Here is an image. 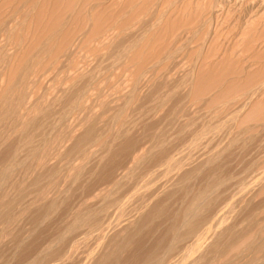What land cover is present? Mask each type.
Returning a JSON list of instances; mask_svg holds the SVG:
<instances>
[{
    "label": "rangeland",
    "instance_id": "1",
    "mask_svg": "<svg viewBox=\"0 0 264 264\" xmlns=\"http://www.w3.org/2000/svg\"><path fill=\"white\" fill-rule=\"evenodd\" d=\"M16 1V2H15ZM29 1V0H28ZM28 1L27 0H1L0 1V26L2 25V24H4L7 20H8V22H6V26H7V28H8V26L9 25H11V27L13 26V29H11V27L9 26V28L8 29H10V32H11V30H14L15 29V31H14V34L12 35V34H10V32L8 31V29H7V35H9V37L5 34L4 36H3V39L5 38V42H4V40L2 39V38H0V40H3V42H4V44L7 42L8 43V51H7V47H6V51L7 52H9V53H5V55H3V56H0V60H1V62H0V99H1V101H0V178L2 179V177H3V179L1 180L0 179V181H1V183H0V217H1V221H0V263L1 264H19L22 260H23V256L27 253V252H31V251H34V250H37V249H39V248H42L43 246H45V245H47V243H50V242H52L56 237H58V235L59 234H61L62 232H63V230H65V227L67 226V224L70 222H72V220H71V215L70 214H72L74 211H73V209L75 208V206H74V204L76 205V207L77 206H79L80 204H82V202H84L85 200H88V197L90 198V196H91V191L93 192V189L95 190L96 188H98V187H101L104 183H105V181L107 182V181H109L110 179H109V177L111 176L112 178L116 175V174H118V173H120L122 170H123V168L125 167V165H127L129 162L128 161H130L131 159H132V156H134L135 155V151H139V150H145V148H146V150L145 151H147V157L148 158H146L145 159V161H144V163H143V166H142V171L140 170V172H138V176H140V178L138 177V179H139V181L141 180V182H142V179L143 180H145V178H146V176L148 177V175H150V174H156V173H161V171H164V170H166V168H169V166L172 164V162H174V160H176L177 158L176 157H178L185 149H187V148H191L192 149V153L191 154H193V152H196L195 153V156H194V154L193 155H191L192 156V158H191V156H190V159L192 160V162H193V164L191 163V164H189L190 163V161L188 162V164H189V168H190V165H191V171H192V169H195V166L197 167V162L201 159V156H199V154L200 155H202L203 156V158H207V157H209V155L210 154H212V156L214 155V158L215 157H217L218 155H219V159H218V157L217 158H215L214 160H217L218 161V163H217V161L215 162V161H211V164H210V162H208V163H206V164H208L209 165V167H207L206 166V164H204V165H201V166H203V167H201V166H199L200 168H198L197 170L195 169L194 171L195 172H193V175H191V176H189V184H187L188 182H178V184H181V185H183V184H185L184 186H186V187H181V188H178V189H180L179 191L182 193L183 191H182V189L183 190H185L186 188V190H187V193H186V191H184L183 193H182V195H181V193L179 194V192H178V194L177 193H175V192H177L178 191V189H176V191L175 192H173L172 194H170V192H168V190L169 189H171L172 187H170V186H166V188L163 186V188H162V192H160V194H159V198H157L156 200V202H154V203H152V205L149 207L150 209L153 207V205H155V203L156 204H160V205H162L164 208H163V211L165 210L166 212H167V214H169V215H167L166 214V212L164 213V216L162 217V218H165L166 219V217H167V219L165 220V219H162L161 218V220H158V221H153L152 223H150V227L148 226V225H146V227H145V229H146V232H144V233H142V230L144 229V227H143V225H142V230H140V232H141V234L139 235V236H141L142 234V236L141 237H139V238H137L135 241H138V243L140 242L139 240H141V242H140V244H138L137 242L135 243H133V245H132V248L134 249V251L132 250V248L131 249H129L128 250V252H129V254H128V252H126L127 254H125V255H122V256H125V258L124 259H126V258H130L129 260L128 259H126V260H124L122 257V259L124 260H122V261H120L121 260V258H120V260H119V263L120 262H123L124 264H127V262H129L130 260V262H129V264H131V262H134L135 261V263H133V264H137L136 262L138 261L137 259H139V258H137V256H138V254L140 253V251H142V250H145V249H147V250H149V248H151L152 249V247L154 246V245H156L155 243H154V241L153 240H155V238H157L158 236V238H157V242L160 240V238H161V233L163 234L164 232H162V231H164L165 230V227L167 226V224L169 223L168 221H171L173 218H174V216H176V214L175 213H178L179 211L182 213L183 212V210H184V208H186L187 207V205H188V203L190 204L191 202H192V200H193V198L192 197H197V196H199L201 193H203V191L204 190H207V189H209L210 188V186H212L213 187V184H216V185H218L219 186V181H221V182H224V187H226V183H227V181H228V184H227V187L228 188H230L231 189V187L233 186V185H236L235 183H237L235 180L234 181H232L233 180V178L234 179H236L237 181H239L238 183H237V185H238V187H240V188H242V186H243V188H245V189H247V190H242V192L244 193L243 195H247L246 197L248 198L249 196V193H250V198L252 197V202L250 201V198H249V200L247 199V198H245V196H243L242 195V197L239 199L240 200V202L241 201H243L244 203L245 202H247L248 204H249V207L247 206V204L246 205H244V203L243 202H241V204H243L244 205V207L242 206V205H240L238 202H236V201H238L237 199L236 200H234L232 197V192L231 191H234V187L235 186H233L232 188H233V190L231 189H228L227 187H226V189L227 190H225L224 189V187H222L221 185V189L218 187V192H219V195H220V197H219V195H218V201H216V202H218V203H215L214 204V206L212 207V209L209 211V213L210 214H206V216H208V215H213V218H214V214L217 212V208H218V204L220 203H222L223 201H225L226 199H228L227 201L229 202V203H231L230 205L232 206L235 202L238 204V208H237V206L236 207H234V205L236 204H234L233 206H232V210H234L235 212H233V214L235 215V216H233L232 217V219H229L228 217H229V215H221V216H219V218H221L222 220L223 219H225V221L227 220H233V218H235V217H237V214H236V212H240L241 211V213H239V215L241 216H239L240 217V219H238V217H237V219H234L233 221H232V223L234 224V225H232V224H230V222L231 221H228V225H226V226H223L225 229L227 228V229H229V230H227V231H231L232 233L231 234H229V232H227L229 235H233V236H235V238H236V240H237V242H236V244H235V246L233 247L234 249H236L235 250V253H237V252H239V251H244L245 249H247L246 251H247V253L246 254H248L246 257H247V259L248 260H246V258H244V262H249L250 260L252 261L253 260V258L252 257H254L255 255V252H256V258H258V255H260L259 257H263L264 255H263V253H264V243H261V244H263V246L261 245V249H260V245H258L260 242H261V240H262V237H263V232H264V212H263V209H264V201L262 200V199H264V190H262V189H264V179H263V175H264V173L262 174V172L264 171V129H263V125L264 124H262L263 122H264V116H262V115H259V113L260 114H263L262 113V111H264V96L262 97V99H261V97L259 96V95H263V93H264V81H263V79H264V62H263V60H264V56H262V55H264V40H262V39H264V35L262 34V33H259V35L257 34V32H258V30L259 31H261L260 30V28L262 29V31L261 32H263L264 31V25H263V23H264V19H263V17H262V19H261V15L260 16H258L257 14H256V12H254L253 11V16L251 17V14H252V12L251 11H249L248 12V10H247V5L248 4H250V1H251V3H255V0H238L239 2L237 3L236 1L237 0H224V1H222V0H215V3L212 1V0H202V2H201V0H198V1H196V0H191V2H190V0H184V2L182 3L181 1H179V2H177L176 4L178 5H176L175 4V6L173 5V6H171V4H172V2H173V0H172V2L170 3V1L169 0H160L159 2L161 3L160 5L162 6H160V8L158 9V14H160V16L159 15H154L153 17H150V16H152V13H153V11H155V9L153 8V6L155 5V3H157V1L158 0H155L156 2H154V0H152L151 1V3H150V0H129L130 2V4H131V6L133 7V10H134V12H133V10H132V7L130 6V4L129 3H127L128 1L127 0H118V2H119V4L118 3H114V2H116L117 0H109V1H107L106 2V4H105V2H102V0H86V1H82V2H80L79 3V1H77V0H73V2H72V0H38V2L36 1V0H30V2L28 3ZM57 1H59V2H57ZM77 1V3H75V2ZM96 1H100V2H102V3H100L99 2V6L97 5H95V3L96 4H98ZM103 1H106V0H103ZM111 1V2H110ZM120 1H121V4H120ZM142 1H144V2H142ZM187 1H189V2H187ZM199 1H200V5L202 6H200L199 8L202 10V8H203V12L201 13V10L200 11H198V12H196L197 10H196V8H197V4L199 3ZM204 1V2H203ZM206 1V2H205ZM211 2V4H212V7H211V4H210V2ZM228 1H230V3L228 2ZM232 1V2H231ZM254 1V2H253ZM2 2L4 3V5H2L1 6V4H2ZM26 2V3H25ZM36 2V3H35ZM39 2H41V3H39ZM43 2V3H42ZM56 2V3H55ZM88 2V3H87ZM112 2L114 3V6H109V5H113L112 4ZM133 2V3H132ZM149 2V3H148ZM164 2V3H163ZM168 2H169V4H170V6L172 7V8H170V6L168 5ZM198 2V3H197ZM209 2V4H206V3H208ZM218 2V3H217ZM235 2V3H234ZM243 2V3H242ZM74 3H75V5H74ZM79 3V4H78ZM86 4V5H82V4ZM91 3H93V5L91 4ZM111 3V4H110ZM122 3L124 4L123 6H122ZM135 3V4H134ZM179 3V4H178ZM182 3V4H181ZM185 3H188V4H190L191 6L193 5V7H191L190 5H186ZM192 3V4H191ZM205 5H204V4ZM217 3V7H216V9L214 8V6H215V4ZM219 3H220V5H219ZM227 5H226V4ZM240 3H241V5H240ZM247 3V4H246ZM27 4V5H26ZM33 4H39L38 6H35V5H33ZM48 4V5H47ZM116 4H118L119 5V7H117L118 5H116ZM165 4L166 5H168V7L166 6V8H164L163 6H165ZM223 5V8H222V5ZM225 4V5H224ZM236 4V5H235ZM238 4V5H237ZM243 4H245L244 6H243ZM23 5L25 6V8H23ZM33 5V6H32ZM41 5V6H40ZM54 5V6H53ZM60 5V6H59ZM73 5V6H72ZM80 5L81 6H83V8H81L80 7ZM102 5V6H101ZM115 5H116V8H114L115 7ZM125 5H127L126 6V8H128V10L129 9H131L132 11L131 12H126V11H128L124 6ZM134 5V6H133ZM142 5V6H141ZM182 5V6H181ZM211 7H209V6ZM242 6V8L240 9L239 7L240 6ZM32 6V7H31ZM46 6V7H45ZM80 7L79 9L78 8H76L75 9V7ZM90 6H95V10H92L93 8L92 7H90ZM100 6H101V8H103V10H105V11H103V10H101L100 9ZM104 6V7H103ZM109 7L108 8V12L106 11L107 10V7ZM140 7V8H144L143 10L142 9H140V8H138V7ZM150 6H152V12L150 11L151 9L150 8H148L149 9V11L151 12L150 14H148L149 13V11H147V12H145L146 10H147V8L146 7H150ZM182 7L183 9H181L180 7ZM186 8H185V7ZM190 6V7H189ZM196 6V7H195ZM204 6V7H203ZM206 6V7H205ZM208 6V7H207ZM219 6H221V7H219ZM224 6H226L225 8H224ZM235 6V7H234ZM246 6V7H245ZM18 7V8H17ZM21 7L24 9L23 11H19V8L21 9ZM59 7V8H58ZM74 7V8H73ZM99 8V9H97V8ZM121 7V8H120ZM131 7V8H130ZM175 7V8H174ZM176 7H177V9H178V13H176L177 11V9H176ZM180 9H179V8ZM232 7V8H231ZM238 7V9L236 10V8ZM31 8H34V10H35V12H29V11H34L33 9L31 10ZM35 8H38V9H35ZM41 8V9H40ZM48 8H50V9H48ZM60 8H61V10H60ZM92 8V9H91ZM104 8H106V9H104ZM110 8H111V10H110ZM118 8V9H117ZM123 8H125V9H123ZM135 8V9H134ZM187 8H188V10H187ZM193 8V9H192ZM204 8H205V10H207L205 13H206V15H204L205 13H204ZM210 8V9H209ZM219 8V9H218ZM229 8V10L227 11V9ZM53 9V10H52ZM72 9H74V10H72ZM90 11H89V10ZM98 11H97V10ZM113 9V10H112ZM122 10V12H120L121 10ZM137 9H138V11H142L141 13H143L145 16H141V15H143V14H141L140 15V13L139 12H136L135 13V11H137ZM170 9V10H169ZM174 10V12L176 13H174L173 11H171V10ZM186 9V10H185ZM190 9H191V11H190ZM226 9V10H225ZM232 9V10H231ZM234 9V10H233ZM20 12V13H18V11ZM22 10V9H21ZM73 12H72V11ZM80 12H79V11ZM92 10V11H91ZM101 10V12H99ZM109 10H110V12H109ZM114 10H119L117 13L114 11ZM162 10H165V11H163V13L162 12H160V11H162ZM169 10V11H168ZM181 10V11H180ZM182 10H185L186 12H188V13H185L184 11V13L186 14V16H185V14L182 12ZM194 10H195V12H194ZM212 10H214V12H215V14H212V12H211V14H209V12ZM218 10V11H217ZM223 10H225V11H223ZM231 10V11H230ZM237 12H236V11ZM27 11V12H26ZM38 13H37V12ZM39 11H41V13L39 14ZM45 11V12H44ZM63 11V12H62ZM77 11L79 12V13H77ZM104 13H103V12ZM166 11H167V13H166ZM10 12V13H9ZM28 12H29V14H28ZM59 12H60V14H59ZM89 12V13H88ZM91 12V13H90ZM107 12V13H106ZM113 12H114V15H113ZM165 12V13H164ZM171 12H173L174 14H171V15H173V18L172 19H170L171 18V15H170V13ZM182 13L183 14V17H182V15L180 14V13ZM192 14H191V13ZM193 12L196 14V16L197 15H199V17H198V19L196 18V16L195 15H193ZM230 14H229V13ZM231 12H236V13H232L231 14ZM18 13V14H17ZM33 13H35V14H33ZM46 13V14H45ZM77 13V14H76ZM98 13H101V15L102 16H99L98 17V15H100V14H98ZM112 13V14H111ZM119 13V14H118ZM123 13V14H122ZM126 13L128 14L127 16H126ZM198 13H200V14H198ZM204 13V14H203ZM219 13V14H218ZM224 15H223V14ZM225 13H227V14H225ZM250 13V14H249ZM32 14V15H31ZM64 14V15H63ZM71 14H72V17H71ZM80 14V15H79ZM91 14H92V16H91ZM95 14V15H94ZM108 14V15H107ZM118 14V17L116 16V15ZM131 14V15H130ZM132 14H133V17H132V19L130 18H128L129 16H132ZM139 15L142 19L144 18V17H146V18H144L142 21H147L146 19H148L147 17H149V19H148V22L149 21H151V22H149L150 24H147L148 26H147V28L146 29H148L147 31L145 30L144 31V33L146 32V36H143L142 37V35H144V33L141 35V38L139 37H137V38H134L133 40H135L134 42H135V45L137 46V48H136V46L135 45H133L134 44V42H133V40L131 41V45H129V46H131V47H128V48H130V49H128V50H130V51H128L127 49V54H129V57L130 58H128V55L125 53V51L126 50H124V53L127 55V56H125V55H123V53H121V55L123 56V59H122V57H120V58H118L119 60H120V63H121V65H119L120 63L117 61V63L116 64H118V65H115L114 64V62H116V61H114V60H112V59H110V60H108V59H106L107 61H110V62H113V64L112 63H107V61L104 59L103 60V55H105L106 53V51H108V46H107V44H108V40H112V38L114 39V38H118V40H120L121 39V36H124L125 37V34L127 33V31L128 30H130V29H133L134 28V26L132 25V23L134 22V23H136V22H138L139 23V19H140V17L138 16V17H136V15ZM155 14V13H154ZM162 14H164L165 16H163L162 18L164 19V17H165V20H162V21H165L163 24H162V22L161 23H159L158 22V20H161L162 18H160L161 17V15ZM166 14L167 15H169V18H168V16H166ZM187 14H191L190 15V17L188 18V16L189 15H187ZM209 14V15H208ZM221 14V15H220ZM3 15V16H2ZM25 15V16H24ZM38 15V16H37ZM73 15H76V17L74 16V18H73ZM78 15V16H77ZM91 17H90V16ZM104 15H106V16H104ZM109 15H111V17L109 16ZM113 15V16H112ZM121 15H122V17H124V15L126 16V17H124V18H122L121 17ZM177 15H178V17H177ZM202 15H203V17H202ZM222 15H223V17H222ZM235 16L234 18H233V16ZM238 16V19H237V16ZM254 15H257L258 16V20H259V22L257 21V19L255 18L256 16H254ZM15 16V17H14ZM17 16V17H16ZM27 16V17H26ZM29 16V17H28ZM65 16V17H64ZM87 16V17H86ZM89 16V17H88ZM136 18H135V17ZM159 16V18H157ZM195 17L196 19H194L193 17ZM205 16V17H204ZM207 16H208V18H207ZM210 16V17H209ZM215 18H214V17ZM225 16V17H224ZM229 16H231V17H229ZM19 17V18H18ZM39 17V18H38ZM68 17L70 18L71 17V20H69L68 19ZM86 17V19H84ZM97 17L99 18V19H97ZM101 17H103L102 19H101ZM109 17H110V19H111V21L110 22H115L114 21V18H118L117 20H116V22L117 21H119L120 22V26H119V22H117L116 24L117 25H115L114 23H113V25H114V27L112 28V23H111V25H108L110 22L109 21H106V20H104V18L105 19H107V20H110L109 19ZM167 17V18H166ZM177 17V18H176ZM180 17H181V19H182V21L185 23V21H186V23H185V25H183V22L181 21V19H180ZM188 19H187V18ZM227 17H229V19L230 20H228V18ZM240 17V18H239ZM249 17V18H248ZM251 17V18H250ZM47 18V19H46ZM49 18V19H48ZM52 18V19H51ZM62 19L63 21H61L60 19ZM124 19L125 21H127V23H130V24H126V23H123L122 24V22H124V20H119V19ZM126 18H128L129 19V21H128V19H126ZM139 18V19H138ZM152 18V19H151ZM154 18V19H153ZM155 18H157L158 20L156 21V19ZM195 20V21H193V19ZM206 18L207 19H209V21L208 20H206ZM217 18V19H216ZM225 18H226V20H225ZM232 18V19H231ZM254 18V19H253ZM28 19V20H27ZM55 19V20H54ZM57 19V20H56ZM84 19V20H83ZM113 19V20H112ZM136 19H137V21H136ZM172 21V24H173V22L174 21H176L177 20V24L175 23V25H183V26H179V27H176L175 26V28L178 30V28H180L181 30H178V31H176V29H174V24H173V26L169 23L170 22V20ZM174 19H176V20H174ZM180 19V20H179ZM190 19H192V21L190 20ZM202 19H204V20H206V22L207 23H205V28H204V30L205 31H203V26H202V24L201 23H203V20ZM248 19V20H247ZM255 19H256V22H255ZM262 20V22H261V20ZM10 20H12V22H10ZM57 21L56 23H52L51 21ZM61 21V22H59V21ZM65 20H69V22L67 23ZM90 20V21H89ZM97 20H99L98 22H96ZM100 20H101V24H100ZM102 20H104L103 22H102ZM131 20L133 21L132 23H131ZM139 20V21H138ZM153 20L155 21V23L154 24H156V26H157V24L159 23V25H158V27H156L154 24H153ZM166 20H169L168 21V24H167V21ZM179 20V21H178ZM185 20V21H184ZM198 20V21H197ZM199 20H200V24H201V26H199L200 24H199ZM214 22H213V21ZM215 20H217V21H215ZM219 20H221L220 21V23H219ZM242 20V21H241ZM245 20H247V21H245ZM249 20H251V21H249ZM18 21H20V22H18ZM26 21H27V23H26ZM79 21V22H78ZM87 21V22H86ZM89 21V22H88ZM94 21V22H93ZM136 21V22H135ZM181 21V22H180ZM188 21V22H187ZM202 21V22H201ZM211 21V23H213L212 25H211V27H206V25L208 24V22H210ZM225 21H228L229 22V24H228V22H225ZM238 21V23H233V22H237ZM241 22V24H240V22ZM248 21H249V23H248ZM254 23H257L256 24V26L254 25V27H253V29L254 30H256L255 28H257V32H256V34L258 35H254V31H253V29L252 30H250L251 28L249 27V25L251 24L252 25V23L253 22ZM30 22V23H29ZM48 22H49V24H48ZM63 22H66V24H68L67 26L65 25V23H63ZM95 22H96V24H95ZM109 22V23H108ZM179 22V23H178ZM216 22V23H215ZM221 22H223L222 24H221ZM247 22V23H246ZM251 22V23H250ZM38 23V24H37ZM45 23H46V25H45ZM52 23V24H51ZM87 23V24H86ZM90 23L92 24V25H96V26H91L90 25ZM104 23H106V24H104ZM133 23V24H134ZM138 23H136L135 24V27L138 25ZM198 25L197 27L200 29H202L201 30V34L199 33L198 35H200V36H198L197 35V37H194V38H198L197 40H198V42H199V40L201 41V42H199L201 45H199V43L197 42V40L196 39H192L191 40V43H189V45H186L185 43V37H187V35H188V33H189V35L191 34V32H195V31H198V28L196 27V24ZM211 23H209V24H211ZM217 23H218V25H220V27H221V30H220V27H218V25H217ZM230 23H232V24H230ZM242 23H244V24H242ZM262 23V24H261ZM7 24H9V25H7ZM13 24H15V25H13ZM22 24V26H20V25ZM25 24V25H24ZM42 24V25H41ZM57 24V25H56ZM60 24H61V26H60ZM65 25V29L63 28V26ZM97 24H99V26H104L103 28H101L100 27V30H99V26H98V28L97 29H95L96 27H97ZM152 24V26H151V28L149 27L150 25ZM165 24V25H164ZM170 24V26H171V28L168 26ZM189 24V25H188ZM191 24H192V26L193 25H195V28H194V26H193V28H192V26H191ZM216 24V25H215ZM226 24H228V25H230V26H228V25H226ZM235 24V25H234ZM249 24V25H248ZM261 24V25H260ZM5 25V24H4ZM18 25L21 27H18ZM39 25V26H38ZM52 25H54V26H56V28L54 27V26H52ZM69 25H70V27H71V32L69 31V30H67V29H69L70 27H69ZM86 25H88V26H86ZM121 25H123V26H121ZM125 25H127V26H125ZM131 26L132 25V27H128V26ZM166 25H167V28H169V29H171V30H173L172 31V33H171V31L169 30V29H166L165 27H166ZM204 25V24H203ZM213 25H215V28H216V26H217V31H218V36H217V31L215 30V28L214 29H209V28H213L214 26ZM224 25H225V27H224ZM232 25H234L233 27H232ZM243 26V28H241V26ZM247 25V28L245 27L244 28V26H246ZM252 25V26H253ZM262 25H263V27H262ZM14 26H15V28H14ZM17 26V27H16ZM33 26V27H32ZM45 26V27H44ZM106 26H110L108 29H107V27ZM117 26V27H116ZM118 26H119V28H118ZM139 27H140V25H138ZM154 26L156 27V28H158L159 30L158 31H156V28H155V31L153 30V28H154ZM163 26V27H162ZM207 26H210V25H207ZM236 26H237V30H236ZM2 27H4V26H2ZM2 27H0V28H2ZM37 27V28H36ZM41 27V28H40ZM53 28V29H51V28ZM58 27V28H57ZM59 27L61 28V29H59ZM69 27V28H68ZM87 29H86V28ZM89 27H90V30H88L89 29ZM106 27V28H105ZM122 27H125V29L124 28H121ZM127 27V28H126ZM153 27V28H152ZM229 27H230V29H229ZM248 27H249V29H248ZM260 27V28H259ZM18 28V29H17ZM95 29L94 30V32L95 33H93V29ZM118 28V29H117ZM138 27H136V28H134V29H137ZM185 28H189V29H186V30H189L188 32L187 31H185ZM192 28V29H191ZM209 29L208 31L209 32H212L213 33V38H211V39H207V34L208 33H206L207 32V30L206 29ZM232 28V29H231ZM21 29V30H20ZM58 29V30H57ZM62 29H64V30H62ZM91 29H92V31H91ZM105 29H107V30H105ZM150 29V30H149ZM195 29V30H194ZM225 29H227L228 30V32H227V30H225ZM235 29V30H234ZM243 29H245L246 31H248L247 33H246V31L245 30H243ZM20 30V31H19ZM62 30V31H61ZM109 30H111V31H109ZM116 30V32H117V34L119 33V36L117 35V34H115L116 32H114ZM184 30V31H183ZM193 30V31H192ZM211 30V31H210ZM216 31V33L215 32H213V31ZM225 31V33L223 32V31ZM231 30V31H230ZM240 30V31H239ZM241 30H243V32L241 31ZM54 31H56L57 32V34L58 33H60V35L58 34V35H55L56 34V32H54ZM67 31H68V34H66L67 33ZM119 31V32H118ZM125 31H126V33H125ZM149 31H151V33L149 32ZM170 31V32H169ZM175 31V32H174ZM180 31H183L184 32V34H183V36H182V33L183 32H181L180 33ZM202 31L204 32V33H206L205 35L202 33ZM219 31H220V33H219ZM232 31H236V32H234V33H232ZM240 33L239 35L241 36V35H243V36H241V37H239V35H237L238 34V32ZM250 31H252V33H253V36H252V33L250 32ZM26 32V33H25ZM82 32H84L83 34H82ZM97 32V33H96ZM109 32H112V34L114 33L115 34V36H114V34L112 35V34H109ZM148 32L150 33L149 35H148ZM152 32H153V34H152ZM186 32V33H185ZM245 32V33H244ZM20 33V34H19ZM35 33V34H34ZM37 33V34H36ZM122 33V34H121ZM124 33V34H123ZM179 34L180 33V36L178 37L177 35L175 36V34ZM215 33V34H214ZM222 33V34H221ZM228 33H231V34H229L228 35ZM251 33V36L253 37V39H252V41H251V37L250 38H248V40H246L247 39V34H250ZM264 33V32H263ZM19 34V35H18ZM39 34V35H38ZM44 34V35H43ZM53 34H54V36H53ZM64 34V35H63ZM66 34V35H65ZM84 34H86V36L88 37V35L89 34H91V35H93V36H91V35H89V38L90 39H92L91 41H90V39L88 38L87 40L85 39V38H87L86 36H84ZM88 34V35H87ZM171 34H173V35H171ZM186 34V35H185ZM220 34V35H219ZM223 34H225V36L223 35ZM260 34H261V36L263 37H261L260 36ZM33 35V36H32ZM35 35V36H34ZM50 37V36H52V37H54L53 39H51V38H49L48 36ZM63 35V36H62ZM84 37H83V36ZM98 35V36H97ZM103 35H107L108 37H110L108 40H107V38L104 36L103 37ZM121 35V36H120ZM152 35V36H151ZM171 35V36H170ZM214 35H216V36H214ZM223 35V36H222ZM6 36H7V38L8 39H6ZM15 36V37H14ZM79 36V37H78ZM118 36V37H117ZM147 36H149V37H147ZM152 38H151V37ZM154 36V37H153ZM203 36H204V38H203ZM227 36H229V38L227 37ZM233 36H235V38L233 37ZM244 36H246L245 38V40L249 43V39H250V43L252 44H248V43H246V41L244 42V40L243 39H237V38H244ZM250 35H248V37H249ZM256 36H257V38H256ZM18 37V38H17ZM47 37L49 38L47 41H46V39H47ZM56 37V38H55ZM80 37H82V38H80ZM98 37H101V38H104V39H106V40H102L101 38L100 39H98ZM146 39H145V38ZM180 37H181V39H180ZM214 37H216L215 38V40H214ZM219 37V40H221V41H219V40H217V38ZM222 37V38H221ZM232 37L234 38V40L232 39ZM237 37V38H236ZM254 37H255V39H254ZM262 39H261V38ZM21 38V39H20ZM39 38V39H38ZM65 38V39H64ZM67 38V39H66ZM80 38V39H79ZM83 38H84V40H83ZM123 38V37H122ZM178 38V39H177ZM203 40V42H202V40ZM224 38H226L225 39V41L223 40ZM261 39V40H259V39ZM37 39V40H36ZM43 39V40H42ZM60 39H61V41H60ZM97 39L98 40H100V41H97ZM139 39V40H138ZM150 39H151V42H150ZM175 39V40H174ZM228 39V40H227ZM230 39H232V40H230ZM256 39H258V40H256ZM42 41V43H41V41ZM45 40V41H44ZM51 41L50 42V44H49V42L48 41ZM68 40V41H67ZM69 40L71 41L70 43H69ZM95 40V41H94ZM136 40L138 41V42H136ZM171 40V41H170ZM180 40H181V42H180ZM227 40V41H226ZM237 40V41H236ZM240 40H241V42H242V46L241 45H239L241 42H240ZM243 40V41H242ZM256 40V41H255ZM33 41V42H32ZM65 41H67V42H65ZM99 42V44H97L96 43V45H100L99 46V48L100 47H103V48H105L104 46H106V51H105V49H99L98 48V46H97V48L95 47L96 45L94 44L95 42ZM104 41V42H103ZM108 41V42H107ZM139 41L141 42V45H142V47L140 46V43H139ZM147 41V42H146ZM197 42V45H198V47H197V45L195 44V42ZM211 41V42H210ZM212 41H215L214 43L216 44L217 42L216 41H218V43L219 42H226V44L224 43L223 44V47H221V44L222 43H219V45H220V48H219V46H218V43L215 45L214 43H212ZM257 41H259V43L260 44H257L256 42ZM261 41V42H260ZM28 42V43H27ZM36 42H37V44H36ZM45 42H47V43H45ZM63 42V43H62ZM73 42V43H72ZM75 42H76V44H75ZM87 42V43H86ZM94 42V43H93ZM101 42H102V44L104 43V45L103 46H101ZM105 42H107V43H105ZM144 42H146L145 44H142V43H144ZM184 42V43H183ZM227 42H229V44L227 43ZM235 42H236V46H235V48L234 49H232L233 47H234V45H235ZM238 42H240V43H238ZM253 42V43H252ZM254 42L256 43V45L254 44ZM6 43V44H7ZM41 43V44H40ZM45 43V44H44ZM64 43H67L66 45L64 44ZM77 43L79 44V45H77ZM90 43V44H89ZM92 43V44H91ZM149 43V44H148ZM208 43V44H207ZM232 43H234V45L232 44ZM244 43H245V45H250L251 47L253 46V47H255V48H251L250 46H248V48H246V46L244 45ZM5 44V45H6ZM42 44L44 45L43 47H42ZM47 44H48V46H47ZM53 44V46H51V48H50V46L49 45H52ZM56 44V45H55ZM61 44H63V45H61ZM80 44H82V45H80ZM106 44V45H105ZM175 44H176V47L178 46V44H180L176 49L179 51V47H181V49H182V45L183 44H185V45H183V46H185V50L183 49L182 51L180 50L179 51V53L181 54H177L178 53V51L175 49ZM190 44H191V46H190ZM193 44H195L196 46H195V48H194V46H193V48L191 49V47H192V45ZM205 44H207V45H205ZM210 44H214V45H212L211 47H210ZM228 44V48L225 46V45H227ZM231 44V45H230ZM238 44V45H237ZM255 46H254V45ZM262 44H263V46H262ZM17 45V46H16ZM37 45V46H36ZM40 45V46H39ZM71 45V46H70ZM77 45V46H76ZM204 45V46H203ZM233 45V47L231 48V46ZM243 45H244V47H243ZM260 46V48H261V46H262V48L263 49H260V48H258L259 46ZM64 48V46H65V48L67 49V51H66V49L64 48V49H61L62 47ZM68 46V47H67ZM87 46V47H86ZM90 46H92V47H90ZM134 46V47H133ZM172 46V47H171ZM188 46V47H187ZM190 46V47H189ZM216 46V48L217 49H220V50H218V51H220L219 52V54H218V52L215 50V47ZM237 46H239V47H237ZM240 46H241V48H240ZM21 47V48H20ZM40 47V48H39ZM70 47H72L71 49H69ZM95 47V48H94ZM133 47V48H132ZM141 49H139V48ZM200 47V48H199ZM203 47V48H202ZM249 47H250V49H249ZM30 48V49H29ZM38 48H39V50L41 49L42 50V48L44 49V53H43V51H42V54L40 55V58H39V60H38V58H37V56L36 55H39L38 54V52H40L39 50H38ZM83 48V49H82ZM164 48V49H163ZM196 48H198L197 50H196ZM209 48H211L212 50H214V51H216V52H212V50L211 49H209ZM223 48V49H222ZM230 48V51L231 50H235V49H237L238 51L241 49V51H242V53H241V51H239V52H237V53H235V51H237V50H235V51H233V52H230V51H228L227 49H229ZM238 48H240V49H238ZM245 50V51H243V49ZM51 49V50H50ZM52 49H53V51H52ZM56 49H57V51L58 50H60V51H62V52H60V51H58L57 53V55H56ZM99 51H98V50ZM137 49V51H135ZM201 50V52L203 53H201L200 54V56H201V58H200V60L198 59L199 57H197V59H198V61L196 62V55L199 53V51ZM211 50V53H212V55L210 54V51H207V50ZM252 50V51H249V50ZM19 50V51H18ZM38 50V52L36 53V51ZM45 50H47V51H45ZM55 50V51H54ZM65 50V51H64ZM71 50V51H70ZM97 50V51H96ZM104 50V53L102 52ZM132 50V51H131ZM158 50H160L161 52H159ZM195 50V51H194ZM202 50H204V51H202ZM246 50H247V54L248 53H250L251 55L253 54L252 52H254V50H255V54L254 55H250V54H248V57L249 56H251L249 59H252V60H247V61H250V63H247L246 62V59L248 58H246L245 59V57L247 56L246 54H244V53H246ZM257 50L258 51H263V52H259L260 53V55L258 54V52H257ZM12 51V52H11ZM72 51H74L73 53H72ZM83 51V52H82ZM95 51V52H94ZM134 51V52H133ZM164 53H163V52ZM171 51V52H170ZM176 51V52H175ZM196 53V54H194V52ZM249 51V52H248ZM46 52V53H45ZM54 52H55V54H54ZM67 52H69V53H67ZM70 52H71V55H70ZM93 52V53H92ZM130 52V53H129ZM133 52V53H132ZM168 54H167V53ZM174 52V53H173ZM207 52H209V55H210V57L208 56V58L207 57H205V58H207V59H210V60H206V59H204L205 61H207V62H205V61H203V59L202 58H204V56H207ZM224 52H229L230 54H231V56L233 55V57H232V60H231V58L230 57H228V56H230V54H228V55H224V54H226V53H223ZM15 53V54H14ZM34 53V54H33ZM35 53H36V55H35ZM49 53H50V57H49ZM67 54V56H66V54ZM82 53L84 54V56L82 55ZM86 53H88V54H90V56L87 58L88 60H89V62H94V63H98L99 64V66L101 65V67L102 66H104V67H102L103 68V70H102V72H101V76H103V78H101V76H99V78L100 79H98V82H97V80L95 81V83H94V85H90V87H88V88H86L87 89V92H85L86 93V95H87V98H90V97H88V96H90V94H91V98H90V100L88 99V101L90 102H85V104L84 105H86V106H88V108H86V107H82L83 105H82V103H79L78 105H76V104H73L72 106H73V108H72V106H71V104H67V103H69V102H67L66 103V101H62L63 99L62 98H60L61 96H60V93H61V95H62V91L65 89V88H67L69 85H71V84H73V86L76 84L75 82H77L76 80H80V77H81V75L84 73V72H90V70L89 69H92V70H94L95 69V67H98L97 65L98 64H96V66L95 67H93V64L92 63H89V65L87 64V59H86V57L88 56V54H86ZM98 53V54H97ZM99 53L102 55H100V56H98L99 55ZM136 53H137V55H136ZM159 53H160V55H159ZM176 53V54H175ZM205 53V54H204ZM216 53V54H215ZM234 53V54H233ZM262 53V54H261ZM10 54H11V57H10ZM13 54V55H12ZM52 54V55H51ZM65 54V55H64ZM73 54V55H72ZM82 56H81V55ZM85 54H86V57H85ZM163 55V57H166L167 55V58H165L166 59V61H168V59H169V61L168 62H166L165 63V59L162 57V55ZM166 54V55H165ZM171 54V55H170ZM172 54H174V55H172ZM242 55V57H241V55ZM56 55V56H55ZM61 55V56H60ZM69 55H70V57H69ZM178 55H180V56H178ZM214 55H216L215 56V59L213 60V58L211 59V57L213 56L214 57ZM221 55V56H220ZM224 55V57H222ZM234 55H236L237 57L240 55V57H238V58H241V59H237V57H236V61H234L235 60V56ZM256 55H258V57H257V59H256ZM6 56V57H5ZM35 56H36V59H35ZM59 56V57H58ZM63 56H64V58H63ZM74 56V57H73ZM82 58V59H84V57H85V59L84 60H81V61H83V65H81V63L82 62H80L79 61V59H80V57ZM124 56H125V58H124ZM134 56V57H133ZM197 56H199V54L197 55ZM225 56H227L226 58H225ZM262 56V57H261ZM3 57V58H2ZM15 57H16V59H15ZM31 57V58H30ZM33 57V58H32ZM39 57V56H38ZM46 57V58H45ZM67 59H69V60H65L66 58ZM93 57L95 58L96 57V59H94V61L92 60L93 59ZM98 57V58H97ZM102 57V58H101ZM134 59H133V58ZM169 57V58H168ZM176 57H178V58H176ZM255 59H254V58ZM6 58V59H5ZM29 58H30V60L32 59H34L32 62H33V65H32V69L33 70H31L32 72H31V74H30V77H29V75L27 76L28 77V79L26 78L25 80H21L20 78H22V77H20V76H22V74L24 73V70L26 69L25 67H27V66H29L31 63V61L29 60ZM42 58H43V61H42ZM63 58V59H62ZM99 58H101V59H99ZM128 58V59H127ZM150 58V59H149ZM160 58V59H159ZM163 58V59H162ZM174 58V59H173ZM183 58V59H182ZM185 58V59H184ZM194 58H195V62H194V64H193V60H194ZM216 58H217V60H219L220 58L221 59H224V60H219L218 62H217V60H216ZM219 58V59H218ZM227 58H230L229 60L227 59ZM243 58V59H242ZM22 59V60H21ZM55 59V60H54ZM60 59H62V60H64L63 62L65 63H63L62 62V60H59ZM72 59V61H70ZM73 59L75 60V61H73ZM90 59H91V61H90ZM98 59V60H97ZM174 60V61H179L180 60V62H178L177 63V61H176V63L175 62H173V61H171V60ZM182 59V60H181ZM259 59V60H258ZM8 60V61H7ZM37 60V61H36ZM45 60H46V62H45ZM57 60H58V62H57ZM77 60L80 62V65H78L79 64V62H77ZM96 60V61H95ZM102 61V62H100V61ZM163 60V61H162ZM202 60V61H201ZM216 60V61H215ZM228 60V63H229V65H230V68H234V69H230L229 70V65H228V63L226 62V61ZM237 60H239V61H237ZM253 60H257V62H254ZM17 61V62H16ZM57 63H56V62ZM66 61V62H65ZM84 61H85V63L87 64H85L84 63ZM100 63H99V62ZM103 61H105L107 64H104V62ZM123 61V62H122ZM158 61V62H157ZM188 62V64L189 63H191L192 62V66L193 65H195L196 67L194 68V69H192L193 67L191 66V64H190V66L188 67V65H185V63L186 62ZM200 61V62H199ZM210 61V62H209ZM223 61V63H224V61H225V63H227V64H225V66H224V64H223V66L221 65V62ZM230 61V62H229ZM236 62L235 64L234 63H232V62ZM243 61V62H242ZM246 62V64H250V65H252V67L250 68V69H247V67H248V65H246V68L244 69L243 67H245V62ZM252 61V62H251ZM19 62V63H18ZM37 62V63H36ZM52 62V63H51ZM63 64V66H62V64ZM69 62H71L72 64H73V67L72 68H70V65H72V64H69ZM75 62H77L78 64H75L76 66L78 65L79 66V68H78V66L77 67H74L75 65H74V63ZM126 62V63H125ZM155 62H156V65H155ZM161 62H164L163 64H164V66H163V64L161 63ZM182 62H183V64H182ZM202 62V64H203V62H205L206 64H200ZM215 62H217L216 64H215ZM241 62V63H240ZM258 62H259V64H260V66H259V64H258ZM262 62V63H261ZM29 63V64H28ZM101 63H103L104 65H102ZM123 63H124V65H123ZM162 64V65H160V64ZM208 63H209V66H208ZM220 63V64H219ZM244 64V66H243V64ZM252 63V64H251ZM8 66H7V65ZM26 64H28L27 66H26ZM35 64V65H34ZM43 64V65H42ZM55 64V65H54ZM108 64H110V66H111V64L113 65V66H109ZM126 64V65H125ZM154 64V65H153ZM157 64H159L160 66V68L162 67V69H160L158 66H157ZM166 64V65H165ZM177 64L179 65V67L180 66H183V65H185V68H183V69H186V70H189L190 68V70L188 71V75L190 76V78H189V80H188V78L186 79L185 78V76H187V71L185 70H183L184 72H185V76H184V72L182 71V69H180V68H182V67H177ZM182 64V65H181ZM187 64V63H186ZM216 65V67H215V65ZM235 65V66H233V65ZM19 65V66H18ZM38 65V66H37ZM50 67V69H49V67ZM60 65H61V67L63 68H61L60 67ZM65 65H67V67L65 66ZM69 65V66H68ZM86 65V67L88 68V66H89V69H87L88 71H86L85 70V68H82L81 66H85ZM92 65V67L90 68V66ZM95 65V64H94ZM117 66V67H115V66ZM123 65V66H122ZM142 65H144V66H142ZM172 65H173V68H172ZM176 65V66H175ZM198 65V66H197ZM201 65V66H200ZM204 65H206V67L208 66V68H204L205 66ZM211 65V66H210ZM218 65V66H217ZM238 65H239V67H238ZM256 65V66H255ZM31 66V65H30ZM57 66V67H56ZM65 66V67H64ZM150 66L152 67V69L150 68ZM155 66H157V67H155ZM165 66H166V68H165ZM186 66H187V68H186ZM220 66V67H219ZM223 68H222V67ZM239 68H237V67ZM243 66V67H242ZM257 66L263 71V74L261 73V76H259L260 75V69L259 68H257ZM8 67V68H7ZM13 67V68H12ZM21 67V68H20ZM45 67V68H44ZM47 67V68H46ZM52 67V68H51ZM80 67H81V69H80ZM106 67H107V69H106ZM118 67H119V69H118ZM139 67V68H138ZM140 67H143V68H140ZM153 67H155V68H157V69H154ZM170 69H169V68ZM175 67H177L176 69H174ZM184 67V66H183ZM201 68V70H199L200 68ZM210 67V68H209ZM217 67H219V68H217ZM227 67V68H226ZM236 67V68H235ZM242 67V68H241ZM257 68V70H256V68ZM16 68V69H15ZM25 68V69H24ZM39 68V69H38ZM66 68V69H65ZM67 68H68V70H67ZM77 70H80V71H77V72H75L76 71V69ZM109 68H111V69H109ZM115 69V71H114V69ZM121 68V69H120ZM137 68V69H136ZM165 68V69H164ZM168 68V70H167V74H166V69ZM179 68V69H178ZM222 68V69H221ZM241 68V69H240ZM255 70H254V69ZM263 68V69H262ZM12 69H14V70H12ZM31 69V68H30ZM60 69H62V71H64V69H65V71L64 72H61V71H58V70H60ZM82 69H84V71L82 70ZM106 69V71L104 72V70ZM135 69V70H134ZM142 69H144V70H142ZM159 69V70H158ZM197 69H198V71H197ZM202 69H204V72H203V70ZM209 69H211V72H210V70ZM213 69H216V70H214L213 72H215V71H217L215 74H214V76H213V73H212V70ZM220 69H221V71H220ZM224 69H226V70H224ZM242 69H244V70H242ZM251 69H253L254 70V72H258L259 70V72L256 74V73H254L253 72V70L251 71ZM3 70H6V71H4L3 72ZM16 70V71H15ZM23 70V71H22ZM56 70V71H55ZM70 70H73V71H71L70 72ZM75 70V71H74ZM91 70V71H92ZM137 70V71H136ZM141 70V71H140ZM154 70H156V71H154ZM165 70V71H164ZM171 70H172V72L174 73H172L171 72ZM174 70H176V71H174ZM178 70H179V72H178ZM209 70V71H208ZM219 70V71H218ZM232 70V71H231ZM247 70V71H246ZM248 70H249V72H248ZM35 71V72H34ZM49 71V72H48ZM71 73L70 75H68V74H65L64 75V73L65 72H67V73H69V72ZM83 71V73H81ZM107 71H108V74H107ZM134 71V72H133ZM138 71H140V72H138ZM154 71V72H153ZM181 71H182V75L180 76L179 74H181ZM234 71H236V73L234 72ZM239 73H238V72ZM7 72V73H6ZM47 72V73H46ZM53 72V73H52ZM55 72V73H54ZM58 72H59V74H58ZM61 72V73H60ZM75 72V73H74ZM104 72V74H102ZM110 72V73H109ZM115 72V73H114ZM133 72V73H132ZM148 72H150V73H148ZM153 74H152V73ZM175 72H178V73H175ZM193 73V74H190V73ZM198 72H200L201 74H202V76L200 77V73H198ZM208 72V75H209V72H210V75L209 76H206L207 73ZM222 72V73H221ZM227 72V73H226ZM229 72V73H228ZM232 72H233V76L231 75L232 74ZM241 72V73H240ZM244 72V74H242ZM246 72H248V73H246ZM251 72H253V74L251 73ZM50 74V77L48 76L49 74ZM72 73H73V75L75 76V79H74V77H73V75H72ZM112 73V74H111ZM146 73V74H145ZM163 73V76H164V74H166L165 75V77H163L161 74ZM169 73V74H168ZM171 73V74H170ZM196 73V74H195ZM197 73H198V75H197ZM204 73H205V76H204ZM211 73H212V75H211ZM219 73H220V75H219ZM225 73V75L227 74V75H229V77L226 75H222V74H224ZM251 73V74H250ZM36 74V75H35ZM44 74H47V75H44ZM58 76H57V75ZM81 74V75H80ZM111 74V75H110ZM255 74V75H254ZM259 74V75H258ZM18 75V76H17ZM51 75H52V83L54 84L53 85V87H52V83L51 82H49V80L51 81ZM67 75H68V77H67ZM72 75V76H71ZM79 77V79H78V77ZM80 75V76H79ZM107 77H106V76ZM147 75V76H146ZM156 75V76H155ZM158 75V76H157ZM169 75H170V77L172 78H169ZM178 75V76H177ZM192 75V76H191ZM194 75H195V78H194ZM219 75V76H218ZM236 77H235V76ZM241 75V76H240ZM243 75V76H242ZM248 75H249V77H251V78H249L248 79ZM250 75H252V76H250ZM254 75V76H253ZM34 76V77H33ZM45 76H47V77H45ZM56 76V77H55ZM64 76H66V78H64ZM69 76H71L72 78V80H74V81H71V79H70V77ZM144 76H146V77H144ZM153 76V77H152ZM176 76V77H175ZM188 76V77H189ZM197 76V77H196ZM210 76H212L213 77V79L215 78V80H213L212 79V77L211 78H208V77H210ZM241 78H240V77ZM257 76H258V79H257ZM143 77V78H142ZM151 77H152V79H151ZM163 77V78H162ZM169 79H168V78ZM180 77H184L185 78V80L183 79V78H180ZM222 77V78H221ZM224 77V78H223ZM228 77V78H227ZM237 77H239V78H237ZM253 77V78H252ZM262 77V78H261ZM17 78H18V80H20V83L19 82H17ZM33 78V79H32ZM41 78L43 79V80H41ZM48 80H47V79ZM50 78V79H49ZM77 78V79H76ZM106 78H108V79H106ZM205 79V80H209V82L211 83H213V84H210L208 81L206 82L205 80H203L205 83H203V85H202V80L201 79ZM219 78V79H218ZM231 78H232V80H231ZM233 78H237V80H236V82H235V79H233ZM257 79V80H255V81H257L256 83H255V81L254 82H252L254 79ZM260 78V79H259ZM9 79V80H8ZM11 79V80H10ZM33 80V83L34 82H36L37 81V83H32V80ZM44 79H46V82H45V80ZM55 79V80H54ZM65 79H67V81H68V79L71 81H68V82H70V83H68ZM104 79H106L107 80V86L105 85L106 84V80L104 81ZM113 79V80H112ZM130 79V80H129ZM146 79V80H145ZM156 79V80H155ZM180 79H183V80H181V81H183L184 82V86H186V87H184L183 86V83L181 84H178V88L181 90H177V92L176 93H174V94H176V95H173V94H171V92H169L170 90H172L174 87H176V89H177V83H178V81L180 80ZM212 81H211V80ZM226 79V80H225ZM230 80V81H232V82H230V81H228V80ZM246 79H248V81H246ZM252 79V80H251ZM262 79V80H261ZM30 80V81H29ZM36 80V81H35ZM57 80V81H56ZM59 80V81H58ZM101 80V81H100ZM103 80V81H102ZM128 80V82H126ZM158 80V81H157ZM170 80V81H169ZM171 80H173V81H171ZM175 80H177V82L175 81ZM187 80V81H186ZM193 80V84H192V81ZM201 80V82H199ZM220 80V82H221V80H222V84L220 83V82H218ZM234 80V81H233ZM261 80V81H260ZM54 81V82H53ZM67 82V83H65V82ZM130 81V82H129ZM166 81V82H165ZM186 81V82H185ZM189 81V82H188ZM214 81V82H213ZM224 81V82H223ZM226 81V82H225ZM242 81V82H241ZM244 81V82H243ZM21 82H22V84H21ZM24 82V83H23ZM73 82V83H72ZM103 82V83H102ZM105 82V83H104ZM111 82V83H110ZM114 82V83H113ZM126 82V83H125ZM172 82V83H171ZM173 82H175L176 83V85H175V83H173ZM191 82V83H190ZM194 82H196V84H194ZM217 82H218V84H217ZM238 82H239V84H241L240 85V87L243 89H241V88H239V84H238ZM248 82V84L247 85H245L246 83ZM250 82H252V83H250ZM13 83V84H12ZM17 83H19V84H17ZM39 83V84H38ZM44 83V84H43ZM51 83V84H50ZM58 83V84H57ZM65 83V84H64ZM99 85L100 83V86H97V84ZM116 83V84H115ZM130 85H129V84ZM167 83V84H166ZM189 83H190V86L192 87L193 86V91H194V93H196V91L197 90H201L200 92L199 91H197V92H199V93H204L206 90V94L207 93H209L208 95H204V96H208V97H206V98H208V99H205V97L203 96V94H202V97L200 96V94L198 93H196V94H194L193 93V91H192V88L191 87H189ZM200 83V84H199ZM224 83H226V84H224ZM229 83V84H228ZM231 83V84H230ZM236 83V84H235ZM245 83V84H244ZM257 83L258 84H260V83H262V84H260L259 86H260V88H259V86L257 85ZM17 84V85H16ZM21 84V85H20ZM30 84V85H29ZM38 84V85H37ZM48 84V85H47ZM68 84V86L67 87H64V89L63 90H59L60 88L62 89V87L65 85H67ZM126 84V85H125ZM205 84H207L206 85V87H205ZM214 84H216L215 86H214ZM220 84H221V86H220ZM233 84H235L234 85V87H233ZM2 85V86H1ZM5 85V86H4ZM14 85H16V87L14 86ZM20 85V86H19ZM49 85H51L50 86V88H49ZM60 85V86H59ZM103 85H104V87H103ZM127 85H129L128 87H127ZM173 85H175V86H173ZM183 86L184 88H180V86ZM198 85V86H197ZM199 85H202V87L201 86H199ZM218 85V86H217ZM230 85V86H229ZM237 85V86H236ZM253 85H256V86H258V88L256 87V86H253ZM17 86H18V88H17ZM47 86V87H46ZM117 86V87H116ZM123 86H126V87H124L123 88ZM135 86H136V88H135ZM165 86V87H164ZM188 86V87H187ZM196 86V87H195ZM212 86V87H211ZM217 88V90H215V88ZM217 86V87H216ZM219 86H220V89H219ZM226 86L227 87H231L230 89L231 90H229L228 88H226ZM236 86V87H235ZM245 86V87H244ZM246 86H248V87H246ZM250 86H252V88L253 87H255V89L253 88H250ZM263 87V89H262V87ZM15 87V88H14ZM51 87L53 88V90L51 89ZM54 87H57V88H59L58 90L60 91L59 92V94H58V90H56L57 88H54ZM119 88V87H122V89L120 90V92L122 91V93H124V95H122V93L121 94H119L120 92H119V89H116L115 90V88ZM199 89H198V88ZM203 87H205V88H209V87H211V88H209V89H205L204 90V88ZM238 87V88H237ZM12 88V89H11ZM25 88V89H24ZM32 88H33V90H32ZM43 88V89H42ZM45 88V89H44ZM46 88H47V90H50V91H47L46 90ZM49 88V89H48ZM91 88H94L95 90L93 91ZM101 88V89H100ZM104 88V89H103ZM127 88V89H126ZM136 90H135V89ZM165 88V89H164ZM167 88V89H166ZM188 88V89H187ZM196 88H197V90H196ZM203 88V89H202ZM235 90H234V89ZM237 88V89H236ZM249 88V89H248ZM257 88V89H256ZM67 89H70V88H67ZM88 89H90L89 91L90 92H96V94L94 93L93 94V92L92 93H89V91H88ZM112 89V90H111ZM114 89V90H113ZM126 89L127 90V93L128 94H126V96L128 95H132V100H130V96L128 97V99L126 100V101H123V104H125V102H126V104L125 105H123L122 103H121V101L123 100V97H126L125 96V92H123L124 90ZM128 89H130V90H128ZM168 89H170V90H168ZM175 89V90H176ZM190 89V90H189ZM195 89V90H194ZM211 89V90H210ZM225 89L227 90V91H225ZM240 89V90H239ZM244 89H248L247 91H248V93H251L252 92V95H250V94H245L247 91L245 90L244 91ZM30 90V91H29ZM44 90V91H43ZM46 90V91H45ZM92 90V91H91ZM138 90V91H137ZM209 90V91H208ZM213 90V91H212ZM236 90H237V94H236V96H237V98H236V96H235V92H236ZM242 90V91H241ZM251 90V91H250ZM255 90H262V92H258V93H256V92H254ZM29 91V92H28ZM56 91V92H55ZM111 91H114V92H111ZM128 91H130V92H128ZM166 91H168L169 92V94H170V96H169V98H168V96H166V95H169V94H166V93H168V92H166ZM179 91V92H178ZM191 91V92H190ZM212 91V92H211ZM216 91H217V93H216ZM231 91H232V93H231ZM6 92V93H5ZM9 92V93H8ZM21 92V93H20ZM117 92H119V93H117ZM134 92V93H133ZM174 92V90L172 91V93ZM182 92V93H181ZM188 93V95L191 93V95H189V96H187V93ZM213 92L214 93H216L219 97H217V95L216 94H213ZM218 92H219V94H218ZM225 93V95L224 94H222L221 95V93ZM240 92H242V93H240ZM245 92V93H244ZM254 92V93H253ZM8 93V94H7ZM11 93H13V94H11ZM24 93V94H23ZM48 93V94H47ZM84 93V94H85ZM87 93H89V94H87ZM102 93V94H101ZM105 93V94H104ZM112 93V94H111ZM115 93H117L116 95H113V94H115ZM15 94V95H14ZM19 94V95H18ZM27 94H29V96L27 95ZM44 94V95H43ZM47 94V95H46ZM57 94V95H56ZM83 94V95H84ZM99 94V95H98ZM109 94H111V95H113V97L112 96H110ZM180 94V95H179ZM186 94V95H185ZM192 94H193V98H192ZM213 95V96H215V97H213V96H210V95ZM226 94H227V96L228 95H231V97L229 96V97H227L226 96ZM244 94V95H243ZM257 94H258V96H257ZM7 95V96H6ZM26 95V96H25ZM31 95V96H30ZM59 95V96H58ZM94 95H95V98H94ZM104 96V98H105V100H106V102H107V100L109 99V101L111 102V103H114V106H117V107H111L113 104H111V103H109V101H108V104H109V107L106 105L107 103L106 102H104V98H103V96ZM110 96V97H108V99L106 98V96ZM121 95H122V98H121ZM171 95H173V96H171ZM198 95L200 96V97H198ZM223 95L224 96H226V98L225 97H223ZM242 95V97L243 98H239L238 96H241ZM250 95V96H249ZM253 95H255V97H253L252 98V101H251V99H249V97L251 98ZM19 96V97H18ZM55 96V97H54ZM97 96H98V100H97ZM116 96V97H115ZM120 97L121 99H119L118 97ZM196 96V97H195ZM210 96V97H209ZM222 97V99H221V97ZM248 96V97H247ZM9 99H8V98ZM12 97V98H11ZM13 97H15V98H13ZM21 97V98H20ZM22 97H23V100H22ZM24 97H26V99H24ZM27 97H28V99H27ZM34 99H33V98ZM43 98V101H45V102H43L42 101V98ZM47 97V98H46ZM57 97H59V98H57ZM113 98V102L111 101L112 99H110V98ZM186 97H188L187 99H186ZM216 98L217 99V101H216V99H210V98ZM234 97V98H233ZM245 97H246V99H245ZM31 98H32V103H34V101L36 102L35 103V106L36 105H38L39 104V106H37L36 108H38V109H34V108H32L31 110L33 111V112H31V111H29V110H27V109H30V106L31 105H33L32 103H29V102H31L30 100H31ZM179 98V99H178ZM199 98V99H198ZM223 98H224V100L225 101H227V102H225V103H228L229 102V100H230V98L232 99L233 98V101L234 100H237L238 99V102H236V103H234V105H232V103H231V100H230V102L228 103L229 105H230V107L228 106V108H230V109H228V108H226V107H222V104H224L225 105V103H224V101L222 102V104L220 103V99H221V101L223 100ZM261 99V100H255V99ZM3 99V100H2ZM11 99H13V100H11ZM17 99V100H16ZM19 99V100H18ZM20 99H21V101H20ZM30 99V100H29ZM39 99H41V101L39 100ZM53 99V100H52ZM62 99V100H61ZM97 101H96V100ZM162 99H163V101H165L166 103L165 104H167V105H164V103H162L161 101H162ZM172 99V101H170ZM186 99V100H185ZM189 99H191V102L192 101H194L195 103H196V100H193V99H197V101L199 102L201 99H202V102H203V99L204 100H206V101H204L205 103H203L202 104V102H197L196 103V105H194L193 106V102L192 103H190V100ZM228 99V100H227ZM240 99V100H239ZM242 99H245L244 101L242 100ZM5 100V101H4ZM25 100H28V101H25ZM36 100H39L40 101V103H38L39 101H36ZM101 100V101H100ZM140 100V101H139ZM178 100V101H177ZM182 102H181V101ZM185 100V101H184ZM187 100H188V102H187ZM210 100V104H208V103H206V102H208ZM214 100V101H213ZM247 100H248V102H247ZM250 100V101H249ZM263 100V101H262ZM6 101H8V103L6 102ZM10 101V102H9ZM12 101H13V103H12ZM14 101H16V102H14ZM22 101H23V103H22ZM48 101V102H47ZM60 101H61V103H60ZM96 101V102H95ZM99 101V102H98ZM212 101V102H211ZM246 101V104H243L242 105V103L243 102H245ZM260 101V102H259ZM2 102V103H1ZM26 102V103H25ZM27 102H28V104H31L30 106H28V104H27ZM44 104H43V103ZM56 102V103H55ZM65 105H67L66 107L64 106V104ZM129 102H130V104H129ZM179 102V103H178ZM181 102V103H180ZM187 102V103H186ZM217 102V103H216ZM240 102V103H239ZM257 102V103H256ZM7 105V106H4L5 104ZM19 105L18 107H17V104ZM25 103V104H24ZM59 103V104H58ZM88 105H87V104ZM95 103V104H94ZM101 105H100V104ZM103 103H106V104H103ZM142 103V104H141ZM160 103V104H159ZM165 106H163L162 104ZM187 105H186V104ZM202 104V106H201V104ZM248 103H249V105H248ZM252 103V104H251ZM14 104H16V106H14ZM51 104V105H50ZM62 104V105H61ZM90 104V105H89ZM110 104H111V106H110ZM138 104V105H137ZM183 104H185V105H183ZM192 104V105H191ZM199 104H200V106H199ZM205 104H208L209 105V107H210V105H214L215 104V106H219L220 107V112L219 111H217L218 110V108H215V106H211L210 108H211V110H216L218 113H220L219 115V117L222 119V117H226V116H231V115H233L232 113H234L235 115H233V116H231L232 118L233 117H236L237 119H233L234 120V122H235V124H234V128H238V129H234V128H230L229 129V127H223L224 128V130L222 129V131H223V134L226 136H223L222 137V131H219L218 133L220 134V136H219V139L221 140V137H222V140H224L225 141V139L227 140L228 138H227V133H229V132H227V131H229V130H236V131H230L232 134H230V136L231 137H233L235 134L237 135V136H234V137H236V138H231V137H229V140H227V141H225V142H223V144L224 143H226V144H224V146H223V144H222V142L220 141V140H218V139H215V138H218V136H216L215 134H213V136H212V132H211V130H210V128L212 129L214 126H216V125H214V126H212L211 125V123H214V122H211V121H213V120H215L216 122L215 123H218L221 119L218 117V114H216V111L214 110L213 112L217 115V117L218 118H214V116L216 117V115H214V113L210 110L209 111V107L206 105V106H204ZM228 104H226V105H228ZM240 104V105H239ZM9 105V106H8ZM13 105V106H12ZM24 107H23V106ZM42 105V106H41ZM45 105V106H44ZM71 107H70V106ZM80 105V106H79ZM107 107H106V106ZM130 105V106H129ZM136 105V106H135ZM155 105V106H154ZM158 105V106H157ZM159 105H161V106H159ZM180 105V106H179ZM190 105V106H189ZM223 105V106H224ZM225 105V106H226ZM245 105H248L247 107H245ZM250 105H252V106H250ZM255 105V106H254ZM4 106V107H3ZM10 106H11V108H10ZM22 106V107H21ZM28 107V108H26V107ZM63 106V107H62ZM75 106H77V108H79V109H77ZM105 106V107H104ZM127 106V108L125 109V107ZM133 106V107H132ZM141 106H143V107H141ZM182 106H183V109H182ZM184 106L186 107H190L189 109H187V107L186 108H184ZM235 106L237 107V106H240V108L239 107H237V109H240V111L238 110V114H240L241 113V116H239L238 114H236L235 112H233V110L232 111H230L231 110V108H235ZM70 107V108H69ZM75 107V108H74ZM80 107L82 108V110L81 111H78V110H80ZM95 107H97V109H95ZM103 107V108H102ZM153 107H154V109H153ZM171 107V108H170ZM180 107V108H179ZM194 107V108H193ZM196 107H197V109H196ZM202 107V108H201ZM249 107H251V109L249 108ZM255 107V108H254ZM260 107V108H259ZM17 108H18V110H17ZM19 108H20V110L21 111H23L24 112V114L26 113V114H28L29 112V114L28 115H26V118H25V115L23 116V113L19 110ZM22 108H23V110H22ZM52 108V109H51ZM67 108V109H66ZM90 108H92V109H90ZM105 108V109H104ZM113 108V109H112ZM124 108V109H123ZM129 108H130V110H129ZM138 108V109H137ZM156 108H158V109H156ZM166 108V109H165ZM177 108V109H176ZM180 110H179V109ZM209 108V109H208ZM254 108V109H253ZM4 109V110H3ZM10 109V110H9ZM51 109V111H49ZM61 109V110H60ZM73 109H77V110H75V111H73L72 112V114L69 112V110L71 111V110H73ZM108 109V110H107ZM171 109V110H170ZM188 111H187V110ZM222 109V110H221ZM227 109H228V111H230V115H228V113L227 114H224L225 112H228L227 111ZM237 109H234V111L236 110L237 111ZM245 109V111H243ZM256 109V110H255ZM257 109H258V111H257ZM8 110V111H7ZM25 110V111H24ZM57 110V111H56ZM86 112H85V111ZM98 112H97V111ZM107 110V111H106ZM113 110V111H112ZM118 110V111H117ZM123 110H125L124 111V113H123ZM128 110V111H127ZM143 110V111H142ZM154 110V111H153ZM157 110V111H156ZM183 110V111H182ZM185 110H186V112H185ZM193 110V111H192ZM195 110H197V111H195ZM204 110V111H203ZM17 112V114L15 115V113L14 112ZM41 111V112H40ZM43 111H44V113H43ZM48 113H47V112ZM63 111V112H62ZM65 111H66V113H65ZM84 111V112H83ZM91 111V112H90ZM112 111V113H110ZM156 111V112H155ZM173 111V112H172ZM207 111V112H206ZM210 112V114H206V113H209ZM222 111H224V112H222ZM249 111V112H248ZM1 112H3V113H1ZM28 112V113H27ZM41 114H40V113ZM75 112V113H74ZM77 112V113H76ZM81 112V113H80ZM135 114H134V113ZM139 112L140 113H142V115L140 116V114H139ZM152 112V113H151ZM190 112V113H189ZM199 112V113H198ZM222 112V113H221ZM232 112V113H231ZM240 112V113H239ZM6 113H8V114H6ZM10 113V114H9ZM20 113H21V115L22 116H20ZM51 113V114H50ZM69 113H70V116H69ZM79 113V114H78ZM88 113V114H87ZM92 113H93V115H92ZM95 113V114H94ZM97 113H99L98 115L99 116H97L96 114ZM174 113V114H173ZM196 113V114H195ZM242 113H244V114H242ZM246 113H250L248 116H249V118H252V117H255V118H252L253 119V121L250 119V120H248L249 122H247L246 120H245V118L247 117L248 118V116H246V117H244L245 116V114ZM4 114H6V115H4ZM19 114V116L17 117V115ZM40 115L41 116V118H40V116H37V119L39 118V120H41L40 122H39V124H37L34 128L32 127L33 125H32V120H33V118H34V116L35 115ZM62 114V115H61ZM65 114V115H64ZM113 114V115H112ZM136 115L135 116V118H136V121H137V119L139 118V119H141V117H143L142 119H143V121L141 120V122L142 123H140V124H138L139 122H136V124L137 125H133V124H135V119L133 118L134 116L133 115ZM139 114V115H138ZM155 114V115H154ZM202 114H206L207 116L206 117H208V118H210V119H212V120H210V119H208L207 120V118L204 116V115H202ZM211 114H213V116L211 115ZM222 114V115H221ZM225 116H224V115ZM11 115V116H10ZM43 115V116H42ZM45 115V116H44ZM67 115L69 116V117H67ZM85 115H86V117H85ZM95 115L97 116V117H95ZM120 115V116H119ZM194 115V116H193ZM209 115V116H208ZM210 115H211V117H210ZM252 115V117H250ZM28 116V117H27ZM30 116V117H29ZM60 116H61V118H60ZM62 116H63V118H62ZM102 116V117H101ZM115 116H117V117H115ZM132 118H131V117ZM198 116H200V119H199V117ZM202 116V117H201ZM222 116V117H221ZM259 117V116H261L260 117V121L256 118V117ZM12 117H13V119H12ZM26 119H24V118ZM45 117V118H44ZM65 117V118H64ZM84 119H82V118ZM91 117V118H90ZM92 117H94V118H92ZM115 117V118H114ZM193 117V118H192ZM213 117V118H212ZM241 118V121L243 120H245L244 121V123L242 122V123H238V122H240V119L239 118ZM244 119H243V118ZM18 118L19 119H22V121H26V123H24L23 125L25 126V125H27L28 127H29V129L25 132V128H27V126H25V127H23V125L20 123V125H19V120H18ZM68 118V119H67ZM79 118H80V120H79ZM90 118V119H89ZM98 118V119H97ZM116 118H117V120H116ZM155 118V119H154ZM248 118V119H249ZM16 119V120H15ZM27 119H29V121L27 120ZM55 119V120H54ZM65 120V121H62V120ZM87 119H89V120H87ZM97 119V121H95ZM134 119V121H131V120H133ZM138 119V120H139ZM160 119V120H159ZM193 120V122L194 123H196V122H198L197 124H194L195 125V127H194V125H192V126H190V124L192 123L193 124V122H192V120ZM199 119V120H198ZM218 119H220L219 121H217ZM254 119H256L257 121H259V123L260 122H262L261 124H259L256 120H254ZM262 119V120H261ZM2 120H4V121H2ZM10 120V121H9ZM54 120V121H53ZM100 120V121H99ZM125 120V121H124ZM129 120H130V122H132V124H131V127L129 126V125H127L128 123H129ZM171 120H173V122L171 123ZM175 120V121H174ZM209 120H210V122H209ZM236 120H238V122L236 121ZM47 121H49V122H47ZM60 123H59V122ZM62 121V122H61ZM77 121V122H76ZM88 121V122H87ZM94 121V122H93ZM106 121V122H105ZM140 121V120H139ZM168 121V122H167ZM170 121V122H169ZM187 121V122H186ZM190 121V122H189ZM196 121V122H195ZM254 123V127L256 126L257 127V132H254V131H256V130H254L253 131V128H252V130H248V129H250V127H253V124L251 123ZM256 121V122H255ZM54 122V123H53ZM65 122V123H64ZM80 122V123H79ZM92 122L95 124V127H96V129H97V137L99 136V139L102 137V142L100 143V145H98L99 147H98V149H97V147L95 148V149H97L96 151L97 152H99V154L97 155V152H90L91 153V155H90V153H89V149H87L88 147H89V145L88 144H86L85 145V147L86 146H88V147H86L84 150H89V151H83V149H81L83 152H81V150H78V148L76 149V148H74V147H77L76 146V144L78 145V142L80 141V140H82L84 137H85V135H86V132L90 129V126L92 125ZM116 122V123H115ZM119 122V123H118ZM190 123V124H187V123ZM209 122V123H208ZM13 123V124H12ZM47 123V124H46ZM69 123H70V126H69ZM72 123V124H71ZM76 123V124H75ZM79 123V124H78ZM89 123V124H88ZM169 123V124H168ZM255 123H257V124H259L260 126H261V128L263 129V130H261L258 126L259 125H255ZM30 124V125H29ZM42 124V125H41ZM44 124V125H43ZM88 124V125H87ZM111 124V125H110ZM170 124H172V125H170ZM182 124H186V125H188V126H190V127H188V126H186V125H183V126H181ZM208 124H210L211 125V127H210V125H209V127H208ZM238 124H240V126H241V129H240V126H238ZM252 124V125H251ZM2 125V126H1ZM14 125V126H13ZM16 125H17V127H16ZM32 125V126H31ZM41 125V126H40ZM76 125V126H75ZM97 125V126H96ZM100 125V126H99ZM133 125V126H132ZM174 125V126H173ZM11 126V127H10ZM21 126V127H20ZM31 126V127H30ZM38 126V127H37ZM61 126H62V128H61ZM64 126V127H63ZM67 126V127H66ZM88 126V127H87ZM99 126V127H98ZM103 126H105L104 128H103ZM112 126V127H111ZM123 126V127H122ZM15 127V128H14ZM47 127V128H46ZM71 127H72V129H71ZM74 127V128H73ZM75 127H77L78 129H76ZM92 127V126H91ZM185 127H186V129H185ZM188 127V128H187ZM192 127V128H191ZM195 128V130H194V128ZM206 127V128H205ZM247 127H248V129H247ZM255 127V128H256ZM14 128V129H13ZM36 128V129H35ZM40 128H41V130H40ZM49 128H50V130H49ZM58 128V129H57ZM87 128V129H86ZM100 128V129H99ZM106 128H108L107 129V131H106ZM169 128V129H168ZM190 128V129H189ZM202 128H204V133L203 132H201L200 130H203ZM209 128V129H208ZM215 128V127H214ZM228 128V129H227ZM254 128V129H255ZM11 129V130H10ZM34 129V130H33ZM48 129V130H47ZM104 129V130H103ZM125 129H127V132L126 131H124ZM187 129H189L190 131H192L191 133H194L196 136H197V134H198V131H200L201 132V134H200V132H199V134H198V136H197V138H194V136H193V134L192 135H189V134H191L190 132H189V134H188V131L189 130H187ZM193 129V130H192ZM208 131V132H206V130ZM216 129V128H215ZM227 129V130H226ZM244 130V129H247V130H245L244 132H242L243 133V135H241L242 133H241V130ZM15 130V131H14ZM59 130V131H58ZM69 130V131H68ZM77 130V131H76ZM115 130V131H114ZM184 130V131H183ZM210 130V131H209ZM212 130H214V129H212ZM10 131V132H9ZM14 131V132H13ZM75 131V132H74ZM122 131H124V133H128V134H124ZM138 131V132H137ZM172 131H174V132H172ZM186 131V132H185ZM194 131V132H193ZM196 131H197V134H196ZM248 131H250L249 133L252 135H250L249 133L247 134V132ZM257 135V137H255L256 135L255 134H253V132ZM260 131H262V132H260ZM68 132V133H67ZM74 132V133H73ZM108 134H107V133ZM211 132V133H210ZM225 132H226V134H225ZM235 132V133H234ZM236 132H238V133H236ZM45 133V134H44ZM50 133H52L51 135H50ZM65 133H66V135H65ZM122 133L124 134V135H122ZM202 133L205 135L206 133H208L209 134V136H210V134H211V136L209 137L208 136V138H207V134L204 136V137H202V138H204V140H201V136H202ZM217 133V134H218ZM20 134V135H19ZM39 134V135H38ZM73 134V135H72ZM75 134V135H74ZM83 134H85L84 136H83ZM100 134V135H99ZM168 134V135H167ZM177 134V135H176ZM218 134V135H219ZM238 134H240V136H238ZM12 135V136H11ZM22 135V136H21ZM68 135V136H67ZM107 135V136H106ZM129 135V136H128ZM46 138H44V137ZM54 136H56V137H54ZM71 136V137H70ZM76 136V137H75ZM82 136V137H81ZM104 136V137H103ZM121 136V137H120ZM123 136H126V140H124L125 139V137H123ZM191 136H193V137H191ZM195 136V137H196ZM214 136H216L215 138H213ZM229 136V135H228ZM243 136H245V138H243V139H241V138H239V137H243ZM250 136V137H249ZM16 137H18V138H16ZM96 137V139L94 138V140H96V141H90V145H91V143L93 144V143H95V142H97L98 140V138ZM118 137V138H117ZM129 139H128V138ZM205 137H206V139H208V140H206L205 139ZM225 137V138H224ZM23 138V139H22ZM29 138V139H28ZM48 138V139H47ZM172 138V139H171ZM182 138V139H181ZM189 138H192V139H190L189 140ZM198 138L200 139V142L199 141H197L198 142V144L196 143V146H193L195 143L194 142H192L193 143V145H192V143L191 142H188V143H190L191 144V147H190V145H188V143H187V141H191V140H194L195 141V139L196 140H198ZM224 138V139H223ZM231 138V139H230ZM254 139V138H256L255 140H251V139ZM135 141H133V140ZM232 139H233V141H232ZM235 139H236V141H235ZM240 139L241 140H245L246 139V141H244L243 143H244V145H243V143L242 144H240V146H238L239 145V143H234V142H238V141H240ZM32 140V141H31ZM49 140V141H48ZM109 140H111V141H109ZM139 140V141H138ZM164 140V141H163ZM208 142L209 140V142L208 143H206V141ZM213 140H214V144H215V146L213 145V147H212V145L210 144V143H213ZM217 140V141H216ZM238 140V141H237ZM25 141V142H24ZM27 141H29V142H27ZM65 141V142H64ZM70 141V142H69ZM127 141H133V144H132V142L130 143V142H128L129 143V145H128V143H127ZM137 141V142H136ZM203 141H205V145L206 144H208L209 145V147H210V145H211V150H212V153H210L211 152V150L210 149H208L209 147L207 146H205L204 145V142ZM234 143H232V142ZM249 141V142H248ZM252 141V142H251ZM28 144H27V143ZM196 142V141H195ZM203 144H202V143ZM216 142V143H215ZM219 142H221V144H222V146L220 145V144H218ZM13 143V144H12ZM25 143V144H24ZM30 143V144H29ZM119 143V144H118ZM199 143H200V147H199ZM229 143H232V144H230V145H232V146H230L229 145ZM240 143H241V141H240ZM29 145L30 147H28V146H25V145ZM45 144V145H44ZM106 144V145H105ZM112 144V145H111ZM115 144V145H114ZM131 144V145H130ZM136 144H137V146H136ZM163 144H164V146H163ZM218 144V145H217ZM238 144V145H237ZM32 145V146H31ZM47 145V146H46ZM94 145V144H93ZM108 145H109V147H108ZM144 145V146H143ZM162 145V146H161ZM201 145H203V146H205V147H203V146H201ZM220 146L221 148L222 147H224V148H222V151H221V149L219 148V147H217V146ZM229 146L228 148L230 149H228V148H226L225 146ZM242 145V146H241ZM24 146V147H23ZM62 146V147H61ZM140 146V147H139ZM159 146V147H158ZM194 148H193V147ZM234 146H236V147H234ZM18 147V148H17ZM28 147V148H27ZM32 147L34 148V149H32ZM105 147H107L105 150H104V148ZM120 147V148H119ZM135 147V148H134ZM154 147V148H153ZM204 148V150H206V148H207V151H204L203 150V148ZM233 147V148H232ZM241 147V148H240ZM245 147V148H244ZM13 148H14V150H13ZM24 148V149H23ZM26 148V149H25ZM99 148H100V150H99ZM139 148V149H138ZM144 148V149H143ZM156 148H157V151H156ZM160 148H162V149H160ZM164 148V149H163ZM202 149L201 151H203V153L201 152V151H199L200 149ZM213 148V149H212ZM233 150H232V149ZM235 148V149H234ZM29 149V150H28ZM37 149V150H36ZM65 149V150H64ZM73 149L75 150L76 149V151H80L79 152V154L80 155H78V152H77V154L76 153H74L73 152ZM109 149V150H108ZM116 149V150H115ZM134 149V150H133ZM194 149H197V150H194ZM224 149H228V151L226 150L225 152H224ZM240 149H242V150H240ZM31 150H32V152H31ZM54 150V151H53ZM63 150V151H62ZM104 150V151H103ZM124 150V151H123ZM148 150H149V153H148ZM159 150V151H158ZM164 150V151H163ZM178 150V151H177ZM210 150V151H209ZM217 150L218 151H220L219 152V154H217ZM246 150V151H245ZM26 151V152H25ZM34 151V152H33ZM57 151V152H56ZM100 151H101V153H100ZM103 151V152H102ZM156 151V152H155ZM201 152V153H199V154H197V152ZM213 151L215 152L214 154H213ZM23 152H25L24 154H23ZM88 152V153H87ZM111 152V153H110ZM114 152V153H113ZM162 152V153H164V154H160V153ZM177 152V153H176ZM205 152H206V154H207V156L205 155ZM241 152V153H240ZM27 153V154H26ZM36 153H38V154H36ZM53 153V154H52ZM66 153H67V155H66ZM94 153H96V154H94ZM104 155H103V154ZM156 153V154H155ZM159 153V154H158ZM208 153H210L209 155H208ZM40 154V155H39ZM107 154V155H106ZM109 154V155H108ZM158 154V155H157ZM177 156H176V155ZM204 154V155H203ZM215 154H217L216 156H215ZM28 155V156H27ZM56 155V156H55ZM60 155V156H59ZM78 157H77V156ZM96 157H95V156ZM102 155H103V157H102ZM156 155V156H155ZM169 155V156H168ZM27 156V157H26ZM90 156V157H89ZM92 156V157H91ZM125 156V157H124ZM151 156H153V157H151ZM165 158H164V157ZM174 156H176V157H174ZM199 157L198 159L197 158H195V160L197 161H194L193 160V158L194 157ZM83 157V158H82ZM95 157V158H94ZM99 157H101V158H99ZM130 157V158H129ZM211 157V156H210ZM30 158V159H29ZM57 158V159H56ZM81 158V159H80ZM89 158H90V160H89ZM114 158V159H113ZM129 158V159H128ZM176 158V159H175ZM202 158V159H203ZM39 159V160H38ZM43 159V160H42ZM74 159V160H73ZM83 159L85 160V161H83ZM100 159H102V160H100ZM106 159V160H105ZM110 161H109V160ZM189 159V158H188ZM187 159V160H188ZM164 160H168L167 161V163H166V161L164 162ZM213 160V159H212ZM74 161V162H73ZM87 161H88V163H87ZM90 161V162H89ZM47 162V163H46ZM86 162V163H85ZM103 162H104V165H103ZM128 162V163H127ZM171 164H170V163ZM194 162H196V163H194ZM213 162H215V164H213ZM82 163V164H81ZM13 164V165H12ZM45 164V165H44ZM115 164H116V166H115ZM165 164H167L166 166H168V164H170L168 167H165L164 165ZM187 164V165H188ZM194 164H196L195 166H194ZM213 164V166H210V165H212ZM217 164V165H216ZM9 165V166H8ZM45 167H44V166ZM84 165H85V167H84ZM215 165V166H214ZM12 166V167H11ZM53 166V167H52ZM77 166V167H76ZM194 168H193V167ZM204 166H206L207 168H205ZM223 166V167H222ZM262 166V167H261ZM48 167V168H47ZM60 167V168H59ZM80 167H82V168H80ZM98 167V168H97ZM111 167V168H110ZM159 167V168H158ZM163 167H164V169H163ZM188 167H186L187 169L186 170H190ZM8 168V169H7ZM46 168H47V170H46ZM54 170H52V169ZM65 168V169H64ZM66 168H67V170H66ZM79 168H80V170H81V172H80V170H79ZM84 168H87V169H85L84 170ZM120 168V169H119ZM209 168H211V169H209ZM228 168V169H227ZM261 168H263L262 170H259V171H256V169H261ZM41 169V170H40ZM202 169H203V171H202ZM208 169V170H207ZM215 169H216V171H215ZM48 170H50V171H48ZM52 170V171H51ZM60 172H59V171ZM221 170V171H220ZM222 170H224V171H222ZM253 170H254V173H256L257 174V172H258V177L261 179L262 178V181L261 180H258L257 181V184L255 183V185L253 184V182L251 181V177H250V175H248V174H250V172L251 173H253ZM35 171V172H34ZM46 171V173H44ZM145 171V172H144ZM198 171V172H197ZM215 172V174H214V172ZM246 171V172H245ZM260 171H262V172H260ZM7 172V173H6ZM37 172V173H36ZM48 172H51V173H49V174H51V175H53V176H51L50 175V177H49V174H48ZM52 172H54L53 174H52ZM59 172V173H58ZM200 172V174H198ZM202 172V173H201ZM207 172H212L211 174L210 173H208L207 174ZM247 172H248V174H247ZM259 172L261 173V174H259ZM44 173V174H43ZM141 173V174H140ZM216 173H219V174H216ZM245 173V174H244ZM253 173V175L251 174V176H253L254 177V179H256L255 178V175L256 174H254ZM7 174H9V175H7ZM41 174V175H40ZM55 174V175H54ZM80 174V175H79ZM102 174V175H101ZM148 174V175H147ZM212 174H214V175H212ZM223 174V175H222ZM225 174V175H224ZM248 176H247V175ZM35 175V176H34ZM38 175H40L41 177H39ZM42 175H44V177L42 176ZM49 177H47V176ZM114 175V176H113ZM198 175V176H197ZM206 175V176H205ZM211 175L213 176V178L211 177ZM217 177H219L220 176V178H217V181H218V179H219V181L217 182L216 180H215V178H216V176ZM246 175V179H244V176ZM261 175L263 176V177H261ZM38 176V177H37ZM46 176V177H45ZM143 176H145V177H143ZM224 176V177H223ZM234 176V177H233ZM241 176H243V177H241ZM257 176V175H256ZM7 177V178H6ZM25 177V178H24ZM52 177H54V179H53V181H52ZM64 177V178H63ZM84 177V178H83ZM221 177H223V178H221ZM225 177H227V178H225ZM230 177V178H229ZM239 177H241V178H243V182L241 181V178H239ZM252 177V178H253ZM40 178V179H39ZM43 178V179H42ZM49 180H51L52 181V183H50L51 181H49ZM69 178V179H68ZM76 178V179H75ZM225 178V179H224ZM258 178V179H259ZM10 179V180H9ZM37 179H38V181H37ZM48 180V182L47 181H44V180ZM89 179V180H88ZM101 179H102V181H101ZM109 179V180H108ZM195 179V180H194ZM211 179H213L212 181L214 182L213 184H212V181H210ZM221 179H224L223 181L221 180ZM228 179V180H227ZM232 179V180H231ZM43 182H42V181ZM55 180V181H54ZM76 180V181H75ZM225 180H227V181H225ZM246 180H247V182H246ZM257 180V179H256ZM255 180V181H256ZM39 181H41L42 183H45V184H43V185H41L40 183H39ZM59 181H63L61 184L59 183ZM187 181H188V179H187ZM9 182V183H8ZM37 183L38 182V187L40 188V186H42V188L45 190V192H44V190L43 189H41V190H43V193H41V195L43 194H46L45 196H49V198L51 197V198H59V197H62V192H65V191H68L69 193H68V195H67V197H66V202L67 203H64L63 205H62V207L59 205V209L60 210H57L56 212H52L51 213V215H48V213L47 214H45V211L43 210L45 207H43V208H41L42 207V205H44V203L46 204L47 202H45V200L44 201H42L41 203L39 202V204H38V202L34 199V201H30L31 200V198H32V200H33V198H34V196H35V194L34 193H32L31 195H33L32 197H31V195H29V197L30 198H27L29 201L27 202V201H22V203L20 202V204L21 205H19V204H16L15 205V207L16 208H14V209H12V213L10 212L9 213V216H8V212H9V210H10V207H8V206H11V205H9V200L12 202V201H14V200H16V199H18V195H20V194H23L24 192H26L27 190H29L30 188V191L32 190V187H26V186H30V185H32L33 187H34V185H37V184H35V183ZM47 182V183H46ZM57 182L59 183V184H57ZM191 182V183H190ZM208 182H209V185H208ZM220 182V183H221ZM232 183V186L230 185L231 183ZM233 182H234V184H233ZM240 182H241V184H240ZM252 182V183H251ZM259 182V183H258ZM262 182V183H261ZM31 183V184H30ZM34 183V184H33ZM48 183L50 184V185H48ZM53 183H54V186H53ZM242 183L245 185H242ZM261 183V184H260ZM187 184V185H186ZM222 184V183H221ZM258 184H260V185H258ZM262 184H263V187H261L262 186ZM40 185V186H39ZM59 185V189L57 188V186ZM61 185V186H60ZM90 185V186H89ZM181 185H178L177 187H180ZM254 185V186H253ZM44 186V187H43ZM53 186V187H52ZM71 186H72V188H71ZM188 186V187H187ZM206 186V187H205ZM209 186V187H208ZM246 186H247V188H246ZM45 187H46V189H45ZM65 187V188H64ZM194 187V188H193ZM253 187V188H252ZM23 188H25V189H23ZM51 188V189H50ZM57 188V189H56ZM63 188V189H62ZM71 189V191H70V189ZM185 188V189H184ZM189 188H191L190 190H192L191 191V193H190V191H189ZM237 187H235V189H236ZM242 188V189H243ZM255 188H257V189H255ZM22 189V190H21ZM68 189V190H67ZM194 189V190H193ZM223 189V190H222ZM55 190V191H54ZM164 190V191H163ZM199 190V191H198ZM225 190V191H224ZM229 190H230V192H229ZM262 190V191H261ZM22 191V192H21ZM30 191H27V192H30ZM165 191L166 192H168L169 193V195H166V193H165ZM189 191V192H188ZM229 193H228V192ZM245 191V192H244ZM247 191V192H246ZM255 191V192H254ZM258 191H261V192H258ZM19 192H21V193H19ZM79 192V193H78ZM205 192V191H204ZM224 192V193H223ZM249 192V193H248ZM251 192H253L254 193V195H252L251 194ZM71 193V194H70ZM163 193H165V195H166V197H165V195L162 194ZM186 193V194H185ZM195 193V194H194ZM198 193V194H197ZM227 193H228V195H229V197H227L228 195H227ZM247 193V194H246ZM261 193V194H260ZM191 194V195H190ZM224 194V195H223ZM260 194V195H259ZM4 195V196H3ZM58 195V196H57ZM73 195V196H72ZM161 195V196H160ZM171 195V196H170ZM187 195V196H186ZM191 196V198L189 197V196ZM252 195V196H251ZM261 196V197H259V196ZM56 196V197H55ZM75 196V197H74ZM87 196V197H86ZM169 196V197H168ZM177 196H178V198H177ZM182 198H181V197ZM222 196H226V197H222ZM64 197V196H63ZM62 197V198H63ZM71 197V198H70ZM231 197V198H230ZM254 197H255V201L256 202H253V200H254ZM2 198V199H1ZM16 198V199H15ZM162 198V199H161ZM177 198V199H176ZM186 198H188V199H186ZM226 198V199H225ZM242 198H243V200H242ZM246 199V201H245V199ZM260 198V199H259ZM13 199V200H12ZM26 199V200H27ZM60 199V198H59ZM160 199V200H159ZM180 199V200H179ZM184 199V200H183ZM222 199V200H221ZM231 199V202L229 201ZM235 201H233V200ZM60 200H62V199H60ZM145 201L144 202H146L147 201V198L146 199H144ZM188 200V201H187ZM261 200L263 201V202H261ZM5 201V202H4ZM36 201V202H35ZM161 203H160V202ZM165 201V202H164ZM183 201L185 202L184 204H186V205H184L183 204ZM189 201H191V202H189ZM250 201V202H249ZM3 202V203H2ZM24 202H26V204L24 203ZM70 202H72V203H70ZM78 202V203H77ZM176 202V203H175ZM227 202V203H228ZM2 203V204H1ZM7 203H8V205H7ZM30 203V204H29ZM34 205H33V204ZM263 203V204H262ZM6 204V205H5ZM38 204V205H37ZM71 204V205H70ZM183 204V205H182ZM236 204V205H237ZM260 204V205H259ZM19 205V206H18ZM27 205H30V206H27ZM41 205V206H40ZM167 205V206H166ZM175 205V206H174ZM215 205H217V207L215 208L216 209V211H215V209H213L214 207H215ZM251 205V206H250ZM263 205V206H262ZM21 206V207H20ZM65 206V207H64ZM70 206V207H69ZM180 206H185V207H180ZM241 206V207H240ZM245 206H247V208L245 207ZM19 207H20V210H19ZM40 207V208H39ZM58 207V206H57ZM61 207V208H60ZM72 207V208H71ZM243 207V208H242ZM22 208V209H21ZM24 208H26V209H24ZM147 209L146 210V212L148 211H150V209ZM179 208L181 209V210H179ZM2 209H4L3 211H1ZM7 209V210H6ZM63 209V210H62ZM71 209H72V211H71ZM238 209L240 210V211H238ZM247 209V210H246ZM16 210H18V212L16 213ZM68 210H69V212H68ZM179 210V211H178ZM244 210L247 212V213H245L244 214V216H243V213H244ZM7 211V213L5 214V212ZM14 211V212H13ZM175 211V212H174ZM177 211V212H176ZM214 211V212H213ZM243 211V212H242ZM251 211V212H250ZM179 212V214H181ZM212 212V213H211ZM249 212V213H248ZM262 212V213H261ZM67 213H69L68 215H67ZM173 213V214H172ZM5 214V215H4ZM10 214H11V216H10ZM12 214L14 215H16V216H13V219H11V217H12ZM30 214V215H29ZM43 214V215H42ZM179 214H177V215H179ZM242 214V215H241ZM246 214H248V215H246ZM4 215V216H3ZM165 215H167L166 217H165ZM252 215H253V217H252ZM260 215H261V217H262V219H260ZM3 216V217H2ZM146 216V214H145V212H144V216H143V218ZM173 216V217H172ZM225 216H226V218H225ZM249 216H251L250 218H248L247 219V217H249ZM5 217H6V219H5ZM7 217L9 218V220H10V223H9V220H7ZM15 217V218H14ZM41 217V218H40ZM68 217V218H67ZM128 217V216H127ZM135 217V216H134ZM129 217V218H127L126 219V221L124 220L122 223H124V222H126V223H130V225L128 226L126 223H124L123 224V226L126 224L127 225V227L125 228H123L122 229V231L125 229H127L126 230V232H125V230L123 231V234L124 233H130V232H132L131 230H132V228L134 227V225L136 226V224H138L136 221H137V218L138 217ZM172 217V218H171ZM211 217V216H210ZM224 217V218H223ZM242 217H244V218H242ZM256 217H259V218H257L256 219ZM126 218V217H125ZM131 218V219H130ZM132 218H133V220H134V222L132 221ZM168 218H170V220L168 219ZM212 218V217H211ZM212 218V219H213ZM218 218V219H219ZM242 218V219H241ZM252 218V221L250 222V223H248L247 224V222H249L250 221V219ZM4 221H3V220ZM59 219V220H58ZM66 219V220H65ZM69 219H70V221H69ZM129 219L131 220L130 222H129ZM218 219H217V225H215L216 227L215 228H217V226L218 225H220L218 228H221V230L220 231H223V228L221 227L223 224L225 225L226 223H225V221H223L222 222V220H219V224H218ZM260 219V220H259ZM41 220V221H40ZM128 220V221H127ZM141 220V219H140ZM168 220V221H167ZM235 220H236V222H235ZM246 220H247V222H246ZM160 221H161V223H160ZM166 221V222H165ZM241 221H243L245 224V226L243 225V222H240ZM140 222V221H139ZM157 222V223H156ZM163 222V223H162ZM4 223V224H3ZM134 223V224H133ZM221 223H223V224H221ZM238 223V224H237ZM251 223H253V227L255 228V229H253V227L250 229L249 228V226H252V224ZM2 224V225H1ZM7 224H9V226L7 225ZM11 224V225H10ZM240 224H242L243 225V227L244 228H246V231L248 230L247 228H249V233L251 232L250 230H252L253 229V233L254 234H256V232L260 235V232H261V237L259 236V235H257V239L255 240V237L253 238V236H255V235H251V233L250 234H246L245 232V229H244V231H243V227H242V229H241V226H240ZM256 224H257V226H256ZM131 225H133V227L131 226ZM164 225V226H163ZM230 225H232V226H230ZM238 225V226H237ZM248 225V226H247ZM7 228H6V227ZM14 226V227H13ZM20 226V227H19ZM228 226H229V228H228ZM259 226V227H258ZM129 227H130V229H129ZM147 227H148V229H147ZM154 227V228H153ZM163 227V228H162ZM234 227V228H233ZM256 227H257V229H256ZM262 227V228H261ZM135 228V227H134ZM237 228H239V230H237ZM6 229V230H5ZM233 229V230H232ZM260 229V230H259ZM129 230V231H128ZM152 230V232H155V234L154 233H152V232H150ZM157 230V231H156ZM159 230V231H158ZM161 230V231H160ZM243 232H242V231ZM256 230V231H255ZM258 230V231H257ZM263 230V231H262ZM122 231H121V233H119V234H121V236L122 237H126L127 236V234H122ZM128 231V232H127ZM143 231H145V230H143ZM255 231V232H254ZM133 232H134V230H133ZM161 232V233H160ZM239 232H242L241 234H243V235H245V236H252L251 238L252 239H250V237H249V241H248V239H246V238H248V237H244L243 235L240 237V233ZM14 233V234H13ZM22 233V234H21ZM149 233V234H148ZM235 233V234H234ZM239 233V234H238ZM8 234V235H7ZM152 234V235H151ZM154 234V235H153ZM21 235V236H20ZM129 235V234H128ZM154 237V239L151 237ZM155 235L157 236V237H155ZM13 236V237H12ZM16 236V237H15ZM19 236V237H18ZM29 236V237H28ZM55 236V237H54ZM237 236V237H236ZM54 237V238H53ZM138 237V236H137ZM151 237V238H150ZM240 239H239V238ZM244 237V238H243ZM261 239H259V238ZM117 239H118V237H116ZM141 238V239H140ZM144 238V239H143ZM215 239H216V237H214ZM264 238V237H263ZM25 239V240H24ZM117 239H115V241H117ZM139 239V240H138ZM143 239V240H142ZM147 239H151L150 241L149 240H147ZM159 239V240H158ZM244 239V241L246 240V241H248V244L250 245L251 244V247L249 246V245H247L245 242V248H244V243H243V240ZM23 240H24V242H23ZM47 240V241H46ZM120 240V239H119ZM118 240V241H119ZM214 240V239H213ZM241 240V241H240ZM255 241V243H253V241ZM6 241V242H5ZM17 241V242H16ZM118 241L117 242H115V244H113L114 243V241H113V243H111L110 245L112 246H108L107 248H108V251H104L103 252V254H102V256H106V257H104V259L103 260H105V258L107 259V257L109 256H111V259H112V253H114L113 252V250L115 251V250H117V247L115 248V247H113V245H118L117 243H118ZM143 241H148V243L150 244V243H152V244H148V243H146V242H143ZM251 241V242H250ZM259 243H258V242ZM263 241H264V239H263ZM262 241V242H263ZM156 242V243H157ZM213 242V241H212ZM258 244H257V243ZM141 243H142V245H141ZM145 243H146V245H145ZM243 243V244H242ZM9 244V245H8ZM16 244V245H15ZM44 244V245H43ZM134 244H136L137 246H135ZM147 244H148V246H149V248H148V246H147ZM239 244V245H238ZM253 244V245H252ZM255 244V245H254ZM27 245V246H26ZM139 245H141V246H139ZM144 245V246H143ZM7 246V247H6ZM35 246V247H34ZM137 247L136 249H135V247ZM139 246V247H138ZM145 246H147V247H145ZM249 247V249L250 248H252V246H255V248H252V249H254V251L251 249L250 250V252L248 251V248L247 247ZM20 247V248H19ZM39 247V248H38ZM142 247H144V248H142ZM259 249H258V248ZM263 247V248H262ZM25 248V249H24ZM106 248V249H107ZM180 248V247H179ZM21 249V250H20ZM28 249V250H27ZM29 249H30V251H29ZM109 249H112V251H110V254L108 255L107 253H109ZM150 249V250H151ZM233 249V250H234ZM256 249V250H255ZM146 250V251H147ZM257 250H261L260 251V254L257 252ZM20 251V252H19ZM132 251L133 252H135L136 254L134 255V256H136V258L133 256V253H132ZM137 251H139V252H137ZM175 251H177V252H175ZM174 251V254H171V259H172V261L174 260V258H177V257H175V256H179L184 250H183V247H181V249L179 250V249H177V250H175ZM179 251H180V254H179ZM196 251H199V252H201L200 251V248H198ZM23 252V253H22ZM107 252V253H106ZM112 252V253H111ZM253 252V253H252ZM263 252V253H262ZM177 253V255H175ZM196 253H198V252H196ZM257 253H258V255H257ZM108 256H107V255ZM130 254H132V255H130ZM179 254V255H178ZM199 254V253H198ZM252 254V256H250V258H249V255H251ZM128 255V257H126ZM173 255V256H172ZM175 255V256H174ZM102 256H100V261H102ZM174 257V258H173ZM133 258V259H132ZM168 259V261L169 260H171L169 257H167ZM252 258V259H251ZM134 259H136V260H134ZM254 259H255V257H254ZM259 259V258H258ZM261 259V258H260ZM108 260V261H107ZM107 260H105V261H107V262H109L110 263V260L109 259H107ZM132 260H134V261H132ZM166 260V259H165ZM164 260V261H165ZM166 260V261H167ZM256 260V259H255ZM8 261H10V262H8ZM105 261H102L103 263H105V264H108L107 262H105ZM167 261V262H168ZM171 261V262H172ZM250 261V262H251ZM257 261V260H256ZM8 262V263H7ZM167 262H163L164 264H166ZM171 262L169 261V263L171 264ZM123 263H121V264H123ZM141 264V262L140 261H138V264ZM168 264V263H167ZM217 264V263H216Z\"/></svg>",
    "mask_w": 264,
    "mask_h": 264
},
{
    "label": "bare ground",
    "instance_id": "2",
    "mask_svg": "<svg viewBox=\"0 0 264 264\" xmlns=\"http://www.w3.org/2000/svg\"><path fill=\"white\" fill-rule=\"evenodd\" d=\"M1 1V0H0ZM25 1V0H24ZM28 1V0H27ZM34 1V0H33ZM37 2H38V0H36ZM43 1V0H42ZM60 1V0H59ZM59 1H57V2H59ZM77 1H79V0H77ZM77 1L75 2V3H77ZM83 0H80L79 1V3L80 2H82ZM84 1H86V0H84ZM88 1V0H87ZM107 1H109V0H106V1H103L102 0V2H105V4H106V2ZM128 2L127 3H129L130 1L129 0H127ZM136 1V0H135ZM148 1V0H147ZM151 1L152 0H150V3H151ZM160 0H158L157 1V3H155V5L153 6V8L155 9V11H153L152 10V6H150V7H146L147 8V10L145 11V12H147V11H149V9L148 8H150L151 10V12L153 11V13H152V16H150V17H153L154 15H159L160 16V14H158L159 12H158V9L160 8V2H159ZM162 1V0H161ZM164 1V0H163ZM170 1V0H169ZM179 1H181V0H173V2H172V0L170 1V3L172 2V4H171V6H175V4L177 3V2H179ZM183 2H184V0H182ZM181 1V2H182ZM194 1V0H193ZM196 1H198V0H196ZM214 3H215V0H212ZM222 1H224V0H222ZM16 2V1H15ZM30 2V0L28 1V3ZM61 2V1H60ZM72 2H73V0H72ZM98 4H96L95 3V5L97 6H99V2L98 1H96ZM102 2H100V3H102ZM111 2V1H110ZM142 2H144V1H142ZM154 2H156L155 0H154ZM182 2V3H183ZM187 2H189V1H187ZM190 2H191V0H190ZM201 2H202V0H201ZM204 2V1H203ZM206 2V1H205ZM210 2V1H209ZM209 2L208 3H206V4H209ZM229 3H230V1H228ZM232 2V1H231ZM237 3L239 2L238 0L236 1ZM254 2V1H253ZM26 3V2H25ZM36 3V2H35ZM39 3H41V2H39ZM43 3V2H42ZM56 3V2H55ZM75 3H74V5H75ZM78 3V4H79ZM83 3V2H82ZM88 3V2H87ZM114 3H118L119 4V2H118V0L116 1V2H114ZM114 3L112 2V4L113 5H109V6H114ZM133 3V2H132ZM149 3V2H148ZM164 3V2H163ZM181 3V4H182ZM198 3V2H197ZM218 3V2H217ZM217 3L215 4V6H214V8L216 9V5H217ZM235 3V2H234ZM243 3V2H242ZM92 5H93V3H91ZM103 4V3H102ZM111 4V3H110ZM118 4H116V5H118ZM120 4H121V1H120ZM130 4V3H129ZM135 4V3H134ZM179 4V3H178ZM186 5L188 4V3H185ZM192 4V3H191ZM201 3H200V1H199V3L196 5L197 6V8H196V12H198V11H200L201 9L199 8L201 5H200ZM204 4V3H203ZM210 4H211V2H210ZM209 4V5H210ZM226 4V3H225ZM224 4V5H225ZM247 4V3H246ZM2 5H4V3L2 2V4H1V6ZM27 5V4H26ZM33 5H35V4H33ZM32 5V6H33ZM39 5V4H38ZM37 4L35 5V6H38ZM48 5V4H47ZM83 6L84 5H86L85 3L84 4H82ZM116 5H115V7L114 8H116ZM124 4L122 3V6H123ZM168 5L170 6V4H169V2H168ZM168 5H166L165 4V6H163L164 8H166V6L168 7ZM177 5V4H176ZM188 5H190V4H188ZM205 5V4H204ZM208 5V6H209ZM219 5H220V3H219ZM222 5V4H221ZM227 5V4H226ZM236 5V4H235ZM238 5V4H237ZM240 5H241V3H240ZM239 5V6H240ZM245 4H243V6H244ZM31 6V7H32ZM41 6V5H40ZM54 6V5H53ZM60 6V5H59ZM73 6V5H72ZM83 6H81L80 5V7L81 8H83ZM102 6V5H101ZM101 6H100V9L101 10H103V8H101ZM126 6L127 5H125L124 7L126 8ZM130 6H131V4H130ZM134 6V5H133ZM142 6V5H141ZM170 6V8H172ZM178 6V5H177ZM182 6V5H181ZM191 6V5H190ZM189 6V7H190ZM195 6V7H196ZM207 6V7H208ZM46 7V6H45ZM80 7H75V9L76 8H80ZM90 7H92L91 9L92 10H95L94 8H95V6L93 7V6H90ZM104 7V6H103ZM107 7V6H106ZM117 7H119V5L117 6ZM132 7V6H131ZM130 7V8H131ZM138 7V6H137ZM162 7V6H161ZM180 7V6H179ZM178 7V8H179ZM185 7V6H184ZM191 7H193V5L191 6ZM202 7V6H201ZM204 7V6H203ZM206 7V6H205ZM210 7V6H209ZM211 7H212V4H211ZM210 7V8H211ZM219 7H221V6H219ZM226 6H224V8H225ZM235 7V6H234ZM246 7V6H245ZM1 8V7H0ZM18 8V7H17ZM23 8H25V6L23 5ZM22 7H21V9L19 8V11L21 12V11H23L24 9H23ZM59 8V7H58ZM74 8V7H73ZM97 8V7H96ZM108 8L109 7H107V12H108ZM113 8V7H112ZM121 8V7H120ZM125 8H123V9H125ZM138 8H140V7H138ZM169 8V7H168ZM175 8V7H174ZM181 9H183L182 7H180ZM179 8V9H180ZM186 8V7H185ZM209 8V9H210ZM222 8H223V5H222ZM232 8V7H231ZM240 9L242 8V6H240L239 7ZM34 10V8H31V10ZM35 9H38V8H35ZM41 9V8H40ZM48 9H50V8H48ZM97 9H99V8H97ZM96 9V10H97ZM104 9H106V8H104ZM118 9V8H117ZM127 10H128V8H126ZM125 9V10H126ZM135 9V8H134ZM140 9H144V8H140ZM176 9H177V7H176ZM193 9V8H192ZM219 9V8H218ZM238 9V7L236 8V10ZM53 10V9H52ZM60 10H61V8H60ZM72 10H74V9H72ZM71 10V11H72ZM89 10V9H88ZM91 10V11H92ZM101 10L99 11V12H101ZM110 10H111V8H110ZM110 10H109V12H110ZM113 10V9H112ZM121 10V9H120ZM132 10H133V7H132ZM131 9H129L128 11H126V12H131L132 11ZM170 10V9H169ZM168 10V11H169ZM175 10V9H174ZM174 10L172 9L171 11H173L174 12ZM186 10V9H185ZM185 10H182V12L184 11L185 13H188V12H186ZM187 10H188V8H187ZM202 10H203V8H202ZM201 10V13L203 12ZM226 10V9H225ZM225 10H223V11H225ZM229 10V8L227 9V11ZM232 10V9H231ZM230 10V11H231ZM234 10V9H233ZM235 10V11H236ZM247 10H248V12L249 11H251L252 12V14H251V17L253 16V11L254 12H256V14L258 15V16H260L261 15V19H262V17L264 16V0H255V3H251V1H250V4H248L247 5ZM18 11V10H17ZM18 11V13H20ZM75 11V10H74ZM79 11V10H78ZM77 11V13H79ZM90 11V10H89ZM98 11V10H97ZM103 11H105V10H103ZM102 11V12H103ZM116 13L119 11V10H114ZM149 11V13L148 14H150L151 12ZM163 11H165V10H162V11H160V12H162L163 13ZM177 12L176 13H178V9L176 10ZM181 11V10H180ZM190 11H191V9H190ZM207 10H205V8H204V13L206 12ZM210 11V10H209ZM218 11V10H217ZM27 12V11H26ZM29 12H35V10L34 11H29ZM29 12H28V14H29ZM37 12V11H36ZM45 12V11H44ZM63 12V11H62ZM73 12V11H72ZM106 12V13H107ZM120 12H122V10L120 11ZM133 12H134V10H133ZM136 12H139L140 13V15L141 14H143V13H141L140 11H138V9H137V11H135V13ZM158 12V13H157ZM173 12H169L170 13V15L171 14H174ZM183 12V13H184ZM194 12H195V10H194ZM193 12V15H195L196 16V14ZM211 12H212V14H215V12H214V10L212 11H210L209 12V14H211ZM237 12V11H236ZM236 12H231V14L232 13H236ZM1 13V12H0ZM10 13V12H9ZM17 13V14H18ZM38 13V12H37ZM41 13V11H39V14ZM76 13V14H77ZM89 13V12H88ZM91 13V12H90ZM104 13V12H103ZM155 13V14H154ZM165 13V12H164ZM166 13H167V11H166ZM175 13V14H176ZM180 13V12H179ZM184 13V14H185ZM191 13V12H190ZM203 13V14H204ZM229 13V12H228ZM33 14H35V13H33ZM46 14V13H45ZM59 14H60V12H59ZM98 14H100V15H98V17L99 16H102L101 15V13H98ZM112 14V13H111ZM119 14V13H118ZM118 14L116 15L117 17H118ZM123 14V13H122ZM174 14V15H175ZM181 15H182V17H183V14L182 13H180ZM192 14V13H191ZM191 14H187V15H189L188 16V18L190 17V15ZM198 14H200V13H198ZM208 14V15H209ZM219 14V13H218ZM223 14V13H222ZM225 14H227V13H225ZM230 14V13H229ZM250 14V13H249ZM32 15V14H31ZM64 15V14H63ZM80 15V14H79ZM95 15V14H94ZM108 15V14H107ZM113 15H114V12H113ZM112 15V16H113ZM128 14L126 13V16H127ZM131 15V14H130ZM204 15H206V13L204 14ZM221 15V14H220ZM224 15V14H223ZM223 15H222V17H223ZM257 15H254V16H256L255 18L257 19V21L259 22V20H258V16ZM3 16V15H2ZM25 16V15H24ZM38 16V15H37ZM74 16L76 17V15H73V18H74ZM78 16V15H77ZM90 16V15H89ZM88 16V17H89ZM91 16H92V14H91ZM90 16V17H91ZM104 16H106V15H104ZM110 17H111V15H109ZM125 15H124V17H126ZM139 15L137 14L136 15V17H138ZM142 17L143 16H145L144 14L143 15H141ZM159 16L157 17V18H159ZM163 16H165L164 14H162L161 15V17L160 18H162ZM166 16H168V18H169V15H167L166 14ZM185 16H186V14H185ZM198 17H199V15H197ZM196 16V18L198 19V17ZM233 16V15H232ZM237 16V15H236ZM15 17V16H14ZM17 17V16H16ZM27 17V16H26ZM29 17V16H28ZM65 17V16H64ZM71 17H72V14H71ZM71 17L69 18L68 17V19L69 20H71ZM87 17V16H86ZM86 17L84 18V19H86ZM97 17V19H99ZM110 17H109V19H110ZM114 18V21L115 22H113L115 25H117L118 23L117 22H119V21H117L116 22V20L118 19V18ZM121 17H122V15H121ZM124 17H122V18H124ZM132 17H133V14H132V16H129L128 18L130 19H132ZM135 17V16H134ZM135 17V18H136ZM140 17V16H139ZM177 17H178V15H177ZM176 17V18H177ZM193 17V16H192ZM202 17H203V15H202ZM205 17V16H204ZM210 17V16H209ZM214 17V16H213ZM225 17V16H224ZM229 17H231V16H229ZM229 17H227L228 18V20H230L229 19ZM235 16H233V18H234ZM250 17V18H251ZM19 18V17H18ZM39 18V17H38ZM103 17H101V19H102ZM119 19L120 21L121 20H124V19ZM128 18H126V19H128ZM144 18H146V17H144ZM143 18V19H144ZM148 19H149V17H147ZM157 18H155L156 19V21L158 20ZM167 18V17H166ZM173 18V15H171V18L170 19H172ZM187 18V17H186ZM187 18V19H188ZM194 19H196L195 17H193ZM192 18V19H193ZM207 18H208V16H207ZM206 18V20H208L209 21V19H207ZM215 18V17H214ZM240 18V17H239ZM249 18V17H248ZM47 19V18H46ZM49 19V18H48ZM52 19V18H51ZM60 19V18H59ZM83 19V20H84ZM129 19H128V21H129ZM134 19V18H133ZM132 19V20H133ZM139 19V18H138ZM141 17H140V21H139V23L138 22H136L137 21V19H136V23H138V25H140V27L137 25L136 27H138L137 29H134V28H136L135 27V24L136 23H134L132 20H131V23H132V25L134 26V28L132 27V25L130 26H128V27H132L133 29H130V30H128L127 31V33H126V31H125V37L124 36H121V39L120 40H118V36H119V33L117 34V32H116V30L114 31V32H116L115 34H117L118 36V38H112V40L110 41V40H108L110 37H108L107 35V37L105 36V35H103V37L105 36L106 38H107V40L109 41H107L108 42V44H107V48H108V51H106L107 49H106V46H104L105 48H103V47H100L99 48V46L98 45H96V43L97 44H99V42H97V41H100V40H98V39H100L101 37H98V39H97V41L94 43L96 46V48H97V46H98V48L99 49H105V55H101L100 53H99V55L98 56H102L103 57V60L105 59H108V60H110V59H112V60H114V61H116V62H114V64L115 65H118V64H116L117 63V61L119 60L118 58H120V57H122V59H123V56L121 55V53H123V55H125V56H127L128 55V58H130L129 57V54H127L126 52H127V50L128 49H130V48H128V47H131L132 45H131V41L134 39V38H141V35L144 33V31L146 30H148V29H146L147 28V24H150L149 22H151V21H149L148 22V19H146L147 21H142L143 20ZM152 19V18H151ZM154 19V18H153ZM169 19V20H170ZM180 19H181V17H180ZM179 19V20H180ZM192 19H190L191 21H192ZM193 19V21H195ZM217 19V18H216ZM232 19V18H231ZM237 19H238V16H237ZM254 19V18H253ZM256 19H255V22H256ZM260 19V20H261ZM263 19H264V17H263ZM28 20V19H27ZM55 20V19H54ZM57 20V19H56ZM61 21H63L62 19H60ZM69 20L67 21V20H65L67 23L69 22ZM104 20H106V21H111V19L110 20H107V19H105L104 18ZM104 20H102V22L104 21ZM113 20V19H112ZM135 20V19H134ZM145 20V19H144ZM150 20V19H149ZM162 20H165V17H164V19L162 18L161 20H158V22L159 23H161L162 22V24L165 22V21H162ZM169 20H166L167 21V24H168V21ZM174 20H176V19H174ZM178 20V21H179ZM203 20V23H201L202 24V26H203V31H205L204 30V28H205V23H207L206 22V20H204V19H202ZM225 20H226V18H225ZM248 20V19H247ZM247 20H245V21H247ZM51 21V20H50ZM59 21V20H58ZM61 21H59V22H61ZM72 21V20H71ZM90 21V20H89ZM88 21V22H89ZM99 20H97L96 22H98ZM173 21V20H172ZM172 21L170 20V24L173 26V24H174V29H176L175 28V26L176 27H179V26H183V25H185V23H186V21H185V23L182 21V19H181V21L183 22V25H175V23L177 24V20L176 21H174L173 22V24H172ZM180 21V22H181ZM192 21V22H193ZM198 21V20H197ZM213 21V20H212ZM215 21H217V20H215ZM220 21L221 20H219V23H220ZM242 21V20H241ZM249 21H251V20H249ZM249 21H248V23H249ZM264 21V20H263ZM6 22H8V20L6 21ZM6 22L4 23V24H2L0 27H2V26H4V27H2V28H0V38H2L3 39V36L6 34L7 35V29L9 28V26L11 27V25H9V24H7V25H9L8 26V28H7V26H6ZM10 22H12V20H10ZM18 22H20V21H18ZM52 23H56L55 21H51ZM66 22H63V23H65V25L67 26L68 24H66ZM79 22V21H78ZM87 22V21H86ZM94 22V21H93ZM96 22H95V24H96ZM108 22V23H109ZM188 22V21H187ZM202 22V21H201ZM214 22V21H213ZM218 22V21H217ZM225 22H228V21H225ZM240 22V21H239ZM253 22V21H252ZM261 22H262V20H261ZM26 23H27V21H26ZM30 23V22H29ZM51 23V24H52ZM111 23L112 22H110L108 25H111ZM113 23H112V25H113ZM117 23V24H116ZM123 23H126V24H130V23H127V21H125L124 20V22H122V24ZM155 23V21L153 20V24ZM159 23L157 24V26H156V24H154L156 27H158V25H159ZM166 23V22H165ZM179 23V22H178ZM209 23H211V21L210 22H208V24L207 25H210V26H207L206 25V27H211V25L213 24V23H211V24H209ZM216 23V22H215ZM223 22H221V24H222ZM233 23H238V21L237 22H233ZM247 23V22H246ZM251 23V22H250ZM260 23V22H259ZM38 24V23H37ZM48 24H49V22H48ZM87 24V23H86ZM92 25L91 23H90V25L91 26H96V25ZM100 24H101V20H100ZM104 24H106V23H104ZM170 24L168 25L170 28H171V26H170ZM187 24V23H186ZM196 24V23H195ZM199 24H200V20H199ZM198 24V25H199ZM201 24L199 25V26H201ZM204 24V25H203ZM220 24V25H221ZM228 24H229V22H228ZM228 24H226V25H228ZM230 24H232V23H230ZM240 24H241V22H240ZM242 24H244V23H242ZM255 25L256 26V24L257 23H252V25ZM262 24V23H261ZM260 24V25H261ZM13 25H15V24H13ZM20 25V24H19ZM18 25V27H20V26H22V24L19 26ZM25 25V24H24ZM42 25V24H41ZM45 25H46V23H45ZM57 25V24H56ZM64 25V24H63ZM65 25L63 26V28L65 29ZM124 25V24H123ZM123 25H121V26H123ZM165 25V24H164ZM189 25V24H188ZM197 24H196V27L198 26ZM216 25V24H215ZM215 25H213L214 27L213 28H209V29H214L215 28ZM217 25H218V23H217ZM220 25H218V27H220ZM235 25V24H234ZM234 25H232V27L234 26ZM249 25V24H248ZM251 24L249 25V27L251 28L250 30H252L253 29V27H254V25L252 26ZM263 25H264V23H263ZM263 25H262V27H263ZM39 26V25H38ZM52 26H54V25H52ZM60 26H61V24H60ZM86 26H88V25H86ZM98 26H99V24H97V27L95 28V29H97L98 28ZM105 26V25H104ZM104 26H99V30H100V27L101 28H103ZM119 26H120V22H119ZM119 26H118V28H119ZM125 26H127V25H125ZM151 26H152V24L149 26L150 28H151ZM154 26V28H153V30L155 31V27ZM191 26H192V24H191ZM194 26V28H195V25H193ZM193 26H192V28H193ZM222 26V25H221ZM228 26H230V25H228ZM241 26V25H240ZM17 27V26H16ZM33 27V26H32ZM45 27V26H44ZM55 28H56V26H54ZM69 27H70V25H69ZM68 27V28H69ZM107 27V29L110 27H108V26H106ZM105 27V28H106ZM114 27V25L112 26V28ZM117 27V26H116ZM160 27V26H159ZM158 27V28H159ZM163 27V26H162ZM224 27H225V25H224ZM231 27V26H230ZM230 27H229V29H230ZM247 28V25L246 26H244V28ZM249 27H248V29H249ZM7 28V29H6ZM14 28H15V26H14ZM21 28V27H20ZM37 28V27H36ZM41 28V27H40ZM51 28V27H50ZM58 28V27H57ZM86 28V27H85ZM88 28V27H87ZM86 28V29H87ZM111 28V27H110ZM117 28V29H118ZM121 28V27H120ZM122 28H124L125 29V27H122ZM121 28V29H122ZM127 28V27H126ZM158 28H156V31H158L159 29ZM161 28V27H160ZM166 29H169V28H167V25H166V27H165ZM191 28V29H192ZM198 28V27H197ZM216 28H217V26H216ZM215 28V30L217 31V29ZM234 28V27H233ZM241 28H243V26H241ZM260 28V27H259ZM11 29H13V26L11 27ZM18 29V28H17ZM51 29H53V28H51ZM59 29H61L60 27H59ZM64 29H62V30H64ZM93 29V28H92ZM92 29H91V31H92ZM95 29H93V33H95L94 32V30ZM107 29H105V30H107ZM186 29H189V28H185V31H189V30H186ZM201 28L199 29L198 28V31H193V32H191V34L189 35V33H188V35H187V37H185V44L186 45H189V43H191V40L194 38V37H197V35L200 33L201 34V30H202ZM208 28L206 29L207 30V32L206 33H208L207 34V39L209 40V39H211V38H213V33L212 32H209L208 30H209ZM232 29V28H231ZM256 30H254L253 29V31L255 32H257V28H255ZM21 30V29H20ZM19 30V31H20ZM58 30V29H57ZM61 30V31H62ZM66 30V29H65ZM67 30H71V27L69 28V29H67ZM88 30H90V27H89V29ZM150 30V29H149ZM170 31H171V33H172V31L173 30H171V29H169ZM178 30H181L180 28H178ZM177 29H176V31H178ZM195 30V29H194ZM213 31V32H215L216 33V31ZM220 30H221V27H220ZM225 30H227V29H225ZM235 30V29H234ZM236 30H237V26H236ZM243 30H245V29H243ZM243 30H241L242 32H243ZM260 30L262 31V29L260 28ZM8 31L10 32V29H8ZM14 31H15V29L14 30H11V32L14 34ZM96 31V30H95ZM109 31H111V30H109ZM155 31V32H156ZM169 31V32H170ZM184 31V30H183ZM183 31H180V33L181 32H183ZM202 31V33L205 35L206 33H204ZM211 31V30H210ZM223 31V30H222ZM231 31V30H230ZM240 31V30H239ZM246 31V30H245ZM261 31H259L258 30V32H257V34L259 35V33H262L263 35H264V31L263 32H261ZM10 32V34H12ZM54 32H56V31H54ZM71 32V31H70ZM119 32V31H118ZM150 33H151V31H149ZM148 32V35L150 34ZM175 32V31H174ZM190 32V31H189ZM224 33H225V31H223ZM227 32H228V30H227ZM226 32V33H227ZM234 32H236V31H232V33H234ZM238 32V31H237ZM248 31H246V33H247ZM251 33H252V31H250ZM256 32L254 33V35L256 34ZM26 33V32H25ZM61 33V32H60ZM60 33H58L59 35H60ZM84 32H82V34H83ZM97 33V32H96ZM180 33L178 34L179 36H180ZM186 33V32H185ZM214 33V34H215ZM219 33H220V31H219ZM225 33V34H226ZM241 33V32H240ZM239 32H238V34L237 35H239L240 34ZM245 33V32H244ZM251 33L250 34H247L246 36H247V39L245 38L246 36H244V38L242 37V38H237L238 40L239 39H243L244 40V42L246 41V40H248V38H250L251 39V41H252V39H253V33H252V36H251ZM12 34V35H13ZM20 34V33H19ZM18 34V35H19ZM35 34V33H34ZM37 34V33H36ZM57 34V32H56V34L55 35H58ZM66 34H68V31H67V33ZM65 34V35H66ZM109 34H112V32H109ZM114 34V33H113ZM112 34V35H113ZM115 34H114V36H115ZM122 34V33H121ZM124 34V33H123ZM152 34H153V32H152ZM175 34V33H174ZM183 34H184V32L182 33V36H183ZM217 36H218V31H217ZM222 34V33H221ZM225 34H223L224 36H225ZM229 34H231V33H228V35ZM242 34V33H241ZM256 34V35H257ZM39 35V34H38ZM44 35V34H43ZM64 35V34H63ZM62 35V36H63ZM88 35V34H87ZM89 35H91V34H89ZM89 35H88V37L86 36V34H84V36H86L87 38H85L86 40L89 38ZM171 35H173V34H171ZM170 35V36H171ZM177 34H175V36H176ZM177 35V36H178ZM186 35V34H185ZM220 35V34H219ZM222 35V36H223ZM244 35V34H243ZM243 35H241V36H243ZM248 35H250L249 37H248ZM257 35V36H258ZM8 37H9V35H7ZM7 36H6V39H8L7 38ZM33 36V35H32ZM35 36V35H34ZM48 36V35H47ZM53 36H54V34H53ZM83 36V35H82ZM83 36V37H84ZM91 36H93V35H91ZM98 36V35H97ZM143 36H146V32L144 33V35H142V37ZM152 36V35H151ZM150 36V37H151ZM178 36V37H179ZM198 36H200V35H198ZM214 36H216V35H214ZM240 35H239V37H241ZM257 36H256V38H257ZM260 36H261V34H260ZM15 37V36H14ZM49 37V36H48ZM47 37V39H46V41L49 39V38H51V39H53L54 37H52V36H50L49 38ZM79 37V36H78ZM123 37V38H122ZM147 37H149V36H147ZM154 37V36H153ZM228 38H229V36H227ZM234 38H235V36H233ZM232 37V39L234 40V38ZM262 37V36H261ZM260 37V38H261ZM264 37V36H263ZM262 37V38H263ZM10 38V37H9ZM18 38V37H17ZM56 38V37H55ZM80 38H82V37H80ZM79 38V39H80ZM145 38V37H144ZM152 38V37H151ZM203 38H204V36H203ZM215 38L216 37H214V40H215ZM222 38V37H221ZM261 38V39H262ZM21 39V38H20ZM39 39V38H38ZM65 39V38H64ZM67 39V38H66ZM90 39V38H89ZM93 39V38H92ZM92 39H90V41L92 40ZM102 40H106V39H104V38H101ZM132 39V40H131ZM146 39V38H145ZM178 39V38H177ZM180 39H181V37H180ZM194 39H196V38H194ZM193 39V40H194ZM198 39V38H197ZM196 39V40H197ZM201 39V38H200ZM225 39L226 38H224L223 40L225 41ZM232 39H230V40H232ZM246 39V40H245ZM250 39H249V43L246 41V43H248V44H251L250 42ZM254 39H255V37H254ZM259 39V38H258ZM258 39H256V40H258ZM261 39H259V40H261ZM4 40V42L6 41L5 40V38L3 39ZM3 40H0V56H3V55H5V53L8 51V43L5 45L4 44V42H3ZM37 40V39H36ZM43 40V39H42ZM83 40H84V38H83ZM139 40V39H138ZM175 40V39H174ZM182 40V39H181ZM181 40H180V42H181ZM202 40V39H201ZM217 40H219V37L217 38ZM228 40V39H227ZM226 40V41H227ZM242 40V41H243ZM255 40V41H256ZM262 40H264V39H262ZM41 41V40H40ZM45 41V40H44ZM60 41H61V39H60ZM68 41V40H67ZM67 41H65V42H67ZM95 41V40H94ZM135 40H133V42H134ZM171 41V40H170ZM219 41H221V40H219ZM235 41V40H234ZM237 41V40H236ZM33 42V41H32ZM49 42V44H50V40L48 41ZM71 41L69 40V43H70ZM92 42V41H91ZM104 42V41H103ZM107 42H105V43H107ZM136 42H138L137 40H136ZM142 42V41H141ZM141 42L139 41V43H140V46L142 47V45H141ZM147 42V41H146ZM146 42H144V43H142V44H145ZM150 42H151V39H150ZM195 42V41H194ZM197 42H198V40H197ZM197 42H195V44L197 45ZM199 42H201L200 40H199ZM198 42V43H199ZM202 42H203V40H202ZM205 42V41H204ZM203 42V43H204ZM211 42V41H210ZM215 41H212V43H214ZM217 43H218V41H216ZM240 42H241V40H240ZM240 42H238V43H240ZM261 42V41H260ZM28 43V42H27ZM41 43H42V41H41ZM40 43V44H41ZM45 43H47V42H45ZM44 43V44H45ZM52 43V42H51ZM63 43V42H62ZM68 43V42H67ZM67 43H64L65 45L67 44ZM73 43V42H72ZM87 43V42H86ZM184 43V42H183ZM216 43V44H217ZM219 43H222L221 44V47H223V44L225 43L226 44V42H219ZM219 43H218V46H219V48H220V45H219ZM228 44H229V42H227ZM253 43V42H252ZM257 44H260L259 43V41H257L256 42ZM256 43L254 42V44L256 45ZM36 44H37V42H36ZM75 44H76V42H75ZM90 44V43H89ZM92 44V43H91ZM138 44V43H137ZM136 44V45H137ZM149 44V43H148ZM185 44H183V45H185ZM195 44H193L192 45V47H191V49L193 48V46H194V48H195ZM202 44V43H201ZM200 43H199V45H201ZM208 44V43H207ZM207 44H205V45H207ZM215 44V43H214ZM214 44H210V47L212 46V45H214ZM215 44V45H216ZM228 44L227 45H225L227 48H228ZM233 45H234V43H232ZM245 45V43H244V45L246 46V48H248V46H250V45ZM253 44V45H254ZM56 45V44H55ZM61 45H63V44H61ZM77 45H79L78 43H77ZM76 45V46H77ZM80 45H82V44H80ZM104 45V43L102 44V42H101V46H103ZM106 45V44H105ZM129 45H131V46H129ZM133 45H135V42H134V44ZM135 45V46H136ZM139 45V44H138ZM146 45V44H145ZM180 44H178V46H179ZM182 45V49H181V47H179L180 49H179V51L181 50H183L184 48H185V46H183ZM231 45V44H230ZM233 45L231 46V48L233 47ZM238 45V44H237ZM239 45H241L242 46V42L239 44ZM244 45H243V47H244ZM252 45V44H251ZM254 45V46H255ZM17 46V45H16ZM37 46V45H36ZM40 46V45H39ZM44 45L42 44V47H43ZM47 46H48V44H47ZM50 46V48H51V46H53V44L52 45H49ZM71 46V45H70ZM177 46V47H178ZM181 46V45H180ZM190 46H191V44H190ZM189 46V47H190ZM204 46V45H203ZM217 46V45H216ZM216 46L214 47L215 48V50L217 49L216 48ZM235 46H236V42H235V45H234V47L232 48V49H234L235 48ZM241 46H240V48H241ZM259 46V45H258ZM262 46H263V44H262ZM262 46H261V48H260V46L258 47V48H260V49H263L262 48ZM6 47H7V51H6ZM54 47V46H53ZM62 47V46H61ZM68 47V46H67ZM87 47V46H86ZM90 47H92V46H90ZM94 47V48H95ZM134 47V46H133ZM132 47V48H133ZM172 47V46H171ZM176 47V44H175V49L177 48ZM184 47V48H183ZM188 47V46H187ZM197 47H198V45H197ZM237 47H239V46H237ZM251 47V46H250ZM250 47H249V49H250ZM253 47V46H252ZM251 47V48H252ZM256 47V46H255ZM255 47H253V48H255ZM264 47V46H263ZM21 48V47H20ZM40 48V47H39ZM39 48H38V50H39ZM64 48H65V46H64ZM63 47L61 48V49H64ZM72 47H70L69 49H71ZM128 48V49H127ZM136 48H137V46H136ZM139 48V47H138ZM193 48V49H194ZM200 48V47H199ZM203 48V47H202ZM240 48H238V49H240ZM30 49V48H29ZM66 49V48H65ZM73 49V48H72ZM83 49V48H82ZM127 49V50H126ZM140 49V48H139ZM142 49V48H141ZM140 49V50H141ZM164 49V48H163ZM186 49V48H185ZM184 49V50H185ZM198 48H196V50H197ZM209 49H211V48H209ZM207 50V51H210V54L212 55V53H211V50ZM223 49V48H222ZM243 49V48H242ZM248 49V50H249ZM256 49V48H255ZM38 50L36 51V53L38 52ZM41 50V49H40ZM39 50V51H40ZM51 50V49H50ZM98 50V49H97ZM96 50V51H97ZM124 50H126L125 51V53L127 54H125L124 53ZM177 50V49H176ZM200 50V49H199ZM218 50H220V49H217L216 51L218 52V54H219V52L220 51H218ZM228 51H230V48L229 49H227ZM235 50H237V49H235ZM235 50H231L230 52H233V51H235ZM19 51V50H18ZM42 51H43V53H44V49L42 48V50L40 51V52H38V54L39 55H36V53H35V55L37 56V58H38V60H39V58H40V55L42 54ZM45 51H47V50H45ZM52 51H53V49H52ZM55 51V50H54ZM58 51H60V50H58ZM57 49H56V55L58 54L57 52ZM63 51V50H62ZM62 51H60V52H62ZM65 51V50H64ZM66 51H67V49H66ZM71 51V50H70ZM99 51V50H98ZM128 51H130V50H128ZM132 51V50H131ZM135 51H137V49L135 50ZM159 52H161L160 50H158ZM178 51V50H177ZM179 51H178V53L177 54H180L179 53ZM195 51V50H194ZM193 51V52H194ZM198 51V50H197ZM202 51H204V50H202ZM216 51H214V50H212V52H216ZM239 51H241V49L239 50ZM238 50L237 51H235V53H237V52H239ZM243 51H245L244 49H243ZM249 51H252V50H249ZM248 51V52H249ZM261 51V50H260ZM260 51H258L257 50V52H258V54L260 55ZM264 51V50H263ZM263 51H261V52H263ZM12 52V51H11ZM55 52H54V54H55ZM74 51H72V53H73ZM83 52V51H82ZM95 52V51H94ZM103 53H104V50L102 51ZM134 52V51H133ZM132 52V53H133ZM163 52V51H162ZM171 52V51H170ZM176 52V51H175ZM183 52V51H182ZM201 52V50L199 51V56H197L196 55V62L198 61V59L200 60V58H201V56H200V54L202 53H200ZM216 52V53H217ZM254 52H255V50H254ZM254 52H252L253 54L252 55H254L255 53ZM7 53H9V52H7ZM46 53V52H45ZM67 53H69V52H67ZM93 53V52H92ZM130 53V52H129ZM164 53V52H163ZM167 53V52H166ZM174 53V52H173ZM215 53V54H216ZM221 53V52H220ZM223 53V52H222ZM224 53H226V54H224ZM223 54L224 55H228V54H230L229 52L227 53V52H224ZM241 53H242V51H241ZM15 54V53H14ZM34 54V53H33ZM66 54V53H65ZM64 54V55H65ZM86 54H88V53H86ZM86 54H85V57H86ZM91 54V53H90ZM90 54H88V56L86 57V59L90 56ZM98 54V53H97ZM168 54V53H167ZM176 54V53H175ZM194 54H196L195 52H194ZM203 54V53H202ZM205 54V53H204ZM232 54V53H231ZM231 54H230V56H228V57H230L231 58V60H232V57H233V55L231 56ZM234 54V53H233ZM244 54H246L247 56L245 57V59L248 57V54H250V53H248L247 54V50H246V53H244ZM262 54V53H261ZM13 55V54H12ZM52 55V54H51ZM55 55V56H56ZM70 55H71V52H70ZM70 55H69V57H70ZM73 55V54H72ZM81 55V54H80ZM82 55L84 56V54L82 53ZM81 55V56H82ZM136 55H137V53H136ZM159 55H160V53H159ZM162 55V54H161ZM166 55V54H165ZM171 55V54H170ZM172 55H174V54H172ZM181 55V54H180ZM180 55H178V56H180ZM224 55L222 56V57H224ZM241 55V54H240ZM240 55L238 56V57H240ZM251 55V54H250ZM251 55V56H252ZM36 56H35V59H36ZM39 56V57H38ZM61 56V55H60ZM66 56H67V54H66ZM125 56H124V58H125ZM168 56V55H167ZM167 56L166 57H163V55H162V57L165 59V58H167ZM208 56L210 57V55H209V52H207V56H204V58H202L203 59V61H205L204 59H206V60H210V59H207L208 58ZM215 56L216 55H214V57L212 56L211 57V59L213 58V60L215 59ZM221 56V55H220ZM235 56V60L234 61H236V55H234ZM251 56H249L247 59H246V62L247 63H250V61H247ZM262 56H264V55H262ZM261 56V57H262ZM6 57V56H5ZM10 57H11V54H10ZM49 57H50V53H49ZM59 57V56H58ZM68 57V56H67ZM74 57V56H73ZM80 57V56H79ZM85 57H84V59H85ZM101 57V58H102ZM134 57V56H133ZM132 57V58H133ZM197 57H199L198 59H197ZM205 57H207V58H205ZM227 56H225V58H226ZM237 57V59H241V58H238ZM241 57H242V55H241ZM257 57H258V55H256V59H257ZM3 58V57H2ZM31 58V57H30ZM30 58H29V60H30ZM33 58V57H32ZM46 58V57H45ZM63 58H64V56H63ZM62 58V59H63ZM66 58V57H65ZM71 58V57H70ZM69 58V59H70ZM98 58V57H97ZM101 58H99V59H101ZM114 58V59H113ZM127 58V59H128ZM162 58V59H163ZM169 58V57H168ZM176 58H178V57H176ZM230 58H227L228 60L230 59ZM254 58V57H253ZM259 58V57H258ZM6 59V58H5ZM15 59H16V57H15ZM62 59H60V60H62ZM69 59H65V60H69ZM84 59H82L81 57H80V59H79V61L80 62H82L81 63V65H83V61H81V60H84ZM85 59V60H86ZM94 59H96V57L94 58L93 57V61H94ZM121 59V58H120ZM121 59V60H122ZM126 59V58H125ZM134 59V58H133ZM150 59V58H149ZM160 59V58H159ZM170 59V58H169ZM169 59H168V61H169ZM174 59V58H173ZM171 60V61H173V62H175L176 63V61H174V60ZM183 59V58H182ZM181 59V60H182ZM185 59V58H184ZM219 59V58H218ZM243 59V58H242ZM255 59V58H254ZM22 60V59H21ZM32 60V59H31ZM30 60V61H31ZM34 60V59H33ZM32 60V61H33ZM55 60V59H54ZM59 60V59H58ZM58 60H57V62H58ZM59 60V61H60ZM98 60V59H97ZM216 60H217V58H216ZM215 60V61H216ZM219 60H224V59H219ZM219 60H217V62L219 61ZM228 60L226 61L227 63H228ZM249 60H252V59H249ZM259 60V59H258ZM8 61V60H7ZM30 62L31 64V66L29 65V66H27L28 64H26V66L27 67H25L24 69V73L22 74V76H20V77H22V78H20L21 80H25L26 78L28 79V75H29V77H30V74H31V70H33L32 69V65H33V62ZM37 61V60H36ZM42 61H43V58H42ZM64 60H62V62H63ZM70 61H72V59L70 60ZM73 61H75L74 59H73ZM78 60H77V62H79ZM90 61H91V59H90ZM96 61V60H95ZM100 61V60H99ZM98 61V62H99ZM107 61V60H106ZM163 61V60H162ZM168 61H166V59H165V63L166 62H168ZM202 61V60H201ZM225 61H224V63H225ZM237 61H239V60H237ZM254 62H257V60H253ZM0 62H1V60H0ZM17 62V61H16ZM45 62H46V60H45ZM56 62V61H55ZM56 62V63H57ZM66 62V61H65ZM77 62H75L74 63V65L75 64H78ZM80 62H79V64L78 65H80ZM89 60L87 59V64L89 65V63H92V62H89ZM100 62H102V61H100ZM99 62V63H100ZM104 62V64H107V63H109L110 61H107V63L105 62V61H103ZM113 62H110V63H112L113 64ZM119 63H120V60L118 61ZM123 62V61H122ZM158 62V61H157ZM178 62H180V60L179 61H177V63ZM186 62V61H185ZM189 62V61H188ZM188 62H186L185 63V65H188V67L190 66V64H191V66H192V62L191 63H189L188 64ZM194 62H195V58H194V60H193V64H194ZM200 62V61H199ZM205 62H207V61H205ZM205 62H203V64H206ZM210 62V61H209ZM217 62H215V64L217 63ZM230 62V61H229ZM232 62V61H231ZM243 62V61H242ZM245 62V61H244ZM246 62L244 63L245 64V67H243L244 66V64H243V68L245 69L246 68V65H248V64H246ZM252 62V61H251ZM263 62H264V60H263ZM2 63V62H1ZM19 63V62H18ZM37 63V62H36ZM52 63V62H51ZM61 63V62H60ZM64 63V62H63ZM84 63H85V61H84ZM126 63V62H125ZM162 64L164 63V62H161ZM223 61L221 62V65L223 66ZM227 63H225V64H227ZM232 63H236V62H232ZM241 63V62H240ZM262 63V62H261ZM62 64V63H61ZM65 64V63H64ZM69 64H72L71 62H69ZM86 64V63H85ZM86 64V65H87ZM93 64V67H95L96 66V64H98V63H92ZM95 64V65H94ZM102 65H104L103 63H101ZM111 64V66H113ZM160 64V63H159ZM157 64V66L159 67L160 65H162V64ZM179 64V63H178ZM177 64V67H179V65ZM182 64H183V62H182ZM181 64V65H182ZM200 64H202V62L200 63ZM202 64V65H203ZM214 64V65H215ZM220 64V63H219ZM225 64H224V66H225ZM237 64V63H236ZM235 64V65H236ZM252 64V63H251ZM258 64H259V62H258ZM7 65V64H6ZM35 65V64H34ZM43 65V64H42ZM55 65V64H54ZM77 65V66H78ZM86 65L83 67V66H81L82 68H85V70L86 71H88L87 69H89V66H88V68L86 67ZM109 66H110V64H108ZM114 65V66H115ZM119 65H121V63L119 64ZM123 65H124V63H123ZM122 65V66H123ZM126 65V64H125ZM154 65V64H153ZM155 65H156V62H155ZM166 65V64H165ZM185 65H183V66H180V67H182V68H180V69H182V71L184 70H186V69H183V68H185ZM196 65V64H195ZM195 65H193L192 67V69H194L196 66ZM207 65V64H206ZM206 65H204L205 67L204 68H208V66H209V63H208V66L206 67ZM228 65H229V63H228ZM233 65V64H232ZM235 65H233V66H235ZM253 65V64H252ZM252 65H248V67H247V69H250L251 67H252ZM8 66V65H7ZM19 66V65H18ZM38 66V65H37ZM48 66V65H47ZM62 66H63V64H62ZM66 67H67V65H65ZM64 66V67H65ZM69 66V65H68ZM73 67V64L72 65H70V68H72ZM76 65L74 66V67H77ZM98 67H95V69L94 70H92V69H89L90 70V72H84L83 73V71H84V69H82L83 71L81 72V73H83L82 75H81V77H80V80L78 81V80H76L77 82H75L76 84L73 86V84H71L70 82L71 81H74V80H72L73 78L71 77L72 75H73V73H72V75L71 76H69L70 77V79H71V81L68 79V81H70V82H68L67 81V79H65L68 83H70L71 85H69L68 86V84L65 86H63L62 87V89L60 88H57V87H54V88H57L56 90H63L64 89V87H67V88H70V89H67V88H65L63 91H62V95H61V93H60V98H62L61 100L64 102V101H66V103L67 102H69V103H67V104H71V106L73 105V104H76V105H78L79 103H84L85 104V102H89L88 101V99L90 100V98L92 97L91 96V94H90V96H88V97H90V98H87V95H86V93L85 92H87V89L86 88H88V87H90V85H94V83H95V81L97 80V82H98V79H100L99 78V76H101L100 74H101V72H102V70H103V68L102 67H104V66H102L101 67V65L99 66V64L97 65ZM110 66V67H111ZM142 66H144V65H142ZM157 66H155V67H157ZM163 66H164V64H163ZM176 66V65H175ZM190 66V67H191ZM198 66V65H197ZM201 66V65H200ZM211 66V65H210ZM218 66V65H217ZM221 66V67H222ZM256 66V65H255ZM259 66H260V64H259ZM264 66V65H263ZM49 67V66H48ZM57 67V66H56ZM60 67H61V65H60ZM81 67H80V69H81ZM92 67V65L90 66V68ZM115 67H117V66H115ZM155 67H153L154 69H157V68H155ZM177 67H175L174 69H176ZM215 67H216V65H215ZM220 67V66H219ZM219 67H217V68H219ZM237 67V66H236ZM235 67V68H236ZM238 67H239V65H238ZM237 67V68H238ZM241 67V68H242ZM8 68V67H7ZM13 68V67H12ZM21 68V67H20ZM31 68V69H30ZM45 68V67H44ZM47 68V67H46ZM52 68V67H51ZM62 68V67H61ZM78 68H79V66H78ZM77 68V69H78ZM87 68V69H86ZM139 68V67H138ZM140 68H143V67H140ZM150 68L152 69V67L150 66ZM160 68V67H159ZM165 68H166V66H165ZM164 68V69H165ZM169 68V67H168ZM168 68L166 69V74H167V70H168ZM172 68H173V65H172ZM178 68V69H179ZM186 68H187V66H186ZM200 68V67H199ZM202 68V67H201ZM201 68L199 69V70H201ZM210 68V67H209ZM223 68V67H222ZM221 68V69H222ZM227 68V67H226ZM240 68V69H241ZM256 68V67H255ZM257 68H259L258 66H257ZM257 68H256V70H257ZM264 68V67H263ZM262 68V69H263ZM16 69V68H15ZM39 69V68H38ZM49 69H50V67H49ZM63 69V68H62ZM62 69H60V70H58V71H61V72H64L65 71V69H64V71H62ZM76 69V68H75ZM76 69V71L75 72H77V71H80V70H77ZM106 69H107V67H106ZM106 69L104 70V72L106 71ZM109 69H111V68H109ZM114 69V68H113ZM118 69H119V67H118ZM121 69V68H120ZM137 69V68H136ZM160 69H162V67L160 68ZM170 69V68H169ZM188 69V68H187ZM191 69V68H190ZM189 69V70H190ZM221 69H220V71H221ZM230 69H234V68H230V65H229V70ZM239 69V68H238ZM244 69H242V70H244ZM254 69V68H253ZM253 69H251V71L253 70ZM260 69V68H259ZM12 70H14V69H12ZM51 70V69H50ZM67 70H68V68H67ZM92 70V71H91ZM135 70V69H134ZM142 70H144V69H142ZM159 70V69H158ZM189 70H186L187 71V76H185V72H184V76H185V78L187 77L188 78V80H189V78H190V76L188 75V71ZM203 70V72H204V69H202ZM210 70V72H211V69H209ZM208 70V71H209ZM214 70H216V69H213L212 70V73H213V76H214V74L217 72V71H215V72H213ZM224 70H226V69H224ZM255 70V69H254ZM254 70H253V72H254ZM261 70V69H260ZM259 70V71H260ZM4 71H6V70H3V72ZM16 71V70H15ZM23 71V70H22ZM56 71V70H55ZM71 71H73V70H70V72ZM114 71H115V69H114ZM137 71V70H136ZM141 71V70H140ZM140 71H138V72H140ZM154 71H156V70H154ZM153 71V72H154ZM165 71V70H164ZM174 71H176V70H174ZM182 71H181V74H179L180 76L182 75ZM197 71H198V69H197ZM219 71V70H218ZM232 71V70H231ZM245 71V70H244ZM247 71V70H246ZM258 71V72H259ZM35 72V71H34ZM49 72V71H48ZM60 72V73H61ZM69 72V71H68ZM67 73V72H65L64 73V75L65 74H68V75H70L71 73ZM74 72V73H75ZM104 72L102 73V74H104ZM116 72V71H115ZM114 72V73H115ZM134 72V71H133ZM132 72V73H133ZM171 72H172V70H171ZM178 72H179V70H178ZM178 72H175V73H178ZM210 72H209V75H210ZM235 73H236V71H234ZM238 72V71H237ZM248 72H249V70H248ZM248 72H246V73H248ZM253 72H251L252 74H253ZM258 72H254V73H258ZM1 73V72H0ZM7 73V72H6ZM47 73V72H46ZM53 73V72H52ZM55 73V72H54ZM78 73V72H77ZM110 73V72H109ZM148 73H150V72H148ZM152 73V72H151ZM173 73V72H172ZM190 73V72H189ZM194 73V72H193ZM193 73H190V74H193ZM198 73H200V72H198ZM198 73H197V75H198ZM212 73H211V75H212ZM222 73V72H221ZM227 73V72H226ZM229 73V72H228ZM239 73V72H238ZM241 73V72H240ZM250 73V74H251ZM261 73L263 74V71L261 70L260 71V75L259 76H261ZM49 74V73H48ZM58 74H59V72H58ZM107 74H108V71H107ZM112 74V73H111ZM110 74V75H111ZM146 74V73H145ZM153 74V73H152ZM161 74V73H160ZM166 74H164V76H163V73L161 74L163 77H165V75ZM169 74V73H168ZM171 74V73H170ZM174 74V73H173ZM196 74V73H195ZM201 74V73H200ZM203 74V73H202ZM202 74L200 75V77L202 76ZM207 75L206 76H209L208 75V72L206 73ZM237 74V73H236ZM242 74H244V72L242 73ZM249 74V73H248ZM32 75V74H31ZM36 75V74H35ZM44 75H47V74H44ZM57 75V74H56ZM68 75H67V77H68ZM79 75V76H80ZM216 75V74H215ZM219 75H220V73H219ZM218 75V76H219ZM222 75H225V73L224 74H222ZM227 75V74H226ZM225 75V76H226ZM232 76H233V72H232V74H231ZM245 75V74H244ZM255 75V74H254ZM253 75V76H254ZM18 76V75H17ZM49 77H50V74L48 75ZM58 76V75H57ZM77 76V75H76ZM106 76V75H105ZM147 76V75H146ZM146 76H144V77H146ZM156 76V75H155ZM158 76V75H157ZM178 76V75H177ZM183 76V75H182ZM189 76V77H188ZM192 76V75H191ZM204 76H205V73H204ZM228 77H229V75H227ZM235 76V75H234ZM241 76V75H240ZM239 76V77H240ZM243 76V75H242ZM250 76H252V75H250ZM34 77V76H33ZM45 77H47V76H45ZM56 77V76H55ZM73 77H74V79H75V76L73 75ZM78 77V76H77ZM107 77V76H106ZM153 77V76H152ZM152 77H151V79H152ZM162 77V78H163ZM176 77V76H175ZM197 77V76H196ZM212 76H210V77H208V78H211ZM217 77V76H216ZM215 77V78H216ZM227 77V78H228ZM236 77V76H235ZM239 77H237V78H239ZM31 78V77H30ZM48 78V77H47ZM46 78V79H47ZM64 78H66V76H64ZM101 78H103V76H101ZM143 78V77H142ZM147 78V77H146ZM168 78V77H167ZM169 78H171L170 77V75H169ZM168 78V79H169ZM180 78H183L184 80H185V78L184 77H180ZM186 78V79H187ZM194 78H195V75H194ZM215 78L213 79V77H212V79L213 80H215ZM222 78V77H221ZM224 78V77H223ZM237 78L235 79V78H233V79H235V82H236V80H237ZM241 78V77H240ZM249 78H251V77H249V75H248V79ZM253 78V77H252ZM262 78V77H261ZM33 79V78H32ZM31 79V80H32ZM46 79H44L45 80V82H46ZM50 79V78H49ZM77 79V78H76ZM78 79H79V77H78ZM106 79H108V78H106ZM106 79H104V81L106 80ZM172 79V78H171ZM183 79H180L179 81H178V83H177V89H176V87H174L172 90H170V89H168V90H170L169 92H171V94H173V95H176V94H174V93H176L177 92V90L179 89L178 87V84H182L183 83V86L187 83L186 81V83L184 84V82L183 81H181V80H183ZM196 79V78H195ZM219 79V78H218ZM248 79H246V81H248ZM257 79H258V76H257ZM256 78L252 81V82H254L255 80H257ZM260 79V78H259ZM9 80V79H8ZM11 80V79H10ZM41 80H43L42 78H41ZM48 80V79H47ZM55 80V79H54ZM113 80V79H112ZM130 80V79H129ZM146 80V79H145ZM156 80V79H155ZM202 80V85H203V83H205L203 80H205L204 78L203 79H201ZM201 80L199 81V82H201ZM211 80V79H210ZM226 80V79H225ZM228 80V79H227ZM231 80H232V78H231ZM250 80V79H249ZM252 80V79H251ZM262 80V79H261ZM260 80V81H261ZM26 81V80H25ZM30 81V80H29ZM36 81V80H35ZM57 81V80H56ZM59 81V80H58ZM101 81V80H100ZM103 81V80H102ZM158 81V80H157ZM170 81V80H169ZM171 81H173V80H171ZM176 82H177V80H175ZM190 81V80H189ZM188 81V82H189ZM206 82L208 81L209 82V80L207 79V80H205ZM212 81V80H211ZM228 81H230V80H228ZM234 81V80H233ZM263 81H264V79H263ZM17 82H19L20 83V80H18V78H17ZM49 82H51L52 83V75H51V81L49 80ZM54 82V81H53ZM65 82V81H64ZM67 82H65V83H67ZM106 82V86H107V80L105 81ZM104 82V83H105ZM126 82H128V80L126 81ZM125 82V83H126ZM130 82V81H129ZM166 82V81H165ZM192 82V84H193V80L191 81ZM190 82V83H191ZM214 82V81H213ZM218 82H220V80L218 81ZM218 82H217V84H218ZM221 82H222V80H221ZM220 82V83H221ZM224 82V81H223ZM226 82V81H225ZM230 82H232V81H230ZM242 82V81H241ZM244 82V81H243ZM249 82V81H248ZM248 82L245 84V85H247L248 84ZM252 82H250V83H252ZM257 81H255V83H256ZM19 83H17V84H19ZM24 83V82H23ZM32 83H33V80H32ZM34 83H37V81L36 82H34ZM33 83V84H34ZM50 83V84H51ZM64 83V84H65ZM73 83V82H72ZM103 83V82H102ZM111 83V82H110ZM114 83V82H113ZM172 83V82H171ZM173 83H175V82H173ZM190 83H189V87H191L190 86ZM210 83V82H209ZM233 83V82H232ZM264 83V82H263ZM13 84V83H12ZM16 84V85H17ZM21 84H22V82H21ZM20 84V85H21ZM39 84V83H38ZM37 84V85H38ZM44 84V83H43ZM58 84V83H57ZM97 84V83H96ZM101 84V83H100ZM100 84L98 85L97 84V86H100ZM116 84V83H115ZM129 84V83H128ZM167 84V83H166ZM194 84H196V82H194ZM200 84V83H199ZM210 84H213L212 82L210 83ZM222 84V83H221ZM221 84H220V86H221ZM224 84H226V83H224ZM229 84V83H228ZM231 84V83H230ZM236 84V83H235ZM235 84H233V87H234V85ZM238 84H239V82H238ZM242 84V83H241ZM241 84H239L238 86H239V88H241L240 87V85ZM260 84H262V83H260ZM260 84H258L257 83V85L259 86ZM16 85H14L15 87H16ZM19 85V86H20ZM30 85V84H29ZM48 85V84H47ZM53 83H52V87H53ZM126 85V84H125ZM130 85V84H129ZM129 85H127V87L129 86ZM175 85H176V83H175ZM175 85H173V86H175ZM202 85H199V86H201L202 87ZM206 85L207 84H205V87H206ZM216 84H214V86H215ZM219 85V84H218ZM217 85V86H218ZM223 85V84H222ZM227 85V84H226ZM243 85V84H242ZM263 85V84H262ZM2 86V85H1ZM5 86V85H4ZM50 86L51 85H49V88H50ZM60 86V85H59ZM102 86V85H101ZM100 86V87H101ZM182 85L180 86V88L182 87V88H184V87H186V86H184L183 87ZM198 86V85H197ZM208 86V85H207ZM213 86V87H214ZM216 86V87H217ZM220 86H219V89H220ZM230 86V85H229ZM237 86V85H236ZM235 86V87H236ZM253 86H256V85H253ZM258 86H256L257 88H258ZM14 87V88H15ZM47 87V86H46ZM51 87V89L53 90V88ZM103 87H104V85H103ZM117 87V86H116ZM124 87H126V86H123V88ZM165 87V86H164ZM188 87V86H187ZM196 87V86H195ZM205 87H203L204 88V90L205 89H209V88H211V87H209V88H205ZM245 87V86H244ZM246 87H248V86H246ZM262 87V86H261ZM264 87V86H263ZM263 87H262V89H263ZM17 88H18V86H17ZM48 88V89H49ZM115 88V87H114ZM122 89V87H119V88H115V90L116 89H119V92H120V90ZM129 88V87H128ZM135 88H136V86H135ZM134 88V89H135ZM181 88V89H182ZM192 88V91H193V86L191 87ZM198 88V87H197ZM197 88H196V90H197ZM202 88V89H203ZM215 88V87H214ZM218 88V87H217ZM217 88H215V90H217ZM226 88H228L229 90H231L229 87H227L226 86ZM238 88V87H237ZM236 88V89H237ZM250 88H252V86H250ZM254 89H255V87H253ZM252 88V89H253ZM256 88V89H257ZM259 88H260V86H259ZM12 89V88H11ZM25 89V88H24ZM43 89V88H42ZM45 89V88H44ZM50 89V90H51ZM93 91L95 90L94 88H91ZM101 89V88H100ZM104 89V88H103ZM127 89V88H126ZM124 90L123 92H125V96H126V94H128L127 93V90ZM165 89V88H164ZM167 89V88H166ZM176 89V90H175ZM188 89V88H187ZM199 89V88H198ZM222 89V88H221ZM220 89V90H221ZM227 89V90H228ZM234 89V88H233ZM242 89V88H241ZM249 89V88H248ZM248 89H244V91L246 90H248ZM1 90V89H0ZM32 90H33V88H32ZM46 90H47V88H46ZM45 90V91H46ZM50 90H47V91H50ZM58 90V94H59V91ZM90 89H88V91H89ZM91 90V91H92ZM112 90V89H111ZM114 90V89H113ZM128 90H130V89H128ZM136 90V89H135ZM174 90V92L172 93V91ZM180 90V89H179ZM190 90V89H189ZM195 90V89H194ZM211 90V89H210ZM226 89H225V91H227ZM235 90V89H234ZM240 90V89H239ZM243 90V89H242ZM241 90V91H242ZM30 91V90H29ZM28 91V92H29ZM44 91V90H43ZM92 91V92H93ZM138 91V90H137ZM181 91V90H180ZM197 91H199V90H197ZM196 91V93L198 94L199 92H197ZM207 91V90H206ZM205 91V92H206ZM209 91V90H208ZM213 91V90H212ZM211 91V92H212ZM218 91V90H217ZM217 91H216V93H217ZM251 91V90H250ZM262 92V90L260 91V90H255L254 92H256V93H258V92ZM56 92V91H55ZM92 92H90L89 91V93H92ZM111 92H114V91H111ZM119 92H117V93H119ZM128 92H130V91H128ZM166 92H168V91H166ZM169 92L168 93H166V94H169ZM179 92V91H178ZM191 92V91H190ZM199 93L200 94V96L202 97V94H203V96L206 94V93ZM253 92V93H254ZM6 93V92H5ZM9 93V92H8ZM7 93V94H8ZM21 93V92H20ZM85 93V94H84ZM89 93H87V94H89ZM96 94V92H93V94ZM117 93H115V94H113V95H116ZM122 93V91L119 93V94H121ZM134 93V92H133ZM182 93V92H181ZM187 93V92H186ZM189 93V92H188ZM188 93H187V96H189V95H191V93L188 95ZM193 93H194V91H193ZM196 93H194V94H196ZM210 93V92H209ZM209 93H207L206 95H208ZM216 93H214L213 92V94H216ZM231 93H232V91H231ZM240 93H242V92H240ZM245 93V92H244ZM11 94H13V93H11ZM24 94V93H23ZM48 94V93H47ZM46 94V95H47ZM84 94V95H83ZM102 94V93H101ZM105 94V93H104ZM112 94V93H111ZM111 94H109L110 96H112L113 97V95H111ZM196 94V95H197ZM218 94H219V92H218ZM222 94H224L225 95V93H221V95ZM236 94H237V90H236V92H235V96H236ZM245 94H250V95H252V92L251 93H248V91L245 93ZM15 95V94H14ZM19 95V94H18ZM28 96H29V94H27ZM44 95V94H43ZM57 95V94H56ZM97 95V94H96ZM99 95V94H98ZM106 96V98L108 99V97H110V96ZM118 95V94H117ZM122 95H124V93H122ZM122 95H121V98H122ZM173 95H171V96H173ZM180 95V94H179ZM186 95V94H185ZM217 95V94H216ZM220 95V94H219ZM223 95V97H225L226 98V96H227V94H226V96H224ZM244 95V94H243ZM249 95V96H250ZM7 96V95H6ZM26 96V95H25ZM31 96V95H30ZM59 96V95H58ZM103 96V95H102ZM105 96V95H104ZM104 96H103V98H104ZM119 96V95H118ZM117 96V97H118ZM128 96V95H127ZM123 97V100L121 101V103L123 104V101H126L127 99H128V97L130 96H128V97ZM166 96H168V98H169V96H170V94L169 95H166ZM199 95H198V97H200ZM210 96H213L212 94L210 95ZM209 96V97H210ZM231 97V95H228L227 97ZM257 96H258V94H257ZM260 97H261V99H262V97L264 96V93H263V95H259ZM19 97V96H18ZM55 97V96H54ZM110 98V99H112L111 101L113 102V98ZM116 97V96H115ZM194 96H193V94H192V98H193ZM196 97V96H195ZM205 97V99H208V98H206V97H208V96H204ZM213 97H215V96H213ZM210 98V99H216L217 97H219L218 95H217V97L216 98ZM221 97V96H220ZM239 98H243L242 97V95L241 96H238ZM248 97V96H247ZM253 97H255V95H253L251 98L249 97V99H251V101H252V98ZM8 98V97H7ZM12 98V97H11ZM13 98H15V97H13ZM21 98V97H20ZM33 98V97H32ZM32 98H31V102H29V103H32ZM42 98V97H41ZM44 98V97H43ZM43 98H42V101H43ZM47 98V97H46ZM57 98H59V97H57ZM94 98H95V95H94ZM119 99H121L120 97H118ZM132 98V95L130 96V100H132L131 99ZM188 97H186V99H187ZM203 98V97H202ZM234 98V97H233ZM233 98L231 99L230 98V100H231V103H232V105H234V103H236V102H238V99L237 100H234L233 101ZM236 98H237V96H236ZM9 99V98H8ZM24 99H26V97H24ZM27 99H28V97H27ZM34 99V98H33ZM179 99V98H178ZM185 99V100H186ZM199 99V98H198ZM221 99H222V97H221ZM221 99L219 100L220 101V103L222 104V102L224 101V103L225 102H227V101H225L224 100V98H223V100L221 101ZM245 99H246V97H245ZM245 99H242L243 101L245 100ZM254 99V98H253ZM261 99H255V100H261ZM3 100V99H2ZM11 100H13V99H11ZM17 100V99H16ZM19 100V99H18ZM22 100H23V97H22ZM40 101H41V99H39ZM39 100H36V101H39ZM53 100V99H52ZM96 100V99H95ZM97 100H98V96H97ZM96 100V101H97ZM129 100V99H128ZM184 100V101H185ZM190 100V103H192L193 102V106L194 105H196V103L198 102L197 101V99H193V100H196V103L194 102V101H192L191 102V99H189ZM228 100V99H227ZM230 100H229V102H230ZM240 100V99H239ZM0 101H1V99H0ZM5 101V100H4ZM20 101H21V99H20ZM25 101H28V100H25ZM40 101L38 102V103H40ZM85 101V102H84ZM95 101V102H96ZM101 101V100H100ZM108 101H109V99L107 100V102H106V100H105V98H104V102H106V103H103V104H106L108 107H109V104H108ZM140 101V100H139ZM170 101H172V99L170 100ZM178 101V100H177ZM181 101V100H180ZM183 101V100H182ZM181 101V102H182ZM204 101H206V100H204L203 99V102H202V99L199 101V102H202V104L203 103H205ZM214 101V100H213ZM216 101H217V99H216ZM250 101V100H249ZM263 101V100H262ZM7 103H8V101H6ZM10 102V101H9ZM14 102H16V101H14ZM43 102H45V101H43ZM42 102V103H43ZM48 102V101H47ZM62 102V103H63ZM99 102V101H98ZM127 102V101H126ZM126 102H125V104H126ZM162 103H164V105H167V104H165L166 102L165 101H163V99H162V101H161ZM180 102V103H181ZM187 102H188V100H187ZM186 102V103H187ZM198 102V103H199ZM212 102V101H211ZM228 102V103H229ZM234 102V103H233ZM247 102H248V100H247ZM253 102V101H252ZM260 102V101H259ZM2 103V102H1ZM12 103H13V101H12ZM22 103H23V101H22ZM26 103V102H25ZM24 103V104H25ZM35 101H34V103H32L33 105H31V104H28V102H27V104H28V106H30V109H27V110H29V111H31V112H33L32 110V108H36L37 106H39V104L38 105H36L35 106ZM56 103V102H55ZM60 103H61V101H60ZM65 103V102H64ZM63 103V104H64ZM65 103V104H66ZM82 103V107H86V108H88V106H86V105H84ZM86 103V104H87ZM90 103V102H89ZM109 103H111L110 101H109ZM161 103V104H162ZM179 103V102H178ZM185 103V104H186ZM189 103V102H188ZM206 103H208V104H210V100L208 101V102H206ZM217 103V102H216ZM228 103H225V105L226 104H228ZM240 103V102H239ZM257 103V102H256ZM5 104V103H4ZM17 104V103H16ZM16 104H14V106H16ZM44 104V103H43ZM59 104V103H58ZM64 104V106L66 107L67 105H65ZM95 104V103H94ZM100 104V103H99ZM111 104H113L112 106H111ZM110 104V106L111 107H113L114 106V103H111ZM125 104H123V105H125ZM129 104H130V102H129ZM142 104V103H141ZM160 104V103H159ZM185 104H183V105H185ZM201 104V103H200ZM200 104H199V106H200ZM202 104H201V106H202ZM208 104H205L204 106H208L209 107V105ZM243 104H246V101L245 102H243L242 103V105ZM252 104V103H251ZM51 105V104H50ZM62 105V104H61ZM88 105V104H87ZM90 105V104H89ZM101 105V104H100ZM105 105V106H106ZM131 105V104H130ZM129 105V106H130ZM138 105V104H137ZM163 105V104H162ZM163 105V106H164ZM187 105V104H186ZM192 105V104H191ZM224 104H222V107L224 108V107H226V108H228V106L230 107V105L228 104V105H224ZM240 105V104H239ZM248 105H249V103H248ZM248 105H245V107H247ZM4 106H7L6 104L4 105ZM3 106V107H4ZM9 106V105H8ZM13 106V105H12ZM19 105L17 104V107H18ZM23 106V105H22ZM21 106V107H22ZM42 106V105H41ZM45 106V105H44ZM70 106V105H69ZM70 106V107H71ZM74 106V105H73ZM73 106H72V108H73ZM80 106V105H79ZM104 106V107H105ZM106 106V107H107ZM136 106V105H135ZM155 106V105H154ZM158 106V105H157ZM159 106H161V105H159ZM180 106V105H179ZM190 106V105H189ZM213 107V106H215V104L214 105H210V107ZM250 106H252V105H250ZM255 106V105H254ZM24 107V106H23ZM26 107V106H25ZM40 107V106H39ZM63 107V106H62ZM68 107V106H67ZM69 107V108H70ZM76 108H77V106H75ZM74 107V108H75ZM114 107H117V106H114ZM113 107V108H114ZM133 107V106H132ZM141 107H143V106H141ZM165 107V106H164ZM187 107V106H186ZM185 106H184V108H186ZM209 107V108H210ZM237 107H239L240 108V106H237ZM237 107L235 106V108H231V110L230 111H232L233 110V112H235L236 114H238V110L240 111V109H237ZM1 108V107H0ZM10 108H11V106H10ZM26 108H28V107H26ZM103 108V107H102ZM112 108V109H113ZM127 108V106L125 107V109ZM144 108V107H143ZM171 108V107H170ZM180 108V107H179ZM178 108V109H179ZM190 108V107H189ZM188 107H187V109H189ZM194 108V107H193ZM202 108V107H201ZM208 108V109H209ZM215 108H218V110L217 111H219L220 112V107L219 106H215ZM248 108V107H247ZM250 109H251V107H249ZM255 108V107H254ZM253 108V109H254ZM260 108V107H259ZM32 109V110H31ZM36 109H38V108H36ZM52 109V108H51ZM51 109L49 110V111H51ZM67 109V108H66ZM77 109H79V108H77ZM77 109H73V110H69V112L72 114V112L73 111H75V110H77ZM90 109H92V108H90ZM95 109H97V107H95ZM105 109V108H104ZM115 109V108H114ZM124 109V108H123ZM128 109V108H127ZM138 109V108H137ZM153 109H154V107H153ZM156 109H158V108H156ZM166 109V108H165ZM177 109V108H176ZM182 109H183V106H182ZM186 109V110H187ZM196 109H197V107H196ZM225 109V108H224ZM228 109H230V108H228ZM228 109H227V111H228ZM234 109H237V111L235 110L234 111ZM264 109V108H263ZM4 110V109H3ZM10 110V109H9ZM17 110H18V108H17ZM19 110H20V108H19ZM22 110H23V108H22ZM61 110V109H60ZM82 110V108L80 107V110H78V111H81ZM108 110V109H107ZM106 110V111H107ZM129 110H130V108H129ZM171 110V109H170ZM180 110V109H179ZM184 110V109H183ZM182 110V111H183ZM186 110H185V112H186ZM211 110V108L209 109V111ZM215 110V109H214ZM214 110H211L212 112L214 111ZM222 110V109H221ZM226 110V109H225ZM256 110V109H255ZM8 111V110H7ZM21 111V110H20ZM25 111V110H24ZM48 111V112H49ZM57 111V110H56ZM85 111V110H84ZM83 111V112H84ZM97 111V110H96ZM113 111V110H112ZM112 111L110 112V113H112ZM118 111V110H117ZM124 111L125 110H123V113H124ZM128 111V110H127ZM143 111V110H142ZM154 111V110H153ZM157 111V110H156ZM155 111V112H156ZM188 111V110H187ZM193 111V110H192ZM195 111H197V110H195ZM204 111V110H203ZM208 111V112H209ZM216 111V110H215ZM216 111V114H218V117L220 116L219 114L220 113H218ZM230 111H228V112H225L224 114H227L228 113V115H230L229 113H230ZM243 111H245V109L243 110ZM257 111H258V109H257ZM22 113H23V116L26 114H24V112L23 111H21ZM41 112V111H40ZM39 112V113H40ZM47 112V111H46ZM47 112V113H48ZM63 112V111H62ZM86 112V111H85ZM91 112V111H90ZM98 112V111H97ZM173 112V111H172ZM207 112V111H206ZM222 112H224V111H222ZM221 112V113H222ZM246 112V111H245ZM249 112V111H248ZM264 111H262V113H263ZM1 113H3V112H1ZM15 113V115L17 114V112L15 111L14 112ZM28 113V112H27ZM30 113V112H29ZM28 113V114H29ZM43 113H44V111H43ZM65 113H66V111H65ZM70 113H69V116H70ZM75 113V112H74ZM77 113V112H76ZM81 113V112H80ZM134 113V112H133ZM152 113V112H151ZM190 113V112H189ZM199 113V112H198ZM214 113V112H213ZM232 113V112H231ZM240 113V112H239ZM6 114H8V113H6ZM6 114H4V115H6ZM10 114V113H9ZM28 114H26V115H28ZM41 114V113H40ZM51 114V113H50ZM79 114V113H78ZM88 114V113H87ZM95 114V113H94ZM99 113H97L96 115L97 116H99L98 115ZM135 114V113H134ZM139 114H140V116L142 115V113H140L139 112ZM138 114V115H139ZM174 114V113H173ZM196 114V113H195ZM206 114H210V112L209 113H206ZM204 115V114H202V115H204L205 117L207 116V115ZM215 113H214V115H216ZM223 114V115H224ZM233 115H235L234 113H232ZM242 114H244V113H242ZM250 114V113H246L245 114V116L244 117H246V116H248V115ZM26 115H25V118H26ZM62 115V114H61ZM65 115V114H64ZM92 115H93V113H92ZM95 115V117H97ZM113 115V114H112ZM133 115V114H132ZM155 115V114H154ZM212 116H213V114H211ZM211 115H210V117H211ZM222 115V114H221ZM233 115H231V116H233ZM239 116H241V113L240 114H238ZM259 115H262V116H264V113L263 114H260L259 113ZM11 116V115H10ZM19 116V114L17 115V117ZM20 116H22L21 115V113H20ZM37 116H40L39 114L37 115H35L34 116V118H33V122H32V127L34 128L37 124H39V122L41 121V120H39V118L37 119ZM43 116V115H42ZM45 116V115H44ZM68 115H67V117H69ZM120 116V115H119ZM134 117V119H135V124H133V125H137L136 124V122H139L138 124H140V123H142L141 122V120L143 121V117H141V119H137V121H136V118H135V116L136 115H133ZM194 116V115H193ZM209 116V115H208ZM225 116V115H224ZM231 116H226V117H222V119L220 120V119H218L217 121H219L218 123H215L216 121V119L215 120H213V121H211V122H214V123H211V125L212 126H214V125H216V126H214L212 129H214V130H212L211 128H210V130H211V132H212V136H213V134H215L216 136H218V138H215L216 136H214L213 138H215V139H218V140H220L219 139V136H220V134L218 133L219 131H222V129L224 130V128L223 127H229V129L231 128H234V124H235V122H234V118L235 119H237L236 117H231ZM236 116V115H235ZM28 117V116H27ZM30 117V116H29ZM85 117H86V115H85ZM102 117V116H101ZM115 117H117V116H115ZM114 117V118H115ZM131 117V116H130ZM137 117V116H136ZM199 117V119H200V116H198ZM202 117V116H201ZM217 117V115H216V117L214 116V118H218ZM250 117H252V115L250 116ZM260 117L261 116H257L256 118L260 121ZM24 118V117H23ZM22 118V119H23ZM24 118V119H25ZM40 118H41V116H40ZM45 118V117H44ZM60 118H61V116H60ZM62 118H63V116H62ZM65 118V117H64ZM82 118V117H81ZM91 118V117H90ZM89 118V119H90ZM92 118H94V117H92ZM132 118V117H131ZM193 118V117H192ZM207 118V120L208 119H210V118H208V117H206ZM213 118V117H212ZM239 118V117H238ZM243 118V117H242ZM248 118H249V116H248ZM247 117L245 118V120L247 121V122H249L248 120H252L253 121V119L252 118H255V117H252V118H249L248 119ZM264 118V117H263ZM12 119H13V117H12ZM22 119H19L18 118V122H19V125H20V123L23 125L24 123H26V121H22ZM68 119V118H67ZM83 119V118H82ZM89 119H87V120H89ZM95 119V118H94ZM98 119V118H97ZM97 119L95 120V121H97ZM134 119L133 120H131V121H134ZM155 119V118H154ZM198 119V120H199ZM240 119V122H238V120H236L238 123H244V121L242 120L241 121V118H239ZM244 119V118H243ZM14 120V119H13ZM16 120V119H15ZM26 120V119H25ZM28 121H29V119H27ZM55 120V119H54ZM53 120V121H54ZM62 120V119H61ZM66 120V119H65ZM65 120H62V121H65ZM79 120H80V118H79ZM84 120V119H83ZM116 120H117V118H116ZM160 120V119H159ZM192 120V119H191ZM210 120H212V119H210ZM210 120H209V122H210ZM254 120H256V119H254ZM262 120V119H261ZM264 120V119H263ZM1 121V120H0ZM2 121H4V120H2ZM10 121V120H9ZM61 121V122H62ZM100 121V120H99ZM125 121V120H124ZM175 121V120H174ZM257 121V120H256ZM255 121V122H256ZM259 121H257L258 123H259ZM47 122H49V121H47ZM59 122V121H58ZM77 122V121H76ZM88 122V121H87ZM94 122V121H93ZM92 122V127L90 126V129L86 132V135L85 134H83V136L85 135V137L82 139V140H80L79 142H78V145L76 144V146L77 147H74V148H78V150H81V149H85L86 147H88V146H86L85 147V145L86 144H88L89 145V147L87 148V149H89V150H84L83 149V151H89V153L90 152H97L98 150V145H100V143L103 141L102 140V137L99 139V136L97 137L96 135L98 134L97 132L99 131H97V129H96V127H95V124ZM106 122V121H105ZM168 122V121H167ZM170 122V121H169ZM173 122V120H171V123ZM187 122V121H186ZM190 122V121H189ZM187 123V124H190V123ZM192 122H193V120H192ZM196 122V121H195ZM208 122V123H209ZM251 122V121H250ZM254 122V121H253ZM54 123V122H53ZM60 123V122H59ZM65 123V122H64ZM80 123V122H79ZM78 123V124H79ZM116 123V122H115ZM119 123V122H118ZM132 124V122H130V120H129V123L127 124V125H129L130 127H131V124ZM174 123V122H173ZM198 122H196V123H194L193 122V124L191 123L190 124V126H192V125H194V124H197ZM252 123V122H251ZM262 122H260L259 124H261ZM13 124V123H12ZM47 124V123H46ZM72 124V123H71ZM76 124V123H75ZM89 124V123H88ZM87 124V125H88ZM169 124V123H168ZM253 124V127H250V129H248V127H247V129L248 130H252V128H253V131L254 130H256L257 129V127L255 128L254 127V123H252ZM251 124V125H252ZM257 123H255V125H256ZM259 124H257V125H259ZM262 124H264V122L262 123ZM30 125V124H29ZM42 125V124H41ZM40 125V126H41ZM44 125V124H43ZM111 125V124H110ZM132 125V126H133ZM170 125H172V124H170ZM183 125H186V124H182L181 126H183ZM209 125L210 124H208V127H209ZM211 125H210V127H211ZM2 126V125H1ZM14 126V125H13ZM25 126H27V125H25ZM24 125H23V127H25ZM30 126V127H31ZM69 126H70V123H69ZM76 126V125H75ZM97 126V125H96ZM100 126V125H99ZM98 126V127H99ZM174 126V125H173ZM186 126H188V125H186ZM190 126H188V127H190ZM238 126H240V124H238ZM264 126V125H263ZM11 127V126H10ZM16 127H17V125H16ZM21 127V126H20ZM38 127V126H37ZM64 127V126H63ZM67 127V126H66ZM88 127V126H87ZM105 126H103V128H104ZM112 127V126H111ZM123 127V126H122ZM187 127V128H188ZM194 127H195V125H194ZM193 127V128H194ZM261 130H263L264 129V127H263V129L261 128V126L259 125L258 126ZM15 128V127H14ZM13 128V129H14ZM47 128V127H46ZM61 128H62V126H61ZM74 128V127H73ZM76 129H78L77 127H75ZM192 128V127H191ZM206 128V127H205ZM239 128V127H238ZM238 128H234V129H238ZM255 128V129H254ZM29 129V127L27 126V128H25V132L27 131ZM36 129V128H35ZM58 129V128H57ZM71 129H72V127H71ZM87 129V128H86ZM100 129V128H99ZM107 129L108 128H106V131H107ZM169 129V128H168ZM185 129H186V127H185ZM190 129V128H189ZM189 129H187V130H189ZM203 130H200L201 132H205L204 131V128H202ZM209 129V128H208ZM207 129V130H208ZM228 129V128H227ZM226 129V130H227ZM240 129H241V126H240ZM247 129H242L241 130V133L242 132H244L245 130H247ZM11 130V129H10ZM34 130V129H33ZM40 130H41V128H40ZM48 130V129H47ZM49 130H50V128H49ZM104 130V129H103ZM193 130V129H192ZM194 130H195V128H194ZM206 130V129H205ZM206 130V132H208ZM209 130V131H210ZM239 130V129H238ZM258 130V129H257ZM257 130L256 131H254V132H257ZM15 131V130H14ZM13 131V132H14ZM59 131V130H58ZM69 131V130H68ZM77 131V130H76ZM115 131V130H114ZM124 131H126L127 132V129H125ZM124 131H122L123 133H124ZM184 131V130H183ZM200 131H198V134H199V132ZM230 131H232V130H229V131H227V132H229L230 134H232ZM233 131H236V130H233ZM232 131V132H233ZM252 131V132H253ZM264 131V130H263ZM10 132V131H9ZM28 132V131H27ZM75 132V131H74ZM73 132V133H74ZM100 132V131H99ZM138 132V131H137ZM172 132H174V131H172ZM186 132V131H185ZM189 132L191 133L192 131H188V134H189ZM194 132V131H193ZM201 132H200V134H201ZM210 132V133H211ZM247 132V131H246ZM250 131H248L247 132V134L249 133ZM253 132V134H255ZM260 132H262V131H260ZM68 133V132H67ZM107 133V132H106ZM122 133V135H126V134H128V133H124L123 134ZM202 133V136L200 137L201 138V140H204V138H202V137H204L206 134H207V138H208V136H209V134L208 133H206L205 135ZM219 135H218V134ZM229 133H227V140H229V137H231L230 136V134ZM235 133V132H234ZM236 133H238V132H236ZM245 133V132H244ZM45 134V133H44ZM52 133H50V135H51ZM108 134V133H107ZM193 134V136L195 135L194 133H191V134H189V135H192ZM196 134H197V131H196ZM198 134H197V136H198ZM222 134H223V131H222ZM225 134H226V132H225ZM250 134V133H249ZM252 134V133H251ZM250 134V135H251ZM257 134V133H256ZM255 134V135H256ZM20 135V134H19ZM39 135V134H38ZM65 135H66V133H65ZM73 135V134H72ZM75 135V134H74ZM100 135V134H99ZM168 135V134H167ZM177 135V134H176ZM229 135V136H228ZM233 135V134H232ZM241 135H243V133L241 134ZM12 136V135H11ZM22 136V135H21ZM68 136V135H67ZM107 136V135H106ZM129 136V135H128ZM193 136H191V137H193ZM196 136V135H195ZM194 136V138H197V136L195 137ZM210 136H211V134H210ZM209 136V137H210ZM223 136H225L224 134L222 135V137ZM234 136H237L236 134L234 135ZM233 136V137H234ZM238 136H240V134H238ZM252 136V135H251ZM44 137V136H43ZM54 137H56V136H54ZM71 137V136H70ZM76 137V136H75ZM82 137V136H81ZM96 137L98 138L97 140V142H95V143H91V145L89 144L90 143V141L92 140V141H96V140H94V138L96 139ZM104 137V136H103ZM121 137V136H120ZM123 137H125V139L124 140H126V136H123ZM222 137H221V142L223 141V142H225V141H227L226 139H225V141L224 140H222ZM226 137V136H225ZM224 137V138H225ZM233 137H231V138H233ZM250 137V136H249ZM255 137H257V135L255 136ZM16 138H18V137H16ZM45 138V137H44ZM118 138V137H117ZM128 138V137H127ZM223 138V139H224ZM230 138V139H231ZM234 138H236V137H234ZM239 138H241V139H243V138H245V136H243V137H239ZM23 139V138H22ZM29 139V138H28ZM46 139V138H45ZM48 139V138H47ZM129 139V138H128ZM172 139V138H171ZM182 139V138H181ZM190 139H192V138H189V140ZM205 139H206V137H205ZM240 139V141H241V143H240V141H238V142H234V143H239V145L238 146H240V144H242L244 141H246V139L245 140H241ZM256 138H252L251 140H255ZM133 140V139H132ZM206 140H208V139H206ZM205 140V141H206ZM32 141V140H31ZM49 141V140H48ZM109 141H111V140H109ZM134 141V140H133ZM133 141H131L132 142V144H133ZM139 141V140H138ZM164 141V140H163ZM196 141V142H195ZM195 141L194 140H191V141H187V143L188 142H194L195 144L193 145V143H192V145L193 146H196V143L198 144V142L197 141H199L200 142V139L198 138V140H196L195 139ZM205 141H203L204 142V145H205ZM210 141V140H209ZM208 141V142H209ZM217 141V140H216ZM232 141H233V139H232ZM231 141V142H232ZM235 141H236V139H235ZM25 142V141H24ZM27 142H29V141H27ZM26 142V143H27ZM65 142V141H64ZM70 142V141H69ZM128 142H130V141H127V143ZM130 142V143H131ZM135 142V141H134ZM137 142V141H136ZM207 141H206V143H208ZM221 142H219L218 144H220L221 146H222V144H223V142H222V144H221ZM228 142V141H227ZM247 142V141H246ZM249 142V141H248ZM252 142V141H251ZM202 143V142H201ZM216 143V142H215ZM233 143V142H232ZM232 143H229V145L230 144H232ZM233 143V144H234ZM245 143V142H244ZM244 143H243V145H244ZM13 144V143H12ZM25 144V143H24ZM28 144V143H27ZM25 145V146H28V147H30L29 145ZM30 144V143H29ZM119 144V143H118ZM203 144V143H202ZM211 145L213 144L214 146H215V144H214V140H213V143H210ZM217 144V145H218ZM224 144H226V143H224ZM224 144H223V146H224ZM232 144V145H233ZM45 145V144H44ZM106 145V144H105ZM112 145V144H111ZM115 145V144H114ZM128 145H129V143H128ZM131 145V144H130ZM188 145H190V147H191V144L190 143H188ZM211 145H210V147H209V145L208 144H206L205 146L207 147H209L208 149H210L211 148ZM213 145H212V147H213ZM216 145V146H217ZM232 145H230V146H232ZM32 146V145H31ZM47 146V145H46ZM136 146H137V144H136ZM144 146V145H143ZM162 146V145H161ZM163 146H164V144H163ZM192 146V147H193ZM201 146H203V145H201ZM205 146H203V147H205ZM242 146V145H241ZM24 147V146H23ZM27 147V148H28ZM62 147V146H61ZM97 147V149H95ZM108 147H109V145H108ZM140 147V146H139ZM159 147V146H158ZM199 147H200V143H199ZM202 147V148H203ZM217 147H219L220 149H221V151H222V148H224V147H220V146H217ZM226 148H228L229 146H225ZM234 147H236V146H234ZM18 148V147H17ZM107 147H105L104 148V150L106 149ZM120 148V147H119ZM135 148V147H134ZM154 148V147H153ZM194 148V147H193ZM233 148V147H232ZM231 148V149H232ZM241 148V147H240ZM245 148V147H244ZM24 149V148H23ZM26 149V148H25ZM32 149H34L33 147H32ZM76 149L74 150L73 149V152L74 153H76L77 154V152H78V155H80L79 154V152L80 151H76ZM139 149V148H138ZM144 149V148H143ZM160 149H162V148H160ZM164 149V148H163ZM200 149V148H199ZM213 149V148H212ZM229 149V148H228ZM228 149H224V152L227 150L228 151ZM235 149V148H234ZM13 150H14V148H13ZM29 150V149H28ZM37 150V149H36ZM65 150V149H64ZM97 150V151H96ZM99 150H100V148H99ZM103 150V151H104ZM109 150V149H108ZM116 150V149H115ZM134 150V149H133ZM145 150H146V148H145ZM145 150H139V151H135V155L134 156H132V159L130 160V161H128L127 163V165H125V167L123 168V170L120 172V173H118V174H116L113 178L110 176L109 177V181H105V183L101 186V187H98V188H96L95 190L93 189V192L91 191V196H90V198L88 197V200H85L84 202H82V204H80L79 206H77L76 207V205L74 204V206H75V208L73 209V211H72V209H71V211L73 212L72 214H70L71 215V220H72V222L70 223H68L67 224V226L65 227V230H63V232L61 233V234H59L58 235V237H56L52 242H50V243H47V245H45V246H43L42 248H39V249H37V250H34V251H31V252H27L24 256H23V260L19 263V264H105V263H103L102 261H105V260H107V259H109L110 260V263L109 262H107V261H105V262H107L108 264H121V263H123V262H120L119 263V260H120V258L122 257L123 259L125 258V256H122V255H125V254H127L126 252H128V250L129 249H131L132 248V245H133V243L135 242H137L138 243V241H135L137 238H139V237H141V236H139L140 234H141V232H140V230H142V228L144 227V229L143 230H145V231H143L142 230V233H144V232H146V229H145V227H146V225H148L149 227L151 226L150 225V223H152L153 221H158V220H161V218L164 216V213L167 211L166 209V211L164 212L163 211V204L162 205H160V204H156L155 203V205H153V207L150 209L149 207L152 205V203H154V202H156L157 200V198H159V194H160V192H162V188H163V186L166 188V186H170V187H172L171 189H169L168 190V192H170V194H172L173 192H175L176 191V189H178V188H181V187H186V186H184L185 184H183V185H181V184H178V182H188L187 184H189V179L191 178H189V176H191V175H193V172H195L194 170L196 169H198V168H200L199 166H201V165H204V164H206V163H208V162H210V164H211V161H217L218 159H219V155L217 156L218 157V159L217 160H214L215 158H217V157H215L214 158V155L212 156V154H210V153H212V150H211V152L210 153H208V155H209V157H205V158H203V156L202 155H200L199 153H203V151H201L202 149H200L199 151H201V152H197V154H199V156H201V159L199 160L198 158V156L197 157H194L193 158V160L194 161H196L195 160V158H197L199 161L197 162L198 164H197V167L195 166L196 164H194V166H195V169H192V171H191V165H190V168L188 167L189 166V164H193V162H192V160L190 159V156L191 155H193L194 154V156H195V153L196 152H193V154H191L192 153V149L191 148H187V149H185L178 157H176V156H174V157H176L175 159L176 160H174V162H172V164L170 165V164H168V166H169V168H166V170H164V171H161V173H156V174H150V175H148V177L146 176V178H145V180H143L142 179V182H141V180L139 181V179H138V177L140 178V176H138V172H140V170L142 169V166H143V163H144V161H145V159L146 158H148L147 157V151H145ZM194 150H197V149H194ZM203 150H204V148H203ZM209 150V151H210ZM230 150V149H229ZM233 150V149H232ZM240 150H242V149H240ZM54 151V150H53ZM63 151V150H62ZM82 150H81V152H83ZM102 151V152H103ZM124 151V150H123ZM156 151H157V148H156ZM155 151V152H156ZM159 151V150H158ZM164 151V150H163ZM178 151V150H177ZM204 151H207V148H206V150H204ZM246 151V150H245ZM26 152V151H25ZM25 152H23V154L25 153ZM31 152H32V150H31ZM34 152V151H33ZM57 152V151H56ZM219 152L220 151H218L217 150V154H219ZM223 152V151H222ZM88 153V152H87ZM100 153H101V151H100ZM111 153V152H110ZM114 153V152H113ZM148 153H149V150H148ZM160 153V152H159ZM158 153V154H159ZM162 153V152H161ZM160 153V154H161ZM177 153V152H176ZM215 152L213 151V154H214ZM241 153V152H240ZM27 154V153H26ZM36 154H38V153H36ZM53 154V153H52ZM94 154H96V153H94ZM99 154V152H97V155ZM103 154V153H102ZM156 154V153H155ZM157 154V155H158ZM162 154H164V153H162ZM161 154V155H162ZM217 154H215V156L217 155ZM40 155V154H39ZM66 155H67V153H66ZM90 155H91V153H90ZM96 155V156H97ZM104 155V154H103ZM103 155H102V157H103ZM107 155V154H106ZM109 155V154H108ZM204 155V154H203ZM205 155L207 156V154H206V152H205ZM28 156V155H27ZM26 156V157H27ZM56 156V155H55ZM60 156V155H59ZM77 156V155H76ZM95 156V155H94ZM95 156V157H96ZM156 156V155H155ZM169 156V155H168ZM211 156V157H210ZM78 157V156H77ZM90 157V156H89ZM92 157V156H91ZM94 157V158H95ZM125 157V156H124ZM151 157H153V156H151ZM164 157V156H163ZM83 158V157H82ZM99 158H101V157H99ZM130 158V157H129ZM128 158V159H129ZM165 158V157H164ZM189 158V159H188ZM191 158H192V156H191ZM203 158V159H202ZM30 159V158H29ZM57 159V158H56ZM81 159V158H80ZM114 159V158H113ZM188 159V160H187ZM213 159V160H212ZM39 160V159H38ZM43 160V159H42ZM74 160V159H73ZM89 160H90V158H89ZM100 160H102V159H100ZM106 160V159H105ZM109 160V159H108ZM111 160V159H110ZM109 160V161H110ZM83 161H85L84 159H83ZM166 160H164V162H165ZM168 161V160H167ZM167 161H166V163H167ZM190 161V163L188 164V162ZM74 162V161H73ZM90 162V161H89ZM196 162H194V163H196ZM215 162H213V164H215ZM47 163V162H46ZM86 163V162H85ZM87 163H88V161H87ZM217 163H218V161H217ZM82 164V163H81ZM188 164V165H187ZM213 164L212 165H210V166H213ZM13 165V164H12ZM45 165V164H44ZM43 165V166H44ZM103 165H104V162H103ZM164 165V164H163ZM167 164H165L164 166L165 167H168V166H166ZM217 165V164H216ZM9 166V165H8ZM115 166H116V164H115ZM206 166L207 167H209V165L208 164H206ZM206 166H204L205 168H207ZM215 166V165H214ZM12 167V166H11ZM45 167V166H44ZM53 167V166H52ZM77 167V166H76ZM84 167H85V165H84ZM186 167H188L190 170L188 171V170H186L187 168ZM193 167V166H192ZM201 167H203V166H201ZM223 167V166H222ZM262 167V166H261ZM48 168V167H47ZM47 168H46V170H47ZM60 168V167H59ZM80 168H82V167H80ZM80 168H79V170H80ZM98 168V167H97ZM111 168V167H110ZM159 168V167H158ZM194 168V167H193ZM8 169V168H7ZM52 169V168H51ZM65 169V168H64ZM85 169H87V168H84V170ZM120 169V168H119ZM163 169H164V167H163ZM209 169H211V168H209ZM228 169V168H227ZM263 168H261V169H256V171H259V170H262ZM41 170V169H40ZM53 170V169H52ZM51 170V171H52ZM66 170H67V168H66ZM208 170V169H207ZM48 171H50V170H48ZM54 171V170H53ZM59 171V170H58ZM142 171V170H141ZM202 171H203V169H202ZM215 171H216V169H215ZM221 171V170H220ZM222 171H224V170H222ZM263 171V170H262ZM262 171H260V172H262ZM35 172V171H34ZM60 172V171H59ZM58 172V173H59ZM80 172H81V170H80ZM145 172V171H144ZM198 172V171H197ZM204 172V171H203ZM214 172V171H213ZM246 172V171H245ZM259 172V174H261ZM7 173V172H6ZM37 173V172H36ZM44 173H46V171L44 172ZM43 173V174H44ZM49 173H51V172H48V174ZM54 172H52V174H53ZM202 173V172H201ZM208 173H210V172H207V174ZM212 173V172H211ZM210 173V174H211ZM253 173H254V170H253ZM253 173H251L250 172V174H248V172H247V174L248 175H250V177H251V181L253 182V184L255 185V183L257 184V181L258 180H261L262 181V178L260 179L259 177H258V172H257V174L256 173H254V174H256L255 175V178L257 179H254V175H253ZM264 173V171L262 172V174ZM141 174V173H140ZM198 174H200V172L198 173ZM214 174H215V172H214ZM214 174H212V175H214ZM216 174H219V173H216ZM245 174V173H244ZM246 174V175H247ZM251 174L253 175V176H251ZM7 175H9V174H7ZM41 175V174H40ZM40 175H38L39 177H41ZM50 175L51 174H49V177H50ZM55 175V174H54ZM80 175V174H79ZM102 175V174H101ZM211 175V177L213 178V176ZM223 175V174H222ZM225 175V174H224ZM246 175L244 176V179H246L247 177H246ZM247 175V176H248ZM35 176V175H34ZM37 176V177H38ZM43 177H44V175H42ZM47 176V175H46ZM45 176V177H46ZM51 176H53V175H51ZM198 176V175H197ZM206 176V175H205ZM216 176V175H215ZM264 176V175H263ZM262 175H261V177H263ZM48 177V176H47ZM48 177V178H49ZM143 177H145V176H143ZM224 177V176H223ZM223 177H221V178H223ZM234 177V176H233ZM241 177H243V176H241ZM241 177H239V178H241ZM246 177V178H245ZM253 177V178H252ZM7 178V177H6ZM25 178V177H24ZM47 178V179H48ZM64 178V177H63ZM84 178V177H83ZM217 178H220V176L219 177H217L216 176V178H215V180L217 181ZM225 178H227V177H225ZM224 178V179H225ZM230 178V177H229ZM259 178V179H258ZM1 179V178H0ZM2 179H3V177H2ZM1 179V180H2ZM40 179V178H39ZM43 179V178H42ZM52 179V181H53V179H54V177H52L51 178ZM69 179V178H68ZM76 179V178H75ZM187 179H188V181H187ZM224 179H221L222 181L224 180ZM263 179H264V177H263ZM10 180V179H9ZM49 180V179H48ZM48 180H44V181H47L48 182ZM89 180V179H88ZM195 180V179H194ZM213 179H211L210 181H212ZM228 180V179H227ZM227 180H225V181H227ZM232 180V179H231ZM236 181L237 183L240 181H237L236 179H234L233 178V180L232 181ZM243 180V178H241V181ZM256 180V181H255ZM37 181H38V179H37ZM42 181V180H41ZM41 181H39V183L41 182ZM49 181H51V180H49ZM52 181L50 182V183H52ZM55 181V180H54ZM76 181V180H75ZM101 181H102V179H101ZM218 181H219V179H218ZM217 181V182H218ZM264 181V180H263ZM4 182V181H3ZM2 182V183H3ZM43 182V181H42ZM40 183L41 185H43V184H45V183ZM46 182V183H47ZM61 181H59V183H60ZM63 182V181H62ZM61 182V183H62ZM221 181H219V186L218 185H216V184H213L214 182L212 181V184H213V187L212 186H210L209 185V182H208V185L210 186V188L209 189H207V190H204L203 191V193H201L199 196H197V197H192L193 198V200H192V202L191 201H189V202H191L190 204L188 203V205H187V207L186 208H184V210H183V212L181 213L179 210H181L180 208H179V212L181 213V214H179V212L178 213H175L176 214V216H174V218L171 220V221H168L169 223L167 224V226L165 227V230L164 231H162V232H164L163 234L161 233V238H160V240L157 242L156 240H157V238L159 237L158 235V237L155 235V237H157V238H155V240H153L154 241V243L156 244V245H154L153 247H152V249L151 248H149V246H148V241L146 242V241H143V242H146V243H148L147 244V246H148V248H149V250H147V249H145V250H142V251H140L137 247H135V246H137L136 244H134L135 246V249L137 248L139 251H140V253L138 254V256H137V258H139V259H137L136 258V256H134L136 253L135 252H133L134 251V249L132 248V253H133V256L138 260V261H140L141 262V264H164L165 262H167L168 260V258L167 257H171V254H174V251L175 250H177V249H181V247H183V252L180 254V251H179V256H175V255H177V251H175V252H177L174 256L175 257H177V258H174V260L172 261V257L170 258L171 260H169L170 262H171V264H264V256L263 257H259L260 255H258V253L260 254V251L262 250L261 249V245L263 246V244H261V243H264V241H263V237H264V235H263V237H262V240H261V242L259 243L258 241V245H260L259 247H260V251L259 250H257V255H258V258H256L257 256H256V252L254 251V249H252V248H255V246H252V248H250L249 249V247H247L248 248V251L250 252V250L252 249L254 252H255V259L257 260H255L254 259V257H252L253 258V260L250 262H244V258H246V260H248L247 259V255L249 254H246L247 253V249H245L244 251H239V252H237V253H235V250L236 249H234L233 247L235 246V244H236V242H237V240H236V238H235V236H233V235H229V234H231L232 232L230 231H227V230H229V229H225L223 226H226V225H228L227 223H228V221H231V220H226L225 221V219H221V218H219V216H221V215H229V219H232V217L233 216H235L234 214H233V212H235L234 210H232L233 208H232V206L236 203V202H238L240 205H242L243 207H244V205H246L247 204V206L249 207V204L247 203V202H243V201H241V202H243L244 203V205L243 204H241V202H240V198L242 197V195L244 194L243 192H242V190H244L245 188H243V186H242V188H240V187H238V185H237V183H235L236 185H233V186H235V187H237L236 189H235V187H234V191H231L232 192V198L234 199V200H238V201H234L233 199V201L235 202L232 206L230 205L231 203H229L227 200L229 199H226L225 201H223L221 204L219 203L218 204V208H217V212L214 214V218H213V215H208V216H206V214L208 213V214H210L209 213V211L212 209V207L214 206V204L215 203H218V202H216V201H218V195H219V192L221 191H219L218 192V187L220 188L222 185V187H224V182H221ZM243 182V181H242ZM245 182V181H244ZM243 182V183H244ZM246 182H247V180H246ZM251 182V183H252ZM0 183H1V181H0ZM1 183V184H2ZM9 183V182H8ZM35 183V182H34ZM33 183V184H34ZM58 182H57V184H59ZM60 183V184H61ZM191 183V182H190ZM231 183V182H230ZM242 183V185H244ZM259 183V182H258ZM262 183V182H261ZM260 183V184H261ZM31 184V183H30ZM35 184H37V185H34V187L32 186V185H30V186H26V187H32V190L30 191V189L29 190H27V191H30V192H24L23 194H20V195H18V199H16V200H14V201H10L9 200V205H11V206H8V207H10V210H9V212L7 213V211L5 212V214L7 213L8 214V216H9V213L11 212L12 213V209H14V208H16L15 207V205L16 204H19V205H21L20 204V202L22 203V201H29L27 198H30L29 197V195H31L32 193H34L35 194V196H34V198H33V200H32V198H31V200L30 201H34V199L38 202V204H39V202L41 203L42 201H44L45 200V202H47L46 204L44 203V205H42V207L41 208H43V207H45L43 210L45 211V214H47L48 213V215H51V213L52 212H56L57 210H60L59 209V205L62 207V205L64 204V203H67L65 200H66V197H67V195H68V191H65V192H62L63 194H62V197H59L60 199H62V200H60L59 198H49V196L47 195V196H45L46 194H42L41 195V193H43V188H42V186H40V188L41 189H43V190H41L39 187H38V182L37 183H35ZM186 184V185H187ZM227 184H228V181H227V183H226V187H227ZM233 184H234V182H233ZM240 184H241V182H240ZM260 184H258V185H260ZM48 185H50L49 183H48ZM178 185H181L180 187H177ZM221 185V186H220ZM229 185V184H228ZM231 186H232V183L230 184ZM253 185V186H254ZM53 186H54V183H53ZM52 186V187H53ZM61 186V185H60ZM90 186V185H89ZM208 186V187H209ZM232 186V187H233ZM245 186V185H244ZM44 187V186H43ZM59 187V185L57 186V188ZM188 187V186H187ZM206 187V186H205ZM226 187H224V189L225 190H227L226 189ZM231 187V189L233 190V188ZM261 187H263V184H262V186ZM56 188V189H57ZM65 188V187H64ZM71 188H72V186H71ZM194 188V187H193ZM228 188V187H227ZM246 188H247V186H246ZM253 188V187H252ZM23 189H25V188H23ZM45 189H46V187H45ZM51 189V188H50ZM59 189V188H58ZM63 189V188H62ZM70 189V188H69ZM185 189V188H184ZM187 189V188H186ZM183 190L182 189V191L184 192V191H186V193H187V190ZM191 188H189V191H190V193H191V191L192 190H190ZM221 189V188H220ZM228 189H230V188H228ZM230 189V190H231ZM248 189V188H247ZM247 189H245V190H247ZM255 189H257V188H255ZM22 190V189H21ZM60 190V189H59ZM68 190V189H67ZM180 189H178V191L177 192H175V193H177L178 194V192H179V194L181 193L180 191H179ZM194 190V189H193ZM223 190V189H222ZM224 190V191H225ZM230 190H229V192H230ZM249 190V189H248ZM262 190H264V189H262ZM261 190V191H262ZM55 191V190H54ZM70 191H71V189H70ZM164 191V190H163ZM188 191V192H189ZM199 191V190H198ZM261 191H258V192H261ZM22 192V191H21ZM21 192H19V193H21ZM44 192H45V190H44ZM168 192H166L165 191V193H166V195H169V193ZM182 192V193H183ZM228 192V191H227ZM228 192V193H229ZM245 192V191H244ZM247 192V191H246ZM255 192V191H254ZM1 193V192H0ZM79 193V192H78ZM165 193H163L164 195H165ZM182 193H181V195H182ZM185 193V194H186ZM221 193V192H220ZM224 193V192H223ZM228 193H227V195H228ZM249 193V192H248ZM33 194V195H34ZM71 194V193H70ZM162 194V193H161ZM162 194V195H163ZM184 194V193H183ZM195 194V193H194ZM198 194V193H197ZM247 194V193H246ZM251 194L252 195H254V193L253 192H251ZM261 194V193H260ZM259 194V195H260ZM33 195H31V197L33 196ZM166 195H165V197H166ZM191 195V194H190ZM224 195V194H223ZM229 195L227 196V197H229ZM251 195V196H252ZM258 195V196H259ZM4 196V195H3ZM58 196V195H57ZM73 196V195H72ZM161 196V195H160ZM171 196V195H170ZM187 196V195H186ZM189 196V195H188ZM243 196H245V195H243ZM247 196V195H246ZM245 196V198H247ZM249 197L247 198L248 200H249V198H250V193H249V195H248ZM255 196V195H254ZM56 197V196H55ZM75 197V196H74ZM87 197V196H86ZM169 197V196H168ZM181 197V196H180ZM190 198H191V196H189ZM219 197H220V195H219ZM222 197H226V196H222ZM230 197V198H231ZM259 197H261V196H259ZM71 198V197H70ZM147 198V201L146 202H144L145 200L144 199H146ZM177 198H178V196H177ZM176 198V199H177ZM182 198V197H181ZM244 198V199H245ZM2 199V198H1ZM27 199V200H26ZM162 199V198H161ZM186 199H188V198H186ZM260 199V198H259ZM13 200V199H12ZM160 200V199H159ZM180 200V199H179ZM184 200V199H183ZM189 200V199H188ZM187 200V201H188ZM222 200V199H221ZM242 200H243V198H242ZM263 201H264V199H262ZM261 200V202H263ZM35 201V202H36ZM230 202H231V199L229 200ZM245 201H246V199H245ZM250 201L252 202V197L250 198ZM249 201V202H250ZM5 202V201H4ZM160 202V201H159ZM165 202V201H164ZM186 202V201H185ZM184 201H183V204L185 203ZM228 202V203H227ZM253 202H256L255 201V197H254V200H253ZM3 203V202H2ZM1 203V204H2ZM25 204H26V202H24ZM70 203H72V202H70ZM78 203V202H77ZM161 203V202H160ZM176 203V202H175ZM264 203V202H263ZM262 203V204H263ZM30 204V203H29ZM33 204V203H32ZM35 204V203H34ZM33 204V205H34ZM37 204V205H38ZM182 204V205H183ZM237 204V203H236ZM234 205V207H236L237 206V208L239 207L238 206V204L237 205ZM6 205V204H5ZM7 205H8V203H7ZM18 205V206H19ZM65 205V204H64ZM71 205V204H70ZM184 205H186V204H184ZM260 205V204H259ZM27 206H30V205H27ZM41 206V205H40ZM58 206V207H57ZM167 206V205H166ZM175 206V205H174ZM247 206H245L246 208H247ZM251 206V205H250ZM263 206V205H262ZM21 207V206H20ZM20 207H19V210H20ZM60 207V208H61ZM65 207V206H64ZM70 207V206H69ZM180 207H182V206H180ZM183 207H185V206H183ZM182 207V208H183ZM217 207V205H215V207L213 208V209H215ZM241 207V206H240ZM242 207V208H243ZM40 208V207H39ZM63 208V207H62ZM72 208V207H71ZM150 209V211L148 212H146V210L147 209ZM250 208V207H249ZM22 209V208H21ZM24 209H26V208H24ZM4 209H2L1 211H3ZM7 210V209H6ZM63 210V209H62ZM247 210V209H246ZM5 211V210H4ZM215 211H216V209H215ZM238 211H240L239 209H238ZM14 212V211H13ZM18 212V210H16V213ZM68 212H69V210H68ZM144 212H145V214H146V216L143 218V216H144ZM164 212V213H163ZM175 212V211H174ZM177 212V211H176ZM214 212V211H213ZM243 212V211H242ZM251 212V211H250ZM263 212H264V209H263ZM212 213V212H211ZM239 213H241V211L240 212H236V214H237V217H238V219H240V215H239ZM245 213H247L245 210H244V213H243V216H244V214ZM249 213V212H248ZM262 213V212H261ZM4 214V215H5ZM69 213H67V215H68ZM166 214H167V212H166ZM173 214V213H172ZM177 214H179V215H177ZM3 215V216H4ZM30 215V214H29ZM43 215V214H42ZM167 215H169V214H167ZM167 215H165V217L167 216ZM233 215V216H232ZM242 215V214H241ZM246 215H248V214H246ZM2 216V217H3ZM10 216H11V214H10ZM13 216H16L15 214L13 215L12 214V217H11V219H13ZM128 216V217H127ZM138 217L137 218V223L138 224H136V226L134 225V227H133V225H131L133 228H132V232H130V233H124V234H127V236L126 237H122L121 236V234H119V233H121V231H122V229L126 226L127 227V225L129 224L130 225V219H129V222L130 223H126V222H124V223H126L124 226H123V224L124 223H122L124 220L126 221V219L127 218H129V217ZM213 218H211V217ZM240 216V217H239ZM264 216V215H263ZM262 216V217H263ZM126 217V218H125ZM134 217V218H135ZM173 217V216H172ZM171 217V218H172ZM222 217V216H221ZM237 217H235V218H233V220L234 219H237ZM251 216H249V217H247V219L248 218H250ZM252 217H253V215H252ZM262 217H261V215H260V219H262ZM15 218V217H14ZM41 218V217H40ZM68 218V217H67ZM219 218V219H218ZM224 218V217H223ZM225 218H226V216H225ZM242 218H244V217H242ZM241 218V219H242ZM257 218H259V217H256V219ZM0 219H1V217H0ZM5 219H6V217H5ZM4 219V220H5ZM141 219V220H140ZM162 219H165V218H162ZM166 219H167V217H166ZM165 219V220H166ZM169 220H170V218H168ZM217 219H218V224L220 223L219 222V220H222V222L223 221H225V225L223 224V223H221V224H223L221 227L223 228V231H220L221 230V228H218L220 225H218L217 226V228H215L216 226L215 225H217ZM259 219V220H260ZM264 219V218H263ZM3 220V219H2ZM3 220V221H4ZM7 220H9V218L7 217ZM59 220V219H58ZM66 220V219H65ZM232 220V221H233ZM249 220V219H248ZM1 221V220H0ZM41 221V220H40ZM69 221H70V219H69ZM128 221V220H127ZM132 221L134 222V220H133V218H132ZM140 221V222H139ZM232 221L230 222V224H232V225H234L233 223H232ZM252 221V218L250 219V221L249 222H247V220H246V222H247V224L248 223H250ZM264 221V220H263ZM166 222V221H165ZM234 222V221H233ZM235 222H236V220H235ZM240 222V221H239ZM241 222H243V221H241ZM240 222V223H241ZM245 222V223H246ZM9 223H10V220H9ZM157 223V222H156ZM160 223H161V221H160ZM163 223V222H162ZM244 222H243V225L245 224ZM4 224V223H3ZM134 224V223H133ZM146 224V225H145ZM238 224V223H237ZM252 224V226H249V228L251 229L254 225H253V223H251ZM2 225V224H1ZM8 226H9V224H7ZM11 225V224H10ZM128 225V226H129ZM142 225H143V227H142ZM232 225H230V226H232ZM242 224H240V226H241ZM243 225L241 226V229H242V227H243ZM249 225V224H248ZM247 225V226H248ZM7 226V227H8ZM164 226V225H163ZM238 226V225H237ZM245 226V225H244ZM256 226H257V224H256ZM6 227V226H5ZM6 227V228H7ZM14 227V226H13ZM20 227V226H19ZM125 227V228H126ZM227 227V226H226ZM246 227V226H245ZM259 227V226H258ZM128 228V227H127ZM154 228V227H153ZM163 228V227H162ZM228 228H229V226H228ZM234 228V227H233ZM249 228H247L248 230L246 231V228H244L243 227V231H244V229H245V233L246 234H250L251 232V235L253 234V235H255V236H253V238L255 237V240L257 239L256 237H257V235H259L257 232H256V234H254L253 233V229H255L254 227H253V229L252 230H250L251 232L249 233L248 231H249ZM262 228V227H261ZM129 229H130V227H129ZM147 229H148V227H147ZM220 229V230H219ZM256 229H257V227H256ZM264 229V228H263ZM6 230V229H5ZM125 230V229H124ZM123 230V231H124ZM127 230V229H126ZM126 230H125V232H126ZM133 230H134V232H133ZM233 230V229H232ZM237 230H239V228H237ZM260 230V229H259ZM123 231H122V234H123ZM129 231V230H128ZM127 231V232H128ZM157 231V230H156ZM159 231V230H158ZM161 231V230H160ZM242 231V230H241ZM242 231V232H243ZM256 231V230H255ZM254 231V232H255ZM258 231V230H257ZM263 231V230H262ZM150 232H152V230L150 231ZM227 232H229V234L227 233ZM242 232H239L240 234L242 233ZM152 233H154L155 234V232H152ZM238 233V234H239ZM14 234V233H13ZM22 234V233H21ZM123 234V235H124ZM149 234V233H148ZM153 234V235H154ZM233 234V233H232ZM235 234V233H234ZM244 234V233H243ZM243 234H241L240 235V237L243 235ZM245 234V235H246ZM263 234H264V232H263ZM8 235V234H7ZM152 235V234H151ZM150 235V236H151ZM245 235H243L245 238L246 237H248V238H246V239H248V241H249V237L250 236H245ZM21 236V235H20ZM125 236V235H124ZM138 236V237H137ZM260 237H261V232H260V235H259ZM13 237V236H12ZM16 237V236H15ZM19 237V236H18ZM29 237V236H28ZM55 237V236H54ZM53 237V238H54ZM116 237H118V239L116 238ZM152 237V236H151ZM150 237V238H151ZM214 237H216V239L214 238ZM237 237V236H236ZM243 237V238H244ZM252 237V236H251ZM250 237V239H252ZM153 239H154V237H152ZM239 238V237H238ZM242 238V237H241ZM115 239H117V241H118V245L116 246V245H113V247H117V250H113V252L114 253H112V259H111V256L109 257L108 255L110 254V251H112V249H109V253H107L106 255L108 256L107 257V259L105 258V260H103L104 259V257H106V256H102V254H103V252L104 251H108V246L110 247L112 244L111 243H113V241H114V243L113 244H115V242H117V241H115ZM141 239V238H140ZM144 239V238H143ZM142 239V240H143ZM214 239V240H213ZM240 239V238H239ZM25 240V239H24ZM24 240H23V242H24ZM139 240V239H138ZM147 240H149V239H147ZM151 240V239H150ZM149 240V241H150ZM47 241V240H46ZM140 242H141V240H139ZM152 241V240H151ZM213 241V242H212ZM241 241V240H240ZM243 241V243L245 242L247 245H249L248 244V241H244V239L242 240ZM253 241V240H252ZM263 241V242H262ZM6 242V241H5ZM17 242V241H16ZM140 242L138 243V244H140ZM157 242V243H156ZM251 242V241H250ZM146 243H145V245H146ZM242 243V244H243ZM244 243V248H245V244ZM253 243H255V241H253ZM111 244V245H110ZM150 244H152V243H150ZM149 244V245H150ZM9 245V244H8ZM16 245V244H15ZM44 245V244H43ZM141 245H142V243H141ZM141 245H139V246H141ZM239 245V244H238ZM253 245V244H252ZM255 245V244H254ZM27 246V245H26ZM138 246V247H139ZM144 246V245H143ZM147 246H145V247H147ZM250 247H251V244L249 245ZM7 247V246H6ZM35 247V246H34ZM112 247V246H111ZM110 247V248H111ZM180 247V248H179ZM264 247V246H263ZM262 247V248H263ZM20 248V247H19ZM107 248V249H106ZM142 248H144V247H142ZM198 248H200V251L201 252H199V251H196ZM258 248V247H257ZM25 249V248H24ZM151 249V250H150ZM234 249V250H233ZM259 249V248H258ZM21 250V249H20ZM28 250V249H27ZM147 250V251H146ZM256 250V249H255ZM29 251H30V249H29ZM130 251V250H129ZM139 251H137V252H139ZM20 252V251H19ZM196 252H198V253H196ZM23 253V252H22ZM253 253V252H252ZM263 253V252H262ZM128 254H129V252H128ZM104 255V254H103ZM130 255H132V254H130ZM263 255H264V253H263ZM100 256H102L103 258H102V261H100ZM173 256V255H172ZM250 256H252V254L251 255H249V258H250ZM126 257H128V255L126 256ZM121 258V260L120 261H122L123 259ZM251 258V259H252ZM261 258V259H260ZM126 259H130V258H126ZM126 259H124V260H126ZM133 259V258H132ZM136 259H134V260H136ZM167 261H166V260ZM123 260V261H124ZM134 260H132V261H134ZM165 260V261H164ZM127 261V260H126ZM131 261V260H130ZM129 261V262H130ZM138 261L136 262L137 264H138ZM169 261L167 262L168 264H170L169 263ZM8 262H10V261H8ZM7 262V263H8ZM129 262H127V264H129ZM164 262V263H163ZM133 263H135V261L134 262H131V264H133ZM166 263V264H167ZM1 264V263H0ZM124 264V263H123ZM140 264V263H139Z\"/></svg>",
    "mask_w": 264,
    "mask_h": 264
}]
</instances>
